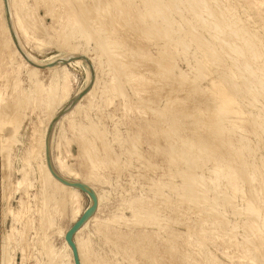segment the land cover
Returning a JSON list of instances; mask_svg holds the SVG:
<instances>
[{
    "label": "rangeland",
    "instance_id": "rangeland-1",
    "mask_svg": "<svg viewBox=\"0 0 264 264\" xmlns=\"http://www.w3.org/2000/svg\"><path fill=\"white\" fill-rule=\"evenodd\" d=\"M69 1H70V3H69ZM74 1V2H73ZM83 1V0H82ZM82 1H80L79 0V2H78V0H27L26 2L24 1H22V0H20V1H18V2H20L19 3V11L21 10V14H22V21H23V26H22V28L20 27V26H18L17 25V21L15 20V18L13 17V15L11 14V24H10V22H9V19H8V14H7V10H6V5H5V0H0V61L1 60H3V61H1V63H0V65L2 64V66H0V73L2 74V75H0V92H2L1 94H0V98H2V100H4V101H2L1 99V102L2 103H0V160L2 161L3 160V162H1L0 161V264H41L42 263V260H43V264H64L65 262H66V260L64 261L62 258H58V257H53V260L52 261H50L51 259H52V256H49L50 255V250H55V251H61L62 250V248L65 246V241H67V235L69 234V232L74 228V226H76V224H78L79 223V221L83 218V216L87 213V211L93 206V202H92V199H91V197L88 195V194H85V193H82L81 192V201L79 202L80 203V206H79V204H78V207H77V210L76 211H78V216H80V218L74 223L73 222V220H72V216H73V214H72V211H73V207L71 206V205H68L67 206V208H66V210H67V212L66 211H64V212H66V213H64V215H58V214H56L55 216H54V222H55V225H53V223L54 222H49V221H47L44 217H43V213H42V209H43V202L45 201L44 199H45V196H47V194L45 193L46 191H45V187L47 186V183L45 184L44 183V179H43V177H45V171H50L51 172V170H50V168H49V162H48V150L50 151V155H51V160H52V163H53V165H54V167H55V170L57 171V168H56V166L58 167V168H60L59 166L61 165V164H63L64 166H66L67 167V169H69L70 171H72V172H74V173H77L79 176H80V178H85V179H88L89 177L88 176H90L91 174H93V171H94V174H95V177L94 178H99L100 176H101V180H100V178L99 179H97V180H95V179H93V180H91L89 183L90 184H92L93 186H94V188H95V190L96 191H98L99 193H101V195H103V193H105L103 196H104V201H105V203H104V206L101 208V210L98 212V209L99 208H96V212H94L93 213V217L92 218H90L89 220H91V219H93L96 215H97V218H98V220L100 221V222H104V225L103 226H100L98 229L95 227L96 225H94V223L92 222L91 224H90V226H89V228H88V230L86 231V237L88 238V239H90V245H89V247L91 248H89L90 250V255H91V259H92V262H93V264H98V263H100L99 261H101V264H150V263H152L150 260H154V256H155V259H158L155 263H157L158 264V262L160 261V263H164V264H198L199 263V261H200V264H206L207 262V264H255V263H253L255 260H256V258H257V261H255L256 262V264H263L264 263V250H263V238H264V219L262 218V217H264V201H262L263 199H264V195H262V194H264V192L261 194V189H263L262 191H264V185H263V181H264V177H263V175H264V168H263V171H262V167H264V138H263V136H264V134L262 135V133H264V128H261L260 127V125L261 124H263V122H264V111L262 112V111H260L259 109H261V108H263L264 106H262V105H264V104H262V103H264L263 101V99H264V80H262V79H264V58H261V57H264L263 55V50L261 49V47H259V46H261V43H260V41L262 42V40H264V29L262 30L261 28H264L263 26L264 25H262V24H264V6H262V5H264L263 3V1L264 0H249L250 1V4L249 3H247L248 2V0H239V3H238V1L237 0H232V1H234V2H232L231 0H220V1H222L221 3L219 2V0L217 1V0H206V1H203V0H199V3L197 4L196 2H197V0H196V2H194V3H196V4H194L193 3V1H191V0H188V1H191L192 2V4H191V2L189 3L188 1H186V0H179V2L181 3H178V5H177V2H176V0H165V2H162V0H159L160 2H158V0H156V1H154V0H152V3H150L151 2V0H146L147 2L149 1V3H150V5H149V3H147V2H145V0H135V1H133L132 2V0H113L112 1V3L115 1V6L117 7V8H119L120 9V7H121V9L119 10V9H117V8H115V7H113L112 5V3H111V1L110 0H85V2H83L82 3ZM92 1V2H91ZM94 1V2H93ZM127 1H128V3H127ZM154 1V2H153ZM164 1V0H163ZM169 1V2H168ZM171 1H173V2H171ZM187 2V3H189V4H191V5H187L186 3H183V2ZM195 1V0H194ZM203 1V2H202ZM212 1V2H211ZM224 1V2H223ZM227 1V2H226ZM247 1V2H246ZM9 2H10V0H9ZM23 2V4H24V6H23V4L21 5V3ZM57 2V3H56ZM68 2V3H67ZM103 2L105 3V4H107L108 2L110 3V5H109V3H108V5L107 6H110V9L107 11V9H108V7L106 6L105 7V4L104 5H102L103 4ZM174 2H176V3H174ZM210 2V4L212 5L211 7H210V4H207L206 5V3H209ZM217 2H219V3H217ZM236 2V3H235ZM259 2V3H258ZM60 3V4H59ZM74 3H76V4H74ZM82 5H81V4ZM94 5H93V4ZM102 3V4H101ZM116 3H118L119 5V7L116 5ZM123 3V4H122ZM139 3V4H138ZM143 3H144V5H143ZM146 3V4H145ZM155 3H158V4H160V3H164L163 4V7H162V9L160 10L161 11V13H156V15H159V17L158 16H156L155 15V17H153V18H148L149 16H150V10L147 8V6L149 5V6H151V4H155ZM168 3H172L171 5L170 4H168ZM174 3V4H173ZM214 3V4H213ZM230 3V4H229ZM244 3H246V5H247V8H246V5L244 4ZM54 4H55V6H54ZM59 4V5H58ZM96 4V5H95ZM112 4V5H111ZM143 6H142V5ZM183 4H185L184 5V8L182 7L183 6ZM199 4H204V5H201L202 7H200V5ZM217 5L218 6V8L220 9V8H223V9H220L221 10V12L219 13V11H218V9H216L215 10V8L217 7V6H215L214 7V5ZM225 4V5H224ZM228 4V5H227ZM235 4V5H234ZM237 4H239V5H237ZM261 4V5H260ZM10 5V4H9ZM68 5H70V6H68ZM72 5V6H71ZM81 5V7H79ZM128 5V6H127ZM134 5V6H133ZM147 5V6H146ZM165 5V6H164ZM176 5V6H175ZM196 5V6H195ZM197 5H198V7H197ZM219 5L221 6L222 5V7H219ZM232 5V6H231ZM244 5H245V7H244ZM249 5V6H248ZM101 6V7H100ZM172 6V8H171V10L170 9H168V8H170ZM192 6V7H191ZM195 6V7H194ZM206 6H207V8H206ZM227 6H228V8H227ZM229 6H231V7H229ZM238 7V8H236V7ZM252 6V7H251ZM21 7H22V9H21ZM72 7H73V9H72ZM75 7V8H74ZM111 7H113V8H111ZM125 7V8H124ZM143 7H145L144 9H146V10H143ZM165 7V8H164ZM167 7V8H166ZM176 7V8H175ZM209 7V8H208ZM213 7V8H212ZM226 7V8H225ZM240 7L242 8H244V14H245V16H244V14H243V10H241L240 9ZM255 7V8H254ZM67 8V9H66ZM81 8V9H80ZM93 8V9H92ZM106 9V10H103L102 12H103V14L105 15V16H108V17H105L103 14H102V12H101V10H100V12H99V9ZM124 8V9H123ZM137 8V9H136ZM139 8V9H138ZM181 8H183L182 10H179V9H181ZM186 8H188V9H186ZM191 8H192V10H191ZM195 8H197V10L195 9ZM202 11L203 9V11L205 12V13H208V15L207 14H205V13H203V11L201 12V11H198L199 9ZM206 8V9H205ZM234 8H236V9H234ZM242 8V9H243ZM250 8H251V10H253V11H251L250 10ZM253 8V9H252ZM53 9V10H52ZM76 11H75V10ZM90 9H92L91 11H93L92 12V14H91V12L89 11ZM95 9V10H94ZM96 9L98 10L97 12L101 15H103L101 18H100V15L97 13V12H95L94 13V11H96ZM115 9V10H114ZM150 9H151V7H150ZM172 9H174V11L172 10ZM178 9V10H177ZM225 9H228V11L227 10H225ZM232 9H234V11L232 10ZM237 9H239V10H237ZM245 9H247V10H245ZM68 10V11H67ZM72 10V11H71ZM81 10H82V12H81ZM114 10V11H113ZM124 10V11H123ZM130 10V11H129ZM164 10H166V11H164ZM170 10V11H169ZM175 10H177V12H175ZM185 10L187 11V14L190 12L189 10H191L192 12H190L191 13V15L190 16H186L187 14H186V12H185ZM209 10H210V14H209ZM212 10V11H211ZM235 10H237V11H235ZM240 10H241V12H240ZM249 10V13L247 12ZM11 11V10H10ZM48 11V12H47ZM52 11V12H51ZM84 11V12H83ZM90 12V14H85V13H87V12ZM118 13H117V12ZM159 11V12H160ZM174 13H173V12ZM178 11L181 13V15H184V19L183 18H180L181 17V15L178 13ZM182 11V12H181ZM194 11H196V13L194 12ZM208 11V12H207ZM218 11V12H217ZM257 11V12H256ZM50 12V13H49ZM69 12H71L72 13V15H73V13L74 14H76L75 16V18H80L79 20H80V22H79V20L78 19H75V20H78V21H76L81 27L79 28H77L78 30H82V32H83V34H82V32H81V30H80V32H77V29L75 30L76 31V34L74 33V36H75V40H72V39H70L71 38V32H70V29L69 28H71V24H72V22L74 21L73 19H74V16H72L71 15V13H69ZM108 12V13H107ZM111 12V13H110ZM127 12H129V13H127ZM142 12V13H141ZM149 14H148V13ZM162 12H164V13H162ZM185 12V13H184ZM199 12V13H198ZM216 12V13H215ZM223 12H224V14H223ZM227 12H228V17L230 18H228L227 16H225V15H227ZM232 12V13H231ZM236 12V13H235ZM237 12H239L240 13V15H243V16H240L239 15V13H237ZM247 14H246V13ZM256 12V13H255ZM260 12V13H259ZM69 13V14H68ZM84 13V14H83ZM93 13H94V15H93ZM106 13H107V15H106ZM110 13V14H109ZM127 13V14H126ZM175 13H178V14H175ZM183 13V14H182ZM205 15H203V14ZM214 13V14H213ZM226 13V14H225ZM233 13H235L234 15H233ZM252 13L254 14L255 13V15H252ZM258 13V14H257ZM263 13V16L261 15ZM20 14V15H21ZM131 14V15H130ZM132 14H134V15H132ZM146 14H148V16H146ZM163 14V15H162ZM166 16H165V15ZM200 14V15H199ZM202 14V15H201ZM213 14V15H212ZM251 14V15H250ZM89 17H88V16ZM98 16L99 15V17L98 18H100V20L103 22V21H105L103 24L105 25H103L102 23L100 24L99 22H101L99 19H95V18H97L96 16ZM115 15H118V16H115ZM127 15V16H126ZM141 15V16H140ZM145 15V16H144ZM161 15V16H160ZM176 15H177V17H176ZM194 15V16H193ZM197 15V16H196ZM198 15H199V17L201 18V19H199L198 18ZM221 15V16H220ZM226 17H224V16ZM231 15H233V17L231 16ZM235 15H238V16H236L235 17ZM251 17H250V16ZM261 16V18H263V19H260L259 18V16ZM69 16H71V17H69ZM81 16H82V18H81ZM93 16V17H92ZM130 16V17H129ZM133 16V17H132ZM154 16V15H153ZM164 16V17H163ZM167 16L170 18V21H169V18L167 19ZM171 16V17H170ZM179 16V17H178ZM203 16H204V18H203ZM207 16H209V17H207ZM217 16V17H216ZM231 16V17H230ZM73 17V18H72ZM104 17V19L102 20V18ZM110 17V18H109ZM114 17V18H113ZM161 17H162V19H161ZM183 17V16H182ZM225 18V19H221V18ZM238 17V18H237ZM256 17H258V19H257V21L256 20H254ZM90 18V19H89ZM105 18H106V20H105ZM129 18V19H128ZM136 18V19H135ZM160 18V19H159ZM164 18H166L165 20L166 21H168L169 23L171 22L172 23V25H171V23H170V25L172 26L171 28H177V29H172L173 31V34H172V32L170 33L169 32V35H167L166 36V34L167 33H165L164 35H162L163 33H164V31H161L162 29H164L165 30V28L163 27V26H165L166 24H168V22H166V21H164ZM173 18H175L174 20H175V23L173 22ZM185 18H186V20H185ZM194 19V20H192V19ZM212 18V21L210 22V23H208L207 21H210V20H208V19H211ZM216 18H218V19H216ZM231 18H233V19H237V20H231ZM250 18V19H249ZM253 18V19H252ZM69 19H71L72 21H70ZM82 19V20H81ZM108 19V20H107ZM114 19H115V21H114ZM120 19V20H119ZM131 19V20H130ZM146 21H145V20ZM153 19V20H152ZM155 19H158L159 20V24H158V20H155ZM181 19H183V20H185V21H181ZM196 19H199V21L200 20H205V21H202L203 23L201 24V22H199L198 20H196ZM215 19V20H214ZM221 19V20H220ZM230 20V21H227V20ZM20 20V19H19ZM83 20H84V24H85V22H86V25H84L82 22H83ZM86 20H92V21H88L89 23H91V24H87V21ZM93 20H94V22H95V20H96V24H95V27H94V25H93ZM99 20V21H98ZM122 20H123V22H122ZM127 20V21H126ZM138 20V21H137ZM145 22H144V21ZM161 20H163L164 21V23L163 22H161ZM187 20H188V23H186L187 22ZM207 20V21H206ZM214 20V21H213ZM218 20V21H217ZM219 20H220V23L222 22V24H219ZM224 22H223V21ZM239 20H241V21H239ZM246 20V21H245ZM248 20V21H247ZM252 20V21H251ZM261 21V20H263V21H261V22H259V21ZM98 21V22H97ZM130 21H131V23H130ZM141 21V22H140ZM143 21V22H142ZM149 21V22H148ZM193 21V23H191ZM195 21V22H194ZM201 24V25H197V24H199L198 22ZM215 21H217V25H216V23H215ZM227 21V22H226ZM231 21H234V22H238L239 21V23H232ZM245 21V23H246V25H245V23H243ZM254 21H255V24H254ZM75 22V21H74ZM75 22V23H76ZM154 22H156V24L154 23ZM191 24H190V23ZM205 22V23H204ZM212 22H214V23H212ZM228 22H230V24L228 23ZM243 23V25H242V23ZM249 22H250V24H249ZM256 22H257V24L259 25V24H261V25H259V28H257L258 26H257V24H256ZM263 22V23H262ZM81 23H82V25H81ZM98 23V24H97ZM108 23V24H107ZM111 23V24H110ZM112 23H113V25H112ZM120 25H119V24ZM135 23H136V25H135ZM140 23V24H139ZM143 23V24H142ZM150 23V24H149ZM151 23L152 24H154L155 26H152L151 25ZM163 25H162V24ZM174 23V24H173ZM206 23H208L210 26H202V25H206ZM241 23V24H240ZM252 23V24H251ZM99 24H100V26L102 27L101 29L102 30H97V28L99 27ZM118 26H117V25ZM157 24H158V26H157ZM176 24L177 25H179V26H176ZM187 24H189V25H187ZM225 25L224 27H222V25ZM226 24H229L230 25V27H229V25H227L226 26ZM236 24V25H235ZM239 24H240V26H239ZM87 25H89V26H87ZM93 25V26H92ZM97 25H98V27H97ZM113 27H112V26ZM116 25V26H115ZM124 25V26H123ZM127 25V26H126ZM130 25H131V27H130ZM160 25V26H159ZM161 25H162V27H161ZM185 25V26H184ZM187 25V26H186ZM190 25H192V26H190ZM212 25V26H211ZM215 25V28H211V27H213ZM231 25H233V26H231ZM247 25L250 27H247ZM254 26V27H252V26ZM90 26H92V29H94L96 32H98V33H96L95 31H93L92 29H91V27ZM108 26V27H107ZM115 26V27H114ZM152 26V27H151ZM167 26V25H166ZM180 26H182V27H180ZM189 26V27H188ZM195 26H198V27H196L197 28V31H196V28H195ZM199 26H200V28H199ZM221 26V27H220ZM238 28H237V27ZM84 27H89V30H91V31H93V32H91V31H89L88 32V28H86V30H84V31H86L85 33H84V31H83V29H85ZM103 27L105 28L106 27V29H104L103 30ZM120 27V28H119ZM121 27H122V29H121ZM123 27H125V28H123ZM127 27H128V29H127ZM149 27H151V29H149ZM191 27V28H190ZM220 27V28H219ZM230 29H229V28ZM243 27V28H242ZM261 27V28H260ZM109 28V29H108ZM140 28V29H139ZM190 28V29H189ZM194 30H193V29ZM204 28V30L206 29V31H204V30H202ZM208 28H210V29H208ZM223 28V31L221 30ZM232 28V29H231ZM237 28V29H236ZM242 28V29H241ZM249 28V29H248ZM252 28H254L255 30H253ZM108 29V30H107ZM125 31H124V30ZM134 29V31H132V30ZM143 29V30H142ZM150 31H149V30ZM153 29V31H151ZM161 29V30H160ZM181 29H183V30H181ZM199 29H200V31H199ZM213 31H212V30ZM215 29V30H214ZM218 29H220L221 31H220V33H222V34H220L219 33V35L217 36L218 38H216V36H214V34H218ZM226 29H227V31H226ZM233 29H234V31H235V33L237 34H235L234 33V31H233ZM246 29H247V32H246V34L245 33H242V32H244V30L246 31ZM69 30V31H68ZM110 30H114V31H110ZM191 30H193V31H195V32H193V31H191ZM207 30H208V33H206L207 32ZM228 30H230V32L228 31ZM237 30V31H236ZM240 30H243V31H241V33L242 34H244V35H242L241 33H239L240 35H242L243 36V38H244V36L246 35V37H248V41H246V37H245V39H243V38H241L242 36H240L239 34H238V31L240 32ZM249 30V31H248ZM252 30H253V32H252ZM116 31V32H115ZM123 31H124V33H123ZM151 32V34L149 33V32ZM161 31V33H159ZM176 31H178V33L175 35V32ZM184 31V32H183ZM187 31H189V32H187ZM199 31V32H198ZM202 31H204V33L202 32ZM215 31V32H214ZM217 31V32H216ZM233 31V32H232ZM257 31V32H256ZM63 32V33H62ZM70 32V33H69ZM88 32V33H87ZM101 34H100V33ZM102 32H104V33H102ZM108 32H109V34H108ZM110 32H112V34L110 33ZM115 32V33H114ZM120 32V33H119ZM129 34H128V33ZM141 34H140V33ZM143 32H145V33H143ZM153 32H155V33H157L156 35H155V33H153ZM198 34H200L202 37H200V35H197V33ZM225 32H229V33H225ZM232 32V33H231ZM248 32H250V34L251 35H249V33ZM253 34H252V33ZM257 34H256V33ZM79 33V34H78ZM80 33L82 34V35H80ZM91 33V34H90ZM92 33H94V34H92ZM181 35H180V34ZM185 33V34H184ZM211 33V34H210ZM231 33V34H230ZM84 34H86L87 35V39H89V41L88 40H86L85 38H84V36H86V35H84ZM96 34H99V35H96ZM116 35V36H114V35ZM128 34V35H127ZM132 34V35H131ZM187 34V35H186ZM189 34V35H188ZM191 34V35H190ZM208 34H209V36H208ZM225 34V35H224ZM233 34V35H232ZM247 34H248V36H247ZM254 34H256V35H254ZM65 35V36H64ZM76 35H78V36H76ZM84 35V36H83ZM94 35H96L97 37L99 36V38H96V36L95 37H93ZM104 35V36H103ZM110 35H112V36H110ZM123 35V36H122ZM136 35V36H135ZM153 35V36H152ZM174 35V36H173ZM177 35H178V39H177ZM192 35L194 36L193 38H192ZM199 36V40H198V38H197V36ZM207 35V36H206ZM214 37V38H216V39H219V36H220V39H222L221 41H222V43H220V40H216V42H215V39L212 37V36ZM228 35V36H227ZM230 35V36H229ZM234 36L235 38H234V40L233 41H231L232 39H233V37L232 36ZM236 35V36H235ZM260 35V36H259ZM15 36V37H14ZM67 36V37H66ZM80 36H82V39H80V40H77V39H79L80 38ZM90 36V37H89ZM105 36H107L108 38H107V42H104L103 41V39H100V38H104ZM145 36V37H144ZM149 36V37H148ZM158 38H157V37ZM181 36V37H180ZM196 36V37H195ZM206 36V37H205ZM211 36V37H210ZM222 36H224L223 38H222ZM228 37V38H225V37ZM238 36H239V38H238ZM253 38H251V37ZM256 36H258V37H256ZM66 37V38H65ZM70 37V38H69ZM112 37V38H111ZM123 37V38H122ZM127 37H129V38H127ZM135 37V38H134ZM138 37V38H137ZM139 37H140V39H139ZM153 39H152V38ZM172 37V38H171ZM173 37H174V40H173ZM176 37V38H175ZM186 37V38H185ZM187 37H188V39H187ZM230 37H231V40H230ZM236 37H237V39H236ZM250 37V38H249ZM84 38V39H83ZM92 38H94V39H92ZM95 38H96V40L98 39V41L99 42H97L96 40H95ZM109 38H111V39H113V38H116V39H113L112 41H111V39H109ZM120 38V39H119ZM138 40H137V39ZM145 38V39H144ZM148 40H147V39ZM164 38V39H163ZM165 38L167 39V40H165ZM172 39V40H170V39ZM182 38V40L184 39V42L185 43H187V41H188V43L185 45V43L183 42V41H181L180 39ZM191 38V39H190ZM200 38H203V41L204 40H206L205 42H203L202 40H200ZM210 38V39H209ZM211 38H213V39H211ZM256 38L257 39H259V40H256ZM262 38V39H261ZM66 39H70V43H71V45H70V43L68 42L69 40H66ZM92 39V40H91ZM108 39L111 41H108ZM126 39V40H125ZM145 41H144V40ZM163 39V40H162ZM187 41H186V40ZM195 39L196 40H198V41H200V43L202 44H198V43H196V41H195ZM226 39V40H225ZM228 39V40H227ZM240 39H242L243 41H241ZM250 39V40H249ZM94 40H95V42H96V44H95V42H94ZM100 40H102V42L100 41ZM116 40H117V42L119 43V41H120V43H119V45H117L118 43L116 42ZM121 40H123V41H121ZM144 42H143V41ZM150 40V41H149ZM151 40H153V41H151ZM158 40V41H157ZM162 40V41H161ZM169 40L171 41V44H169L168 42H169ZM181 41L180 43H181V45L177 42V41ZM214 40V41H213ZM253 40H255L254 42H253ZM89 42V43H87V42ZM92 41V42H91ZM115 42L116 43V46L118 47V48H116L115 46H114V44L115 43H112V42ZM155 41V42H154ZM160 41V42H159ZM167 41V42H166ZM175 41V42H174ZM193 42V44H192V42ZM202 41V42H201ZM212 41V42H211ZM217 41H219V43H220V45H222L223 47H221L219 44H217ZM225 41V42H224ZM226 41H229V42H226ZM231 41V42H230ZM237 41H238V43H240L239 45L237 44ZM240 41V42H239ZM259 41V42H258ZM85 42L87 43V44H85ZM91 42V43H90ZM103 43V44H101V43ZM108 42H110V43H108ZM122 42H123V44H122ZM131 42V43H130ZM148 42V43H147ZM150 42H151V44H150ZM164 42H166L167 44H168V46L170 47V45H172V47H170V49H169V47L166 45V43L164 44ZM215 42V44H213ZM233 42H234V45L235 44H237V45H233ZM236 42V43H235ZM241 42L244 44V43H246V42H248L249 44L251 43L252 44V46H254V47H252L251 45H249L248 43H246V44H248L249 46H251L250 48H245L244 46H246V47H249L248 45H243V44H241ZM264 42V41H263ZM263 42H262V48H263V46H264V44H263ZM65 43H66V45H65ZM101 45H100V44ZM139 43V44H138ZM178 44V45H176V46H180V47H178V48H176V46H175V44ZM183 43V44H182ZM210 43H211V45H210ZM232 43V44H231ZM256 43V44H255ZM106 44H107V47H106ZM110 44L113 46V47H110ZM196 44L197 45H199V46H196ZM258 44H260V45H258ZM63 45H65V46H67V47H64ZM87 45H89V46H87ZM104 45V46H103ZM132 45V46H131ZM203 45H210L209 47L208 46H205V48L207 49V47H208V50H207V52L205 51L206 49L203 47ZM216 45H218V46H220L219 48H218V46H216ZM228 45V46H227ZM233 45V46H232ZM255 45H256V48L258 49V47L260 48V49H258L259 51H256L257 49L255 48ZM143 46V47H142ZM147 46V47H146ZM161 48H160V47ZM213 46H215V47H213ZM225 46V47H224ZM230 46V47H229ZM231 46L232 47H234V48H232V49H229V48H231ZM239 46H241V47H243V48H241V47H239ZM77 47H80V49H78ZM120 47V48H119ZM164 47V49H162ZM175 47V48H174ZM182 47V48H181ZM186 47V48H185ZM198 47H199V49H198ZM210 47H212V48H210ZM72 48V49H71ZM74 48H76V49H74ZM104 49V52H105V50H106V53L108 52V54H109V56L107 57V55H105L104 57H100V59H97V58H99V57H96L94 54H96L97 52V49H99V50H102V49ZM110 48V49H109ZM113 48V49H112ZM115 48V49H114ZM122 48V49H121ZM124 48V49H123ZM128 48V49H127ZM168 48V49H167ZM172 48V49H171ZM184 48H185V50H184ZM190 50H189V49ZM200 48H202V49H200ZM216 48V50L213 52V50ZM223 48V49H222ZM240 49L239 51H240V53H242V55H240V53H239V51L237 50V49ZM252 48H254V49H256V50H254V49H252ZM71 49V50H70ZM78 49V50H77ZM117 49L118 50H120V52L119 53H117L118 51H117ZM131 49H133V50H131ZM140 51H139V50ZM145 49V50H144ZM174 49V50H173ZM179 49V50H178ZM204 49V51H201V50H203ZM213 49V50H212ZM227 49V50H226ZM228 49H229V51H233V52H237L236 53V55H235V53H231L230 52V54L232 55V54H234L235 56H231L230 57V54H229V52H227V54L225 53L226 51H228ZM235 49V50H234ZM244 51H246V52H249V53H246V52H244ZM245 49H247V50H245ZM16 50L17 51H20L21 52V54L23 55V53H25L27 56L30 54V55H32L35 59H37L38 61H42V62H44V61H47L48 59H50V58H52V57H56V58H63V57H67V56H72V55H74V53H76V51H78L77 53L78 54H85V55H88L87 57H89V58H95L96 60H98L96 63H98V64H96L94 67H92V66H88V64L86 65V63L84 64V62H82V61H80L79 59V62H81L82 63V66H80V64H76V66H74L73 64H70V66L69 65H64V66H60V71L61 72H64L66 75L68 74V79H69V90H68V92L66 93V94H64L63 95V93H62V91L61 92H59V94H58V96L56 97V99H55V101H54V103H52V105H51V100L49 99V101L47 100L48 99V97H47V99H45L46 98V96H47V93H45L44 92V90H45V88H47L48 87V85H49V78H50V75H51V73H50V71H48V70H43L42 72H41V74H40V79H41V82H43V84L45 85V87H44V89L42 88V92L44 93H42L41 91V93H39L42 97H39L40 95L39 94H37L38 93V90L36 89V87L34 88V85L32 84V82H31V80H30V76H29V70H28V68H25V66H23L22 65V62H21V60H20V58L16 55ZM72 50H74V52L72 51ZM89 50H90V52H89ZM94 50H96V51H94ZM114 50H115V53H114ZM147 50V51H146ZM179 51V52H176L175 53V51ZM184 50V51H183ZM211 50V51H210ZM225 50V51H224ZM237 50V51H236ZM252 50H254V51H252ZM263 51V52H260V51ZM68 51H70V52H68ZM113 51V52H112ZM130 51V52H129ZM142 51V52H141ZM160 51V52H159ZM166 51V52H165ZM183 51V52H182ZM187 51V52H186ZM190 53H189V52ZM213 52V54H209V52ZM222 53H220V52ZM242 51V52H241ZM258 52V53H256V52ZM89 52V53H88ZM95 52V53H94ZM123 52V53H122ZM125 52L127 53L128 52V54H125ZM134 54H133V53ZM202 52V53H201ZM204 52V53H203ZM219 52V53H218ZM243 52H244V54H243ZM256 53V56H255V54L254 53ZM29 53V54H28ZM73 53V54H72ZM93 53V54H92ZM113 53L114 54H117V56H115L114 58H111V56L113 55ZM163 53V54H162ZM172 53V54H171ZM181 53V54H180ZM184 53H186V54H188V55H184ZM196 53H197V55H196ZM214 53H217L216 55V57L215 58H217L218 57V55H219V57L217 58V60L215 61V60H211L212 58H211V56L214 58V56H215V54ZM245 53L247 54V55H245ZM7 54H9V56L10 57H8V55ZM11 54V55H10ZM13 54V55H12ZM14 54H15V56H14ZM121 55V56H119V55ZM136 54H138V55H136ZM167 54V55H166ZM171 54V55H170ZM180 54V55H179ZM183 54V55H182ZM202 54V55H201ZM206 54H208V55H210V56H207ZM221 54V55H220ZM239 54V55H238ZM257 54H259V55H257ZM263 54V55H262ZM29 55V56H30ZM76 55V57H77V54H75ZM206 55V56H205ZM226 55V56H225ZM229 55V56H228ZM238 55V56H237ZM247 57V58H245V56ZM13 56V59L11 58ZM114 56V55H113ZM112 56V57H113ZM123 56V57H122ZM132 56H134L135 57V59H134V57H132ZM149 56L151 57V58H149ZM179 56V57H178ZM182 56V57H181ZM186 56V57H185ZM192 56H193V58H192ZM207 58V61H205L206 60V58ZM222 56V57H221ZM228 56V57H227ZM236 56H237V58H236ZM241 57V59H240V57ZM260 58H259V57ZM111 58L110 59V62L108 61L109 59L108 58ZM120 57V59H115V58H119ZM130 57H132V58H130ZM143 57H146L145 58V60H144V58ZM175 57V58H174ZM177 57V58H176ZM201 57H203V58H201ZM222 59H221V58ZM227 57V58H226ZM235 57V58H234ZM6 59V60H4V59ZM105 58V59H104ZM108 60H107V59ZM124 58V59H123ZM210 58V59H209ZM214 58V59H215ZM221 60H220V59ZM224 58H226V60L224 59ZM235 59V60H242L243 58L247 61H243L242 60V62L241 63H239L238 61H235V60H233L232 62H229V59L230 60H232V59ZM249 58H251V59H249ZM254 58V59H253ZM10 59V60H9ZM16 59V63H14L15 60ZM66 59V58H65ZM101 59H103V60H101ZM128 59V60H127ZM132 59V60H131ZM137 59V60H136ZM140 59V60H139ZM152 59V60H151ZM154 59V60H153ZM167 59H169V60H167ZM195 59V60H194ZM208 59H209V61H208ZM228 59V60H227ZM259 59V60H258ZM261 59V60H260ZM55 60H59V59H55ZM54 60V61H55ZM118 60H119V63H118ZM135 60V61H134ZM158 60V61H157ZM162 60V61H161ZM165 60V61H164ZM203 60V61H202ZM218 60H219V62H220V64L222 65V64H224V65H216V64H219V62H218ZM227 61L226 63H224V61ZM7 61V62H6ZM107 61H108V63H107ZM117 61V62H116ZM125 61V62H124ZM127 61V62H126ZM150 61V62H149ZM156 61V62H155ZM173 61V62H172ZM200 61H201V63H200ZM211 61L213 62H217L216 64H214V62L213 63H211ZM234 61L236 62V63H234ZM2 62H4V63H2ZM13 62V63H12ZM102 63L103 65L101 66V64L100 63ZM120 62H121V64H120ZM126 63L125 64V68H124V70H123V68L120 70L119 68H117V66H121V67H123V63ZM133 62V63H132ZM144 64H143V63ZM166 62H168V63H166ZM208 62H210V64L208 63ZM223 62V63H222ZM237 62H238V64H237ZM250 62V63H249ZM164 63V64H163ZM166 63V64H165ZM177 63V64H176ZM206 63V64H205ZM230 63H234V65L236 64V65H238V66H240V67H235L234 68V66H232V64H230ZM247 63H249L250 65H248ZM6 64V65H5ZM11 64L13 65V66H11ZM108 64H109V66H108ZM110 64H112V65H110ZM116 64V65H115ZM152 64V65H151ZM156 64V65H155ZM186 64V65H185ZM202 64V65H201ZM214 64V65H213ZM226 64H228V66L226 65ZM240 64V65H239ZM252 64V65H251ZM3 65H5V67H7V68H5ZM7 65H9V66H11V68H9ZM18 65H21V66H18ZM145 65V66H144ZM154 65V66H153ZM165 65V66H164ZM195 65V66H194ZM206 65V66H205ZM229 68V69H233L232 71H231V73H230V71H229V69L226 67V66ZM242 65V66H241ZM246 66V68L247 69H245V66ZM17 66L19 67V68H17ZM78 66V67H77ZM111 66V67H110ZM116 66V67H115ZM158 66V67H157ZM178 66V67H177ZM187 66V67H186ZM189 66V67H188ZM204 66H205V69H204ZM208 66V67H207ZM211 66H213L212 68L213 69H211V68H209V67H211ZM215 66H216V68H215ZM222 67L223 68V66H225V68L227 69H223V70H221L222 68H219V67ZM230 66H232V67H230ZM1 67H3V68H1ZM108 67H110V68H108ZM120 67V68H121ZM169 67V68H168ZM174 67L176 68L175 70H174ZM242 67H243V69H242ZM254 67V68H253ZM13 68H14V70H13ZM97 68V69H96ZM103 68V69H102ZM173 68V69H172ZM208 68H209V70H210V72H208L207 70H208ZM215 68V69H214ZM237 68V69H236ZM238 68H240V69H238ZM8 69V70H7ZM12 69V70H11ZM22 69V70H21ZM96 69V70H95ZM101 69V70H100ZM115 69V70H114ZM117 69H118V72H117ZM193 69H195V70H193ZM201 69V70H200ZM207 69V70H206ZM221 70V72H219L218 70ZM236 69V70H235ZM4 70V71H3ZM6 70V71H5ZM19 70H21V71H19ZM67 72H66V71ZM120 70V71H119ZM123 70V71H122ZM164 70V71H163ZM182 70V71H181ZM203 70V71H202ZM237 70H239L238 72H237ZM243 70V71H242ZM7 71H8V73H7ZM12 71H14V72H12ZM115 71V72H114ZM148 71H149V73H148ZM163 71V72H162ZM192 71V72H191ZM196 71V72H195ZM226 71V72H225ZM236 71V72H235ZM242 71V73H243V75H242V73H239V72H241ZM3 72H4V74H3ZM5 72H6V74H5ZM18 72V73H17ZM90 72H91V74H90ZM99 72V73H98ZM107 72L109 73V77H107L108 75H107ZM117 72V73H116ZM120 72V73H119ZM159 72H161V73H163V74H161V73H159ZM184 72V73H183ZM191 72V73H190ZM201 72H203L204 73V76H203V73H201ZM207 72V73H206ZM217 72H219V73H217ZM229 72V73H228ZM232 72H233V74H232ZM246 72H248V73H246ZM9 73H11V76H10V74ZM14 73H15V75H14ZM20 73V74H19ZM103 73H104V75H103ZM111 73V74H110ZM165 73H166V75H165ZM182 73V74H181ZM200 73L202 74V75H200ZM215 75H213V74ZM215 73H217V74H215ZM220 73H221V75H220ZM223 73V74H222ZM227 75H226V74ZM246 73V74H245ZM10 76V78H9V76ZM114 74H116V76L118 77H116ZM120 74H122V75H120ZM140 74V75H139ZM144 74V75H143ZM179 74H180V76H179ZM205 74H206V76H205ZM213 76H212V75ZM226 75L225 77L224 76H222V75ZM229 74H232V75H236V76H232V78H230V75ZM239 74H241V75H239ZM245 74V75H244ZM5 75H7V78L6 77H2V76H5ZM18 75V76H17ZM101 75H103V76H101ZM111 75V76H110ZM119 75V76H118ZM163 75H165V78H164V76ZM171 75V76H170ZM97 76V77H96ZM114 76L117 78H114ZM120 76L122 77V78H120ZM151 76V77H150ZM162 76V77H161ZM188 76V77H187ZM197 78L198 80H200V81H198V80H196L195 78ZM202 78H204V79H202ZM213 77V79H212V77ZM222 77V80L223 81H221V78H219V77ZM227 76H228V78H227ZM1 77L2 78H4V79H1ZM95 77V78H94ZM106 77H107V79H106ZM112 77H113V80H112ZM139 77H141V78H139ZM144 77H146V78H144ZM156 77H158V78H156ZM179 77H180V79H179ZM186 77V78H185ZM206 77H208L209 79H207L205 82H204V80L206 79ZM214 77H218L219 78V80H218V78H214ZM223 77H224V79H226L225 80V83H224V79H223ZM132 78V79H131ZM153 78V79H152ZM162 79V78H164V80L165 81H163V80H161L160 81V79ZM169 78V79H168ZM175 78V79H174ZM184 78V79H183ZM187 78H188V81H187ZM234 78V82L232 81H230V82H228L229 81V79H233ZM238 78H241V79H243L242 80V83H241V81L240 80H238ZM246 78H248V79H246ZM6 79H8V80H6ZM11 79V80H10ZM13 79V80H12ZM18 79H20L19 81L16 80ZM89 79V80H88ZM95 79H97V80H95ZM123 79V80H122ZM131 79V80H130ZM139 79V80H138ZM154 79H156V80H154ZM172 79V80H171ZM182 79V80H181ZM190 79V80H189ZM202 79V80H201ZM1 80H3V81H1ZM94 80L96 81V82H94ZM101 81V82H98V81ZM111 80H112V82L113 81H115V82H113V83H111ZM118 80H121V81H123L122 82V84L121 83H119L120 81H118ZM135 80V82L133 83V81ZM137 80V81H136ZM147 80V81H146ZM151 80V81H150ZM191 80H192V82H191ZM218 80V82H216ZM236 80H238V81H236ZM150 81V82H149ZM171 81V82H170ZM174 83H173V82ZM180 81L181 82H183V83H180ZM215 81V82H214ZM219 81H221V83L219 82ZM236 81V82H235ZM240 81V82H239ZM5 82H6V86H8V87H6L5 86ZM20 82V83H19ZM144 82V83H143ZM160 84H159V83ZM187 84H186V83ZM194 82V83H193ZM201 83V85H199V83L198 84H196V83ZM223 82V83H222ZM227 82V83H226ZM237 82H238V84H237ZM3 83V84H2ZM14 83V84H13ZM16 83V84H15ZM17 83H19L20 84V89H19V87H18V85L19 84H17ZM93 83V85L94 84H96L97 83V89L99 88V90H97V92H96V94H98V95H95L96 97H94L93 99H91V100H83V102H82V106L84 107V113L83 114H81V115H79V117H77V119H75V121L73 122V123H71L69 120H65V122L64 121H61V123L62 122H64V124H61L60 123V120L62 119H60L57 123L58 124H56L55 125V127L53 128V130L52 131H50V128H51V124H50V120L52 119V121L51 122H53L54 120H55V118L58 116V114H60L63 110H65L72 102H73V100L80 94V93H82L84 90H86L91 84ZM98 83L99 84H101V86L100 85H98ZM109 83H111L112 84V86L109 84ZM172 83V84H171ZM179 83H180V89L178 88V87H176V84H178L179 85ZM195 84L194 86H193V84ZM206 83V84H205ZM213 83H215V85L213 84ZM219 83V84H218ZM233 83H236V87L237 86H240V87H238V88H236L235 87V85H233ZM240 83V84H239ZM254 83H256V84H254ZM263 83V84H262ZM8 84V85H7ZM105 84V85H104ZM108 84V85H107ZM137 84V85H136ZM164 84V85H163ZM184 84H186V85H184ZM221 84H223L222 86H224L225 84H227L226 86V89L224 90V92H225V94L227 93V92H229V91H233V92H229V93H227V94H229V95H226V96H229V97H231V98H233V101L235 102L234 104L236 105H234L233 104V102L229 105V107L226 109V110H223V111H219L218 109H220V105L222 104V102H223V99L225 98V94H224V92H222L223 90V88H222V86H221ZM229 84H232L233 86H231V85H229ZM16 86L17 85V87H14V86ZM115 85L119 88V89H116L117 87H115ZM134 85H135V87H134ZM159 85V86H158ZM167 85H169V87L167 86ZM171 85V86H170ZM172 85L174 86L173 88H172ZM197 85H198V87H197ZM212 85H214V86H212ZM243 85V86H242ZM12 86L14 87V88H12ZM99 86V87H98ZM104 86V87H103ZM112 87V89H111V87ZM139 86V87H138ZM200 86H201V89H202V86H203V90L201 91V89H195V88H200ZM207 86V87H206ZM218 86V87H217ZM230 86L232 87V90H231V88H230ZM6 88V89H4V88ZM11 87V88H10ZM106 87V88H105ZM109 87H110V89L111 90H113L112 92L110 91V93H108L109 92ZM114 87V88H113ZM121 87V88H120ZM122 87H123V90H121V92L119 91L120 89H122ZM151 87V88H150ZM182 87V88H181ZM193 87H195V88H193ZM205 87H206V89H205ZM210 87H214V88H210ZM216 87V88H215ZM220 87V88H219ZM235 87V88H234ZM10 88V89H9ZM17 88V89H16ZM103 88V89H102ZM147 88H148V91H147ZM155 88V89H154ZM158 88V89H157ZM176 88L178 89V90H176ZM210 90H209V89ZM228 88V89H227ZM234 88V89H233ZM239 88H240V90H239ZM16 89V90H15ZM21 89H22V91H21ZM33 89V90H32ZM102 89V91L104 92V94L105 95H107L106 93H108V95L107 96H105L104 94H103V92H100V90ZM115 89V90H114ZM173 89V90H172ZM214 91V92H212V90ZM217 89V90H216ZM218 89H221V90H219L218 91ZM255 89V90H254ZM5 90H6V92H5ZM12 90V91H11ZM17 91V92H15V91ZM24 90V91H23ZM30 90H31V92H30ZM105 90V91H104ZM106 90H107V92H106ZM117 90L119 91V93L117 92ZM155 92H154V91ZM157 90V91H156ZM160 90H162L161 92H160ZM193 90V91H192ZM195 90V91H194ZM199 90V91H198ZM241 92V93H239V91ZM259 90V91H258ZM7 91H8V93H7ZM11 91V92H10ZM21 91V92H20ZM37 91V92H36ZM99 91V92H98ZM115 91H116V93H115ZM151 91V92H150ZM170 91V92H169ZM172 91H173V93H172ZM175 91H176V93H175ZM178 91V92H177ZM211 93H210V92ZM237 91V92H236ZM258 91V92H257ZM14 92V93H13ZM25 92V94L23 95V93ZM33 92V93H32ZM145 92V93H144ZM190 92V94H188ZM197 92H200L201 94H205L204 96L205 97H203V95H201L200 94V96L198 95V93ZM203 92V93H202ZM209 92V93H208ZM217 92V94H214V93H216ZM236 92V93H235ZM243 92V93H242ZM254 92V93H253ZM262 92H263V94H262ZM6 93H7V95H6ZM21 93H22V99H21ZM36 93V94H35ZM112 93H115V94H112ZM154 93H155V95H154ZM157 93V94H156ZM159 93V94H158ZM171 93V94H170ZM192 93H196L195 95H193ZM206 93H208V94H206ZM232 93H233V96H232ZM5 94V95H4ZM11 94L13 95V97L15 96V98L14 99H16L17 101H15L14 99H13V97L11 96ZM16 94V95H15ZM17 94H19V97H20V101H19V98H18V96H17ZM32 94V95H31ZM102 94V95H101ZM117 94V95H116ZM147 94V95H146ZM174 94V95H173ZM220 94H221V96H222V99H221V96H220ZM234 94H238V96L236 97V95L234 96ZM99 95H101L102 96V98H101V96H99ZM111 95H112V97H111ZM113 95L115 96V97H113ZM172 95H173V97H172ZM179 95V96H178ZM190 95V96H189ZM207 95H211V96H207ZM216 95V96H215ZM231 95V96H230ZM242 95V96H241ZM255 95V96H254ZM259 95H261L262 96V98H261V96H259ZM2 96V97H1ZM25 96V97H24ZM29 98H31V99H29ZM36 96H38V98H36ZM104 96V97H103ZM141 96H143V97H141ZM146 96V97H145ZM154 96H156V97H154ZM169 96H171V97H169ZM176 96V97H175ZM207 96V97H206ZM215 96V97H214ZM3 97H5V99H3ZM9 97L10 98H12L14 101V103L11 101V102H9L8 103V100H9ZM17 97V98H16ZM100 97V98H99ZM105 97H106V99H105ZM117 97H119V98H117ZM154 99H153V98ZM179 97V98H178ZM195 97V98H194ZM197 97V98H196ZM218 97H220V98H218ZM237 98V104H236V98ZM257 97V98H256ZM258 97L259 98H261L262 100H260V99H258ZM8 98V99H7ZM25 98H26V100H25ZM37 99L38 101H39V99H40V101H39V103H38V101L37 100H34V99ZM97 98V99H96ZM114 98H116V99H114ZM123 98V99H122ZM142 98V99H141ZM150 98V101L148 100V99ZM151 98H152V100H151ZM171 98V102H169L170 100L169 99ZM174 98V99H173ZM177 98V99H176ZM183 98V99H182ZM191 100H190V99ZM235 98V99H234ZM238 98H240V99H238ZM12 99H10V100H12ZM29 99V100H28ZM95 99V100H94ZM115 101H114V100ZM125 99V100H124ZM146 99V100H145ZM175 99H176V101H175ZM180 101H182V102H180ZM192 99H194V100H192ZM243 99V100H242ZM7 100V101H6ZM21 100H22V103H21ZM32 100V101H31ZM106 101L107 103H108V101H109V104L107 105V103L106 102H104V101ZM110 100H113L114 101V103L112 102V101H110ZM168 100V101H167ZM201 100V101H200ZM256 100V101H255ZM257 100H259V101H257ZM26 101V102H25ZM29 101L31 102L30 104H29ZM36 101H37V103H36ZM82 101V100H81ZM91 103H90V102ZM97 101H98V104L100 105L101 104V106L99 107V105L97 104ZM124 101V102H123ZM147 101V102H146ZM190 103H189V102ZM198 101H199V103H198ZM252 101V102H251ZM17 104H16V103ZM24 102V103H23ZM41 102H43V104L41 103ZM46 102V103H45ZM48 102H50V104L48 103ZM101 102V103H100ZM110 102H112V104H113V106L110 104ZM149 102V103H148ZM169 102V103H168ZM179 102V103H178ZM188 102V103H187ZM196 102V103H195ZM239 102H240V104H239ZM258 102V103H257ZM4 103V104H3ZM6 103V104H5ZM23 104V105H21V108L19 107L20 106V104ZM26 103H27V108L25 107L26 106ZM35 103V104H34ZM56 103V104H55ZM89 103H90V105L91 104H93L92 105V107L89 105ZM105 103V104H104ZM124 103V104H123ZM147 103V104H146ZM170 103H172L171 105H170ZM186 103V104H185ZM193 103V104H192ZM198 103V104H197ZM254 103V104H253ZM261 105H260V104ZM3 104V105H2ZM16 104V105H15ZM28 104L30 105V107L28 106ZM40 104H42V105H40ZM47 104H49V105H47ZM130 104H131V109H129L130 108ZM141 106H140V105ZM167 104V105H166ZM168 104H169V106H168ZM179 104V105H178ZM182 104H184V105H182ZM195 104H197V105H195ZM242 104V106H240ZM258 104V105H257ZM38 105H40V107L38 106ZM98 105V108L96 107ZM110 105V106H109ZM126 106V107H128V110H127V108L126 109H123L124 108V106ZM142 105H143V107H142ZM187 105V106H186ZM188 105L190 106V107H188ZM193 105H194V107H197V108H194L193 107ZM232 105H234L236 108H238L237 109V111H236V108H234V110H235V112H234V110H233V107L234 106H232ZM243 105H244V108H243ZM255 105H257L258 106V110L256 109V107L257 106H255ZM3 106H4V108H3ZM6 106V107H5ZM20 108V111L18 112L17 110H19V108ZM26 108H24V107ZM34 106H36L37 108H39V109H37L36 110V108L34 107ZM106 106V107H105ZM111 107V108H109V107ZM122 106V107H121ZM168 106V107H167ZM177 106V107H176ZM181 106L182 107H184V106H186V107H184V108H181ZM239 106H240V108H239ZM255 106V107H254ZM15 107H17V108H15ZM30 109H29V108ZM89 107H91V108H89ZM94 107V108H93ZM108 107V108H107ZM114 107H115V110H114ZM137 107V108H136ZM139 107V108H138ZM146 107H148L147 109H148V112H147V109L146 110H144ZM167 107V109L168 110H172L173 112V114H174V109L176 110V108H177V110L175 111V115H177V117L179 116V119L177 120V122H175V121H173V122H171V121H169L170 119L169 118H163L164 117V114L166 113V112H168V110L167 109H165ZM179 107V108H178ZM190 108V110H192V108L191 107H193L194 109H193V111H190L188 108ZM24 108V109H23ZM34 108H35V110L36 111H32V110H34ZM50 108V109H49ZM90 110H88V109ZM95 108H97V109H95ZM107 108V109H106ZM120 108V109H119ZM135 108V109H134ZM144 108V109H143ZM151 108V109H150ZM158 108V109H157ZM186 108V109H185ZM232 108V109H231ZM242 108V109H241ZM17 109V110H16ZM49 109V110H48ZM94 109V110H93ZM99 109V110H98ZM150 109V110H149ZM182 111H181V110ZM187 110V111H185V110ZM245 109V110H244ZM251 109V110H250ZM256 109V110H255ZM264 109V108H263ZM23 110V111H22ZM102 110V111H101ZM126 110V111H125ZM130 110V111H129ZM132 110V111H131ZM137 110H139V111H137ZM142 110V111H141ZM157 110V112L155 113L156 115H155V117L154 116H152V115H154V113H152V114H150V111L151 112H154V111H156ZM178 110H179V112H178ZM197 110V111H196ZM199 110V111H198ZM241 110V112H239ZM244 110V111H243ZM255 110V111H254ZM262 110V109H261ZM22 111V112H21ZM29 111V112H28ZM91 111H92V113H91ZM121 111V112H120ZM125 111V112H124ZM129 111V112H128ZM137 111V112H136ZM159 111L160 112H162V113H159ZM190 111V112H189ZM196 111V112H195ZM251 111V112H250ZM253 111V112H252ZM258 111V112H257ZM104 112V113H103ZM120 112V113H119ZM164 112V113H163ZM183 112V113H182ZM191 112H193V114L191 115ZM239 112V113H238ZM243 112V113H242ZM246 112V113H245ZM256 113V115H258V116H256L255 115V113ZM259 112H261V113H263V114H258ZM16 113H18V114H16ZM109 113V114H108ZM122 113V114H121ZM133 113V114H132ZM146 113V114H145ZM148 113V114H147ZM158 113L160 114V115H158ZM169 113H170V111H169ZM177 113V114H176ZM185 113V114H184ZM190 114L191 115V117L193 118H191L190 117V115H188V114ZM236 113V114H235ZM242 115H241V114ZM254 113V114H253ZM16 114V115H15ZM33 114V115H32ZM100 114H102V115H100ZM161 114H163V115H161ZM200 114V115H199ZM201 114H202V116H201ZM235 114V115H234ZM238 114V115H237ZM240 114V115H239ZM18 115H20V119H21V121L19 120V116ZM109 115H110V117H109ZM115 117H114V116ZM126 115V117L124 118V116ZM184 115H186V116H183ZM194 115V116H193ZM260 115V116H259ZM16 116V117H15ZM38 116V117H37ZM53 118H52V117ZM88 116V117H87ZM102 116V117H101ZM122 116V117H121ZM189 116V117H188ZM238 116V117H237ZM240 116H242V117H240ZM248 116V117H247ZM261 116H262V118H261ZM12 117H14L13 119H12ZM29 117V118H28ZM39 117H40V119H39ZM51 117V118H50ZM109 117V118H108ZM113 117V118H112ZM156 117H158V120L156 119ZM160 117L162 118L161 119V121H160V124H159V120H160ZM180 117H182V118H180ZM188 117V118H187ZM252 117H255V118H257V119H255V118H252ZM18 119L22 124H24L23 126H22V124L17 120H15V119ZM50 118V119H49ZM87 118V119H86ZM176 118V117H175ZM191 118V119H190ZM195 118V119H194ZM243 119V122H244V125H241V124H243V122L241 123L240 121H242V119ZM252 118V119H251ZM10 119H12V120H10ZM26 119V120H25ZM54 119V120H53ZM93 119V120H92ZM98 119V120H97ZM112 119V120H111ZM182 119V120H181ZM197 119H198V121H197ZM258 120V122L256 123V122H254L255 120ZM261 119V120H260ZM114 120V121H113ZM158 122H157V121ZM162 120H165V121H163V122H165V123H163L162 122ZM166 120H168L169 121V123H168V121H166ZM200 120V121H199ZM251 121V122H249V121ZM16 123V125H17V128L19 129H17L16 130V125L13 123ZM91 121V122H90ZM103 121V122H102ZM111 121V122H110ZM151 121V122H150ZM192 122V124H194V125H192V124H190L191 122ZM204 121V122H203ZM213 123H212V122ZM254 123H253V122ZM260 121H263V122H260ZM12 122L13 123V125H12V127L11 126H9V124ZM17 122H19L18 124H17ZM24 122V123H23ZM118 122V123H117ZM155 122H157L156 124V126L154 125L155 124ZM161 122H162V124H161ZM167 122V123H166ZM173 123V124H171V123ZM181 123V125H183V126H181V125H178L177 123ZM185 122V123H184ZM198 122H199V124L200 125H198ZM200 122H202V124L204 123V125H206L208 122H209V124H211L212 123V126H214V132L218 135V137L217 136H215V135H213L212 136V134L210 133V132H208L207 130H206V128H207V126L208 125H206V127H202L201 126V123ZM211 122V123H210ZM11 123V124H12ZM69 123V124H68ZM78 126V124H80L79 126H81V125H83V126H85V127H87L88 128V126L90 127L91 126V124L93 125V127L96 129L95 131L94 130H88L87 132H88V134L86 133H84V134H81L80 133V129L79 128H77L76 127V125ZM102 123L104 124V125H102ZM117 123V124H116ZM179 123V124H180ZM188 123L191 125H188ZM215 123V124H214ZM250 123V124H249ZM255 123H256V125H255ZM259 123V125L257 126V124ZM10 124V125H11ZM34 124V125H33ZM41 124V125H40ZM50 124V125H49ZM73 126H72V125ZM90 124V125H89ZM167 124H168V126H167ZM177 124V125H176ZM196 124L198 125V126H196ZM214 124V125H213ZM219 124V125H218ZM221 124V125H220ZM228 124H230V125H228ZM241 125V128H239L240 126H238L237 127V125ZM251 124H253V125H251ZM75 125V126H74ZM126 125V126H125ZM159 125V126H158ZM171 125V126H170ZM172 125H173V127H175V126H180V128L178 127L177 129H176V127L175 128H173L172 127ZM224 125V126H223ZM7 126L9 127L8 129H7ZM18 126H20V127H18ZM61 126V127H60ZM69 126H72L71 128H69ZM129 126V127H128ZM162 126V127H161ZM221 126V127H220ZM225 126L227 127V129H224L225 128ZM125 127V128H124ZM137 127H139L138 129H137ZM152 129H151V128ZM172 127V129L170 130V129H168V128H171ZM188 127V128H187ZM197 127V128H196ZM211 127V126H210ZM218 127V128H217ZM224 127V128H223ZM250 129H249V128ZM253 127V128H252ZM12 128V129H11ZM21 128V129H20ZM133 130H132V129ZM181 128H182V130H181ZM185 128V130H183ZM194 128H195V131L196 132H194ZM200 128V129H199ZM217 128V129H216ZM220 128H223L222 130L220 129ZM258 128H260V129H262L261 131H260V129H258ZM12 131H11V130ZM49 129V132H47V130ZM70 129H72V130H70ZM99 131H98V130ZM157 131H155V130ZM165 129L167 130V131H165ZM192 129V130H191ZM203 129V130H202ZM218 129H220V131L218 132ZM236 129V130H235ZM248 129V130H247ZM255 129H257V131L255 130ZM5 130H8L7 131V133H6V131ZM14 130L15 131H17V133L16 132H14ZM152 130V131H151ZM174 131L173 133H171V132H169V131ZM189 130H191V131H189ZM226 132H225V131ZM238 130V131H237ZM259 130V131H258ZM3 131H5V132H3ZM12 133H11V132ZM36 131V132H35ZM60 131V132H59ZM74 131V132H73ZM96 131H97V133H96ZM118 131V132H117ZM121 131V132H120ZM127 131H128V133H127ZM155 131V132H154ZM199 131V132H198ZM222 131V133H220ZM240 131V132H239ZM251 131V132H250ZM254 131H256L255 133H254ZM47 132V133H46ZM73 132V133H72ZM79 132V133H78ZM132 132H133V134H132ZM153 134H152V133ZM182 132V133H181ZM185 132V133H184ZM218 132V133H217ZM262 132V133H261ZM8 133H9V135L11 136V137H13V138H10V136H8ZM15 135H14V134ZM101 134L102 133V137L99 135V134ZM110 133V134H109ZM117 133V134H116ZM121 133V134H120ZM127 133V134H126ZM151 133V134H150ZM158 133V134H157ZM165 133V134H164ZM171 135H170V134ZM174 133H176V134H174ZM193 133H195V134H193ZM199 133V134H198ZM225 135H224V134ZM238 133V134H237ZM243 133V134H242ZM258 133H260V136H262V138H260V136H257L258 135ZM12 134H13V136H12ZM59 134V135H58ZM96 134V135H95ZM105 134V135H104ZM150 134V135H149ZM155 134V135H154ZM168 134H169V136H168ZM175 135V136H173V135ZM203 134V135H202ZM205 134H210L209 135V137L208 138H210V139H208L207 138V135H205ZM220 134H222L221 136H220ZM64 135V136H63ZM103 135H104V137H103ZM118 135V136H117ZM140 135V136H139ZM153 135V136H152ZM163 135H165V136H163ZM182 135V136H181ZM202 136V138H200L201 136ZM228 135V136H227ZM239 135V136H238ZM95 136V137H94ZM97 136H99V138L97 137ZM109 136V137H108ZM117 136V137H116ZM122 136V137H121ZM138 138H137V137ZM155 136H156V138L157 139H154L155 138ZM179 136V137H178ZM204 136V137H203ZM220 136V137H219ZM224 136H226V137H224ZM236 136V137H235ZM251 137V139H249L250 137ZM257 136V137H256ZM63 137V138H62ZM81 137H84L83 139H84V145L82 146V143L80 142V138ZM101 137V138H100ZM116 137V138H115ZM131 137H133L134 139H136V141L134 142L133 140V138H131ZM170 137H172L173 138V141L175 140V142H173L171 139L172 138H170ZM177 137V138H176ZM181 137H183L185 140H187V142H188V144H186L187 142L183 139V138H181ZM187 137V138H186ZM223 137V138H222ZM227 137H228V141H227ZM229 137H232L231 139L229 138ZM245 137V138H244ZM258 137H259V139H258ZM103 138V140H101ZM119 138V139H118ZM140 138V140H141V142L139 141V142H137L138 141V139ZM153 138V139H152ZM163 138V142H164V144H163V142H162V139ZM167 138H169L170 140V142L167 140ZM198 138V139H197ZM206 138V139H205ZM222 138V140H220V139ZM234 138V139H233ZM235 138H237V139H239V140H244L243 142L242 141H239V140H235ZM243 138V139H242ZM253 138H254V140H253ZM5 139H7V140H5ZM101 141H100V140ZM105 139H108L107 141L105 140ZM120 140V141H118V140ZM150 141H149V140ZM159 139H160V141H159ZM180 139H183L184 140V142H182ZM189 139V140H188ZM197 139V140H196ZM203 139H204V141H203ZM210 140V142L208 141V140ZM224 139V140H223ZM231 141H230V140ZM248 139V140H247ZM263 139V140H262ZM99 140V141H98ZM104 140H105V143H104ZM113 140V141H112ZM118 142H117V141ZM131 140V141H130ZM154 140H156V141H154ZM167 140V141H166ZM201 140V141H200ZM220 140V141H219ZM233 140V141H232ZM259 140V141H258ZM262 140V141H261ZM14 141V142H13ZM44 141V142H43ZM90 141H92V143H94V146H95V144H97L95 147L92 145L91 146V142ZM95 141V142H94ZM124 141L126 142L127 141V143H125L124 144ZM159 141V142H158ZM166 141V142H165ZM181 141V142H180ZM190 141V142H189ZM197 141H200V146H199V142H197ZM207 141H208V143H207ZM222 141H223V143L225 142H227V144L229 145V148H228V145L227 146H224V144L222 143ZM246 141V142H245ZM248 141H250V142H248ZM89 142V143H88ZM109 142V143H108ZM132 142V143H131ZM152 142V143H151ZM172 142V143H171ZM201 142H202V144H201ZM221 142V143H220ZM235 142V143H234ZM241 142V143H240ZM248 142V143H247ZM252 142H254V143H252ZM257 142V143H256ZM263 142V143H262ZM136 143H139L138 145L136 144ZM140 143H142V144H144V145H142V144H140ZM154 143V144H153ZM162 147V149H161V147L159 148V147H157L158 146V144ZM167 143H169L170 145H167ZM180 143H182V144H184L183 146H182V144H180ZM192 143V144H191ZM194 143V144H193ZM196 143V144H195ZM205 143H206V145H207V147H209L208 149L209 150H207V148L205 147V146H203L202 147V145L204 144L205 145ZM211 143V144H210ZM219 143L221 144V146H222V144H223V146L219 149L218 148V145H219ZM229 143H234V144H231V146H230V144ZM101 144H102V146H101ZM103 144H104V146H109V148H110V150L108 149V148H106V150L108 149L109 151H106L105 150V148L103 147ZM106 144V145H105ZM128 144V145H127ZM131 144H134V147L131 145ZM155 144H157L156 146H155ZM166 144V145H165ZM177 144V145H176ZM208 144H210V145H208ZM238 144L240 145L239 147H238ZM243 144V145H242ZM244 144L245 145H251V146H246V147H244ZM122 145H124V148H123V146ZM165 145V146H164ZM171 145H172V147H171ZM186 145V148L184 147ZM187 145H190L189 147L187 146ZM226 145V144H225ZM234 145V146H233ZM258 145L260 146V147H258ZM4 146H6V147H4ZM84 146H86V147H84ZM91 146V147H90ZM101 146V147H100ZM122 146V147H121ZM130 146V147H129ZM175 147V150L173 149L174 147ZM177 146V147H176ZM179 146V147H178ZM192 146V148H190ZM196 146H199V147H196ZM220 146V145H219ZM233 146V148H231L230 149V147H232ZM237 146V147H236ZM256 148H255V147ZM82 147H84V148H82ZM98 148L96 151H95V149L94 148ZM136 147H137V149H136ZM142 147V148H141ZM155 147V148H154ZM165 147H167V148H165ZM170 147V148H169ZM88 148H93L94 149V151L91 149H88ZM127 148V149H126ZM136 149V151L138 152V154H139V156H140V159H139V156H137L138 154H137V152H135V151H133V149ZM150 148V149H149ZM156 148H158L159 150H156ZM166 150H165V149ZM180 148V149H179ZM190 148V149H189ZM196 148V149H195ZM251 148V149H250ZM13 149V150H12ZM81 149H84V150H81ZM88 150V152H91V154L90 153H88L87 152V150ZM103 149L106 151H104V152H102L103 151ZM121 149V150H120ZM168 149V150H167ZM172 149L174 150V151H172ZM176 149H178V152L179 151H182L183 152V154H182V157H184V160H185V158L187 157V159L189 160V162L188 161H186V163H184V161H183V163H181L182 162V160H183V158H181L182 160H181V162H180V155H177L176 153H178L177 152V150ZM187 151H186V150ZM191 149H193L194 151L192 152V150ZM199 149H204V153H202L201 154V156H203L202 158L200 157V156H197L196 154H199L200 155V150ZM221 149H224L225 151L223 152V150L221 151ZM237 149V150H236ZM247 151H246V150ZM248 149L249 150H251L250 152H251V154H252V152H253V154L251 155L250 153H249V158H248ZM13 152H12V151ZM85 150H86V152H85ZM90 150V151H89ZM100 150V151H99ZM130 150V151H129ZM138 150H140V151H138ZM161 150V151H160ZM162 150H164V151H162ZM171 150V151H170ZM187 152V154H186V152ZM190 152H189V151ZM195 150H197V152H196V154H194L195 153ZM199 150V151H198ZM227 150H229V152L227 151ZM253 150V151H252ZM259 150V151H258ZM125 151H126V153H125ZM156 151V152H155ZM169 151H170V153H169ZM231 151V152H230ZM242 151H244V152H242ZM245 151H246V153H245ZM261 151V152H260ZM2 152V153H1ZM96 152H97V154H98V152L101 154V155H97L96 154ZM135 152V153H134ZM141 152V153H140ZM157 152L159 153V154H157ZM162 152V153H161ZM164 152H165V154L166 155H164ZM184 152H185V154L186 155H184ZM189 152V153H188ZM223 152V153H222ZM226 152V153H225ZM233 152V153H232ZM83 153H84V155H83ZM87 153H88V155H87ZM93 153V154H92ZM107 153H109V155H111V157L113 158H111V160H113L112 162H116V163H118V164H113L111 161H109V160H106V157L104 158V156H107L108 154ZM114 153H115V155H114ZM121 153V154H120ZM125 153V154H124ZM131 153V154H130ZM173 153H175V154H173ZM207 153V155L209 154V158L207 157V155H205ZM221 153V154H220ZM29 154V155H28ZM33 154V155H32ZM41 154V155H40ZM90 154V155H89ZM107 154V155H106ZM124 154V155H123ZM135 156H134V155ZM157 154V155H156ZM192 155L193 156V158L191 157V156H187V155ZM205 156H204V155ZM224 154V155H223ZM226 154V155H225ZM228 154V155H227ZM232 154V155H231ZM240 154H242V155H240ZM244 154V155H243ZM96 155V156H95ZM109 155H108V157L107 158H109L110 159V157H109ZM117 155V156H116ZM131 155H133L132 157H131ZM141 155H142V157L143 158H145V159H143V158H141ZM159 155V156H158ZM171 155V157H169ZM184 155V156H183ZM194 155H195V157H194ZM223 155V157L221 158V156ZM245 155H247V156H245ZM30 156V157H29ZM39 156H40V158H39ZM82 156V157H81ZM86 156H89V157H87V158H89V159H87L86 158ZM91 156V157H90ZM95 156V157H94ZM97 156H100V157H98V158H100V160L98 159V158H96ZM121 156V157H120ZM149 156V157H148ZM163 156H165V157H163ZM174 156V157H173ZM196 156L197 157H199V158H196ZM218 156V157H217ZM230 156L231 157H233V158H230ZM83 157H85V158H83ZM95 158L96 160V162L94 161V163H91V161L93 162V158ZM115 157V158H114ZM119 157V158H118ZM159 157V158H158ZM172 157H173V159L174 158H176V159H174V161L172 160ZM211 157V158H210ZM227 157H229L228 159H227ZM242 157H244L243 159H244V161L242 162L241 160H242ZM251 157V158H250ZM260 157V158H259ZM90 158H92V159H90ZM128 158V159H127ZM170 158H171V160H170ZM195 158V159H194ZM207 158V159H206ZM217 158V159H216ZM221 159L222 161H218L219 159ZM223 158H224V160L225 161H223ZM255 158H256V160H255ZM87 161H85V160ZM127 159V160H126ZM141 159H143V160H145V161H142ZM177 159H178V161H177ZM186 159V160H187ZM193 159V160H192ZM197 159H200L199 161L197 160ZM204 159V161L205 160H207V162H202V160ZM211 159V161H209V160ZM227 159V160H226ZM231 159V160H230ZM246 159L248 160V161H246ZM250 159V160H249ZM29 160V161H28ZM90 160V161H89ZM99 160V161H98ZM101 160H103V162L101 161ZM117 160H121V161H117ZM149 161V163L147 164V161ZM22 161H26L25 163L24 162H22ZM100 161H101V163H103V164H105L104 162H107L108 164H109V162L111 163V164H109V166L107 165V164H105V166L107 167H103V166H100V168L99 167H97L96 165H99L100 164ZM125 161V162H124ZM158 161V162H157ZM170 161V162H169ZM192 161V162H191ZM208 161H209V163H208ZM227 161H231V163L230 162H227ZM236 161V162H235ZM253 161V162H252ZM259 161L261 162V163H259ZM30 162V163H29ZM86 163V165H85V163ZM91 163V165H90V163ZM130 162H131V164H130ZM163 162V163H162ZM177 164H176V163ZM199 162H201V163H199ZM218 162V163H217ZM221 162V163H220ZM224 162H226L225 163V165H232L233 167H235L236 169H238V172L239 173H243V171H241V170H245L244 171V174H242V176L245 178L246 177V174H248V172L250 173V176H248L247 175V177L249 178V177H251L250 179H248L247 177H246V179L247 180H249L248 182H246L244 179V181L242 180H240L241 179V174H240V179H239V181H241L242 182V184H241V182H239V181H237V182H239V183H229L228 181L229 180H227L226 179V172H228V170L226 171V169L225 170H223L222 172H220V173H217L216 171L220 168V166H221V168L223 167V165H224ZM233 162V163H232ZM242 162V163H241ZM246 162V164H247V168H248V165H252V166H254L253 167V169H252V166H249V167H251V168H248L249 169V171L247 172V170L245 169V167H243V166H245L243 163H245ZM248 162V163H247ZM29 163V164H28ZM96 163V164H95ZM99 163V164H98ZM158 163V164H157ZM174 163V164H173ZM180 163V164H179ZM191 163V164H190ZM192 163L194 164V165H192ZM198 163L200 164V166H201V164H203L204 163V165H207V168L209 169V171L211 170L212 172H210V173H208L207 172V169H206V166H205V168H204V165L203 166H201V168L202 169H204V171L202 172V171H200V170H202V169H200V166L198 165ZM212 163V164H211ZM217 163V164H216ZM220 163V164H219ZM242 165H241V164ZM256 163H257V166H255L256 165ZM263 163V164H262ZM94 164H95V166H94ZM102 164V165H103ZM123 164V165H122ZM150 164L151 165H153V166H150ZM184 164V165H183ZM185 164H187V166L185 165ZM188 164H190V166L188 165ZM216 164V165H215ZM234 164V165H233ZM239 164V165H238ZM255 164V165H254ZM261 164V165H260ZM44 165V166H43ZM101 165V164H100ZM114 165V167L112 168V166ZM118 165V166H117ZM125 165V166H124ZM156 165H157V167H156ZM198 165V166H197ZM213 165H215L216 167H212ZM224 165V166H225ZM263 165V166H262ZM28 166H29V168H28ZM45 166H46V170H45ZM90 166H92V168H93V166L95 167V168H97V170L96 169H92ZM111 166V167H110ZM142 166V167H141ZM181 166V167H180ZM185 166V167H184ZM189 166V167H188ZM194 166H197L198 168H199V170H196V169H198V168H196V167H194ZM238 166H242L241 168H239ZM91 169H90V168ZM125 167V168H124ZM141 167V168H140ZM151 167H153V168H151ZM169 167V168H168ZM175 169H174V168ZM176 167H177V169H176ZM180 167V168H179ZM186 167H188V169L186 168ZM190 167H192V168H194L196 171H197V173H196V171H194V169L193 170H191L192 168H190ZM218 167V168H217ZM257 167V168H256ZM259 167H260V169H261V171H262V173H263V175H262V173H259V177H256L255 176V179H254V175L255 174H257L258 173V171L260 172V170H259ZM49 170H48V169ZM100 170H99V169ZM105 170H104V169ZM109 168V169H108ZM115 168H117V170L115 169ZM154 168H157V170L156 169H154ZM158 168H160V169H158ZM190 168V169H189ZM244 168V169H243ZM255 168V169H254ZM107 169V170H106ZM115 169V170H114ZM153 169V170H152ZM186 169H187V171L188 170H190V172H193V173H190L189 171V174H187L186 172ZM213 169V170H212ZM257 169V170H256ZM96 170V171H95ZM102 170L104 171V172H102ZM111 170H113V171H111ZM121 170V171H120ZM124 170V171H123ZM162 170H163V172H162ZM179 170V171H178ZM185 170V171H184ZM252 170H254L255 172L257 171V173H254V171H252ZM92 171V172H91ZM98 171V172H97ZM150 173H149V172ZM155 171V172H154ZM167 171H169V172H167ZM177 171V172H176ZM183 171V172H182ZM253 173H252V172ZM42 172H44V173H42ZM91 172V173H90ZM110 172V173H109ZM119 172V173H118ZM154 172V173H153ZM173 174H172V173ZM186 174H185V173ZM30 173V174H29ZM58 173V172H57ZM97 173V174H96ZM168 173H170V174H172V175H170V174H168ZM177 173V174H176ZM178 173H179V175H178ZM181 173H182V175H181ZM201 173H203V174H201ZM224 175H226V176H224ZM253 174V176H252V174ZM52 174V173H51ZM110 174H111V176H110ZM192 174H194V176H191ZM198 176H197V175ZM260 174L262 175L261 177H263V180H262V182H261V180H258V179H261L260 178ZM26 175H27V177L29 176V178H27L26 177ZM53 175V174H52ZM120 176L121 175V177H120V179L117 177V176ZM124 175V176H123ZM175 175H177V176H175ZM187 175H189V176H187ZM203 175V176H202ZM211 175H213V176H210ZM43 176V177H42ZM104 178H103V177ZM170 176V177H169ZM180 176H182V177H180ZM184 176V177H183ZM165 177V178H164ZM181 179H180V178ZM189 177V178H188ZM194 177V178H193ZM202 177V178H201ZM205 177V178H204ZM224 177V178H223ZM25 178H26V180H25ZM35 178V179H34ZM175 178H176V180H175ZM183 178V179H182ZM196 178V179H195ZM206 178H209L210 179V181H211V183H210V181H209V179L207 180V182L205 181L206 180ZM253 178V179H252ZM258 178V179H257ZM25 181H24V180ZM41 179H42V182H41ZM119 179V180H118ZM212 179H214V180H212ZM252 179V180H251ZM256 179L259 181V182H261V183H259L258 181H257V183H255V184H253L255 181H256ZM99 180V181H98ZM107 182H106V181ZM150 180H151V182H150ZM226 180V181H225ZM251 180V181H250ZM254 180V181H253ZM27 181V182H26ZM71 181V180H70ZM182 181H184L185 183L187 182V184H189V186L190 187H188L184 182H182ZM198 181V182H197ZM203 181V182H202ZM30 184H29V183ZM118 182V183H117ZM149 182V183H148ZM171 182V183H170ZM189 182V183H188ZM249 182H251L252 183V185L250 184H246V183H249ZM22 183V184H21ZM110 183V184H109ZM174 183V184H173ZM199 184V183H201L200 185H196V184ZM203 183V184H202ZM222 183L223 184H225V185H222ZM259 183V184H258ZM101 184V185H100ZM106 184V185H105ZM160 186H159V185ZM179 184V185H178ZM184 184V189H185V191H187V193H189L188 191H189V189H192V190H194L195 192H197V190H198V186H199V190H198V192H200V193H198V194H200V196L197 194V193H195L194 192V194H197V195H195L196 197H200L201 198V201L202 200H204V201H206V202H204V201H202V202H204V203H202L200 200H199V198L197 199V198H195V199H191V203H192V205H191V203L189 204V202H187V206H186V203H184L183 201H181L178 197L179 196H177V194L178 193H175V192H178V189L182 186ZM230 184V186H228ZM233 184V185H232ZM242 185V186H240L241 188L239 189V185ZM28 185H29V187H28ZM110 185V186H109ZM117 185V186H116ZM157 187H156V186ZM181 185V186H180ZM196 185V186H195ZM203 185H205V189L203 190L202 189V187L204 188V186ZM235 185H236V187L238 188V190H241L240 192L239 191H237L236 189V187H235ZM244 185H249V187H246V186H244ZM30 186H32V188L30 187ZM136 188H135V187ZM153 186H154V188H153ZM169 186V187H168ZM176 186H178V187H176ZM192 186H194V188H196V189H194ZM200 186H202L201 187V189H200ZM209 187V189H208V187ZM228 186V187H227ZM232 186V187H231ZM234 186V187H233ZM252 186V188H250ZM255 186V187H254ZM259 186H261V188L259 187ZM111 187V188H110ZM141 187H143V189L141 188ZM147 187V188H146ZM151 187H152V189H151ZM160 187V188H159ZM161 187H164L166 190H164V188H163V190L161 191ZM188 189H187V188ZM207 187V188H206ZM229 187H231V189L229 188ZM243 187V188H242ZM245 187V188H244ZM27 188L29 189V190H27ZM226 190H225V189ZM232 188H236V189H234V191H233V193L231 192L233 189ZM250 188V189H249ZM42 189V190H41ZM44 189V190H43ZM149 189V190H148ZM159 189L160 190V192L159 191H157V190ZM172 189V190H171ZM209 191H208V190ZM212 189V190H211ZM224 189V190H223ZM229 189V190H228ZM243 189V190H242ZM41 190V191H40ZM111 190V191H110ZM206 190V191H205ZM251 190V191H250ZM94 191V190H93ZM201 191H203V193L201 192ZM204 191H205V193H204ZM256 191V192H255ZM95 192V191H94ZM111 192V193H110ZM133 192H135V193H133ZM158 192V193H157ZM237 192V194H238V192H239V194L238 195H236L235 193ZM244 192V193H243ZM96 193V192H95ZM111 195H110V194ZM122 193V194H121ZM160 193H162V194H160ZM165 195H164V194ZM241 193V194H240ZM260 194V195H258V194ZM97 194V193H96ZM108 194H109V196L111 197H109L108 196ZM128 194V195H127ZM201 194H203V195H201ZM235 194V195H234ZM255 194V195H254ZM153 195H155V196H153ZM158 195V196H157ZM234 195V196H233ZM258 195V196H257ZM116 196H117V198H116ZM162 196V197H161ZM220 196H221V198H220ZM225 196V197H224ZM233 196V197H232ZM244 198H242V197ZM252 196V197H251ZM260 196V197H259ZM261 196H263V197H261ZM44 197V198H43ZM163 197H165L164 199H163ZM168 197H170V199L168 198ZM211 197V198H210ZM227 197V198H226ZM245 197H247V198H245ZM256 197H259V201H258V198H256ZM97 198L99 199V197H98V195H97ZM122 198V199H121ZM161 198V199H160ZM166 198H168V199H166ZM176 198H177V200H176ZM225 198L227 199V200H225ZM236 198V199H235ZM254 198V199H253ZM255 198H256V200L258 201V204H262V202H263V206L261 207V206H257V201L255 200ZM107 199V200H106ZM150 199H152V200H150ZM154 199L156 200V201H154ZM173 199V200H172ZM187 200H188V197L186 198ZM250 199V200H249ZM39 200V201H38ZM110 200V201H109ZM141 200H143L142 202H141ZM148 200H150V201H148ZM167 200V203H162L161 204V202H165ZM168 200H171V201H168ZM186 200V201H187ZM228 200H230V201H228ZM232 200V201H231ZM242 200V201H241ZM244 200V201H243ZM109 201V202H108ZM131 201H133V202H131ZM138 202L139 203V201H140V203L138 204L139 206H137V208H136V205H137V203L136 202ZM155 203H154V202ZM174 201V202H173ZM175 201H177V202H175ZM193 201V202H192ZM241 201V202H240ZM252 201H256L255 202V204L254 205H252ZM98 202H99V200H98ZM149 202H151V203H149ZM157 202H158V204H161V205H157ZM168 202H169V204L171 203L172 205H173V203H174V206L175 207H180L181 209H177V208H173L172 207V205L170 204H168ZM173 202V203H172ZM179 202V203H178ZM200 203V204H198V203ZM222 204H221V203ZM249 202V203H248ZM128 203V204H127ZM132 204V206H133V204H135L133 207L132 206H130L129 204ZM195 203V204H194ZM229 203V204H228ZM35 204H37L36 206H35ZM127 204V205H126ZM140 204H141V206H140ZM155 205V207L154 206H148V205ZM165 204H168V205H166L165 206ZM179 204V206H177ZM181 204H182V206H181ZM196 204H198V205H196ZM211 204L213 205V206H211ZM232 206H231V205ZM247 204H249V205H247ZM251 204V205H250ZM145 205V206H144ZM186 206V207H184V206ZM190 205V206H189ZM236 205V206H235ZM257 207H256V206ZM129 206V207H128ZM142 206H143V208H144V210H141L142 209ZM160 206H162V207H160ZM168 206V208H170V206L173 208V210L172 209H169V211H168V209L166 210V209H164L165 207H167ZM199 206H201V208L199 207ZM248 206H249V209H247L248 208ZM97 207H99V203H98V206ZM122 207V208H121ZM128 207V208H127ZM141 209H140V208ZM148 207V208H147ZM150 207V208H149ZM151 207H153V208H156L155 210L157 211V214H156V212H155V214H151V210H153V212L152 213H154V209L152 208L151 209ZM188 207V208H187ZM193 208V210L191 209V208ZM197 207V208H196ZM200 209H199V208ZM204 207V208H203ZM217 207V208H216ZM229 207V208H228ZM252 207V208H251ZM31 208H33L32 210H31ZM127 208V209H126ZM129 208H131L130 210H129ZM133 208V209H132ZM137 209V211H139V210H141V211H143V212H141V213H144V215L145 216H147V214L146 213H148V210H150L149 211V215L150 216H148L145 220L147 221V222H151V223H146V221L143 223L142 222V220H140L141 221V223H138L137 221L135 222V213H134V211H136V209ZM240 209V210H242L243 212L241 213V211L239 210V214L237 215V216H235L236 215V213H234L235 211L236 212H238V209ZM255 208V209H254ZM258 208H259V210L261 211V210H263V211H259L258 210ZM262 208V209H261ZM81 211H79V210ZM135 209V210H134ZM148 209V210H147ZM177 209V210H176ZM197 211H196V210ZM225 209H227L226 210V212H224V210ZM236 209V210H235ZM36 210V211H35ZM163 210V211H162ZM167 212H166V211ZM186 210H187V214H186ZM189 210V211H188ZM203 210H205V211H203ZM235 210V211H234ZM255 210V211H254ZM120 211V212H119ZM124 211V212H123ZM162 211V212H161ZM181 211V212H180ZM219 211V212H218ZM222 213H221V212ZM234 211V212H233ZM259 212L258 214H255L256 212ZM121 212H123V213H121ZM166 212V213H165ZM176 212H177V215H176ZM188 212H190L189 214H188ZM203 212V213H202ZM208 212V213H207ZM251 212V213H250ZM31 213V214H30ZM98 213V214H97ZM134 213V214H133ZM159 213V214H158ZM172 213H174V214H171ZM183 215H182V214ZM226 213L228 214V215H226ZM234 213V214H233ZM67 216H66V215ZM71 214H72V216H71ZM80 214V215H79ZM165 214V215H164ZM179 214H181L182 216H184V219H183V217L182 216H180ZM225 214V215H224ZM242 214H244V215H242ZM70 215V216H69ZM143 215V216H144ZM152 215H155V216H152ZM160 216L159 218H157L158 216ZM170 215V216H169ZM186 215H188L189 217H187ZM194 215V216H193ZM213 215V216H212ZM235 216L236 218H235V220H233L234 219V217H232L231 218V216ZM240 215V218L242 219H239V216ZM248 215V216H247ZM157 216V217H156ZM169 216V217H168ZM180 216V217H179ZM202 216V217H201ZM209 216V217H208ZM241 216H243V217H241ZM247 216V217H246ZM249 216H250V218H249ZM257 216V217H256ZM61 217V218H60ZM117 217V218H116ZM121 217V218H120ZM152 217H154V219H151ZM156 217V218H155ZM166 218L165 220H166V223L164 224H162L161 222L164 220V219H162V218ZM178 217V218H177ZM181 217H182V219H181ZM245 217V218H244ZM257 218V219H255L254 221L256 222H254V221H252L253 220V218ZM133 218V219H132ZM168 218H170V219H172V220H175V221H172V220H170V221H167V220H169ZM177 218V219H176ZM226 218V219H225ZM259 218V219H258ZM109 219V220H108ZM112 219V220H111ZM114 219V220H113ZM121 219H124V220H121ZM135 219V220H134ZM148 219V220H147ZM155 219H156V221H155ZM161 219V220H160ZM182 220V222H181V220ZM186 219H190V221L189 220H186ZM202 219V220H201ZM247 219V220H246ZM252 219V220H251ZM89 220L87 221V222H89ZM117 220H118V222H117ZM120 220V221H119ZM128 220V222H126V221ZM133 220V221H132ZM150 220H153V222L152 221H150ZM158 220H160V221H158ZM165 220H164V222H165ZM180 220V221H179ZM192 220V221H191ZM198 220V221H197ZM217 220V221H216ZM237 220V221H236ZM239 220H241V221H239ZM263 220V221H262ZM106 221H107V223H106ZM111 221V222H110ZM114 223H113V222ZM171 221H172V225H169V223H171ZM177 221V222H176ZM211 221V222H210ZM245 221L246 222H248V221H250V222H248V224H244V227H243V224H242V222L243 223H245ZM31 222H33V224L31 223ZM117 222V223H116ZM156 223L155 225L153 224V223ZM167 222H168V225H166L167 224ZM174 222V223H173ZM201 222V223H200ZM217 222V223H216ZM234 222V223H233ZM237 222V223H236ZM239 222V223H238ZM253 222H254V224H253ZM260 224H259V223ZM42 225H41V224ZM49 223H51V224H49ZM108 223H110V224H108ZM148 224V225H146V224ZM161 225H160V224ZM179 223V224H178ZM183 223H185V224H183ZM197 223H199V224H197ZM210 223H211V225H210ZM215 223V224H214ZM250 223H252V224H250ZM263 223V224H262ZM114 224V225H113ZM133 224L135 225V224H137V225H139V228H138V226L137 225H135V226H133ZM143 224V225H142ZM144 224H145V228H143L144 227ZM149 224H150V226H149ZM159 224V225H158ZM193 224V225H192ZM213 224V225H212ZM219 224V225H218ZM227 224V225H226ZM234 224V225H233ZM238 224V225H237ZM106 225V226H105ZM125 225V226H124ZM127 225V226H126ZM142 225V227H140ZM215 225V226H214ZM229 225V226H228ZM233 226V228H234V230H233V228H232V226ZM236 225H237V227H236ZM257 225V227H254V226H256ZM259 225H261L260 227H259ZM34 226V227H33ZM51 226V227H50ZM52 226H55L54 228H55V230H52ZM108 226V227H107ZM130 226H132V227H130ZM154 226V227H153ZM157 226V227H156ZM167 226V227H166ZM169 226H171V228H169L168 229V227ZM207 226V227H206ZM213 226V227H212ZM217 226H219V227H221V228H219V227H217ZM224 226V227H223ZM247 226V227H246ZM248 226H250V228L248 227ZM263 226V227H262ZM47 227V228H46ZM147 227H150V228H147ZM166 227V228H165ZM190 227V228H189ZM192 227V228H191ZM199 227H200V229H199ZM253 227V228H252ZM260 228V230H259V228ZM48 228H49V230H48ZM53 228V229H54ZM83 228V227H82ZM188 228V229H187ZM197 228V229H196ZM206 228V229H205ZM224 228H225V230H224ZM236 228H238L237 230H235ZM250 230H249V229ZM258 228V230H259V232H260V234H259V232H258V230L256 231V229ZM42 231H41V230ZM160 229H162V230H160ZM190 229V230H189ZM202 229H204V231H202ZM213 229V230H212ZM214 229H215V231H214ZM217 229V230H216ZM219 229V230H218ZM221 229V230H220ZM52 230V231H51ZM58 230H62V232L64 231V232H66V236H65V238L63 237V235H60V231H58ZM81 230V229H80ZM145 230H147V231H145ZM161 231L160 233H159V231ZM164 230V231H163ZM196 230V232H199L198 230H201L200 231V233H202V234H199V233H197V235L198 236H200L201 235V239L198 237V236H196V232L194 233V232H191L192 234H190V232L189 231H195ZM206 230V231H205ZM224 230V231H223ZM244 230V231H243ZM246 230V231H245ZM251 230H252V232H251ZM263 230V232H261ZM47 231V232H46ZM48 231H50V232H48ZM57 231V232H56ZM219 231V232H218ZM227 231V232H226ZM254 231V232H253ZM38 232V233H37ZM99 233V234H97V233ZM165 232V233H164ZM173 232V233H172ZM204 232V233H203ZM207 232V233H206ZM235 232V233H234ZM245 232V233H244ZM247 232V233H246ZM250 232V233H249ZM43 233V234H42ZM52 233H55V235L54 234H52ZM104 233H105V235H104ZM172 233V234H171ZM211 233V234H210ZM218 233H221V234H218ZM226 233H228V234H226ZM232 233V234H231ZM255 235H253V234ZM262 233V234H261ZM37 234V235H36ZM57 234V235H56ZM146 234V235H145ZM168 234V235H167ZM208 234V235H207ZM214 234V235H213ZM217 234V235H216ZM224 234H225V236H224ZM233 234L234 235H236V236H233ZM238 234V235H237ZM252 234V235H251ZM257 234H259L258 236H257ZM45 235L47 236V238H48V236H49V240H47L46 239V237H45ZM170 235V236H169ZM191 235V236H190ZM210 235H211V237H210ZM213 235V236H212ZM219 235V236H218ZM222 235V236H221ZM228 235H229V237H228ZM249 235V236H248ZM261 235H263V237L261 236ZM103 236V237H102ZM105 236V237H104ZM132 236H133V238H132ZM148 236V237H147ZM162 236V237H161ZM173 236V237H172ZM175 236V237H174ZM194 236V237H193ZM195 236H196V238L197 239H195ZM204 236V237H203ZM216 236V237H215ZM45 237V238H44ZM145 237V238H144ZM188 237L191 239H189L188 240ZM205 239V240H203V238ZM214 237V238H213ZM226 237H227V240H225L226 239ZM232 237H233V239H232ZM254 237H255V239H254ZM260 237V238H259ZM37 238V239H36ZM104 238V239H103ZM108 238V239H107ZM113 238V239H112ZM116 238H117V241H116ZM149 240V242H148V240ZM163 238V239H162ZM167 238V239H166ZM187 238V239H186ZM198 238H199V241H198ZM213 238V239H212ZM216 238H218V239H216ZM247 238H249V239H247ZM254 239V241H253V239ZM256 238H258V239H256ZM44 239H45V241H44ZM107 239V240H106ZM144 241H143V240ZM146 239V240H145ZM159 239V240H158ZM162 239V240H161ZM175 239V240H174ZM181 239L184 241H181ZM220 239V240H219ZM222 239V240H221ZM223 239H224V241H223ZM229 239H230V241H229ZM237 240V244H236V240ZM243 239H245V240H243ZM250 239H252V240H250ZM22 241V243H20L21 241ZM74 240H75V238H74ZM110 240H113L112 241V243H111V241ZM164 240V241H163ZM173 240H174V243H173ZM195 240L197 241V243L195 242ZM235 240V241H234ZM262 240V241H261ZM47 241V242H46ZM186 241H189V242H187L186 243ZM204 241V243H202L204 246H202V244H200V245H198V243H200V242H203ZM212 241H216L217 243H215V242H212ZM225 242L227 245H225V243H223V242ZM252 241V242H251ZM26 243L25 244V246H24V244L23 243ZM28 242V243H27ZM46 242V243H45ZM116 242V243H115ZM124 242V243H123ZM127 242V243H126ZM128 242H129V244H128ZM142 242H146L145 244L143 243L142 244ZM165 242L167 243V244H165ZM173 244V246H171V243ZM207 242V243H206ZM212 242V243H211ZM243 242L244 243H246V244H243ZM259 242V245L257 244L256 245V243H258ZM50 245H49V244ZM67 243H68V241H67ZM112 245H111V244ZM123 243V244H122ZM126 243V244H125ZM141 243V244H140ZM176 243V244H175ZM184 243V244H183ZM185 243L186 244H189V245H185ZM193 243V244H192ZM239 243V244H238ZM32 244H33V246H34V248H32L33 246H32ZM45 244V245H44ZM125 244V245H124ZM133 244V245H132ZM165 244V245H164ZM231 244V245H230ZM233 244V245H232ZM39 245V246H38ZM68 245H69V243H68ZM116 245H117V248H116ZM131 247H130V246ZM150 245V246H149ZM166 245L168 246V248L166 247ZM229 245V246H228ZM235 245H236V248H235ZM243 245V246H242ZM250 245H251V247H250ZM263 247H261V246ZM31 246V247H30ZM44 246V247H43ZM48 246V247H47ZM50 246H51V248H50ZM113 246H115V247H113ZM124 246V247H123ZM142 246V247H141ZM143 246H144V248H143ZM146 246H149V247H146ZM172 247V249H171V247ZM187 246V247H186ZM202 246V247H201ZM240 246V247H239ZM245 246V247H244ZM24 247H26V248H24ZM69 247H70V245H69ZM125 247H126V249H125ZM155 247V248H154ZM169 247H170V249L171 250H173L174 251V253H173V251H171L170 249H169ZM194 247V248H193ZM198 247H200V248H198ZM239 247V248H238ZM243 247V248H242ZM247 247H248V249H250L249 250V253H248V249H247ZM250 247V248H249ZM256 247L258 248V249H256ZM259 247H261L262 248V250H261V248L259 249ZM46 250H45V249ZM48 248V249H47ZM71 248V247H70ZM78 248V247H77ZM114 248H116V249H114ZM137 248V249H136ZM140 248V249H139ZM142 248V249H141ZM147 248V249H146ZM152 248H153V250H152ZM161 248L163 249V250H161ZM203 248V249H202ZM50 249V250H49ZM125 249V250H124ZM130 249V250H129ZM134 249H136L135 250V253H134ZM149 249V250H148ZM152 251H151V250ZM177 249H178V251H177ZM184 249V250H183ZM193 249H198L199 251H201V252H199L198 250H193ZM23 250V251H22ZM49 250V251H48ZM71 250H72V248H71ZM91 250H93L92 252H91ZM117 250V251H116ZM144 250V251H143ZM161 250V251H160ZM204 250V251H203ZM34 251V253H31V252H33ZM48 252V254H47V252ZM149 251H151L150 253H149ZM168 251L170 252V254H167L168 253ZM183 253H182V252ZM198 251V252H197ZM255 251V253H252L251 254V252H254ZM256 251H257V253H256ZM39 252V253H38ZM46 252V253H45ZM78 252H79V250H78ZM141 252V253H140ZM146 252V253H145ZM162 252V253H161ZM245 252H247V253H245ZM72 253H73V258H74V264H76V260H75V256H74V251L72 250ZM93 253H95L94 255H93ZM112 253V254H111ZM114 253V254H113ZM119 253V254H118ZM132 253H133V255H132ZM141 255V256H139V254ZM143 253V254H142ZM156 254V255H154V254ZM166 253V254H165ZM189 255H188V254ZM243 253V254H242ZM39 254V255H38ZM116 254H117V256H118V258H116V257H114V256H116ZM134 254H136V256L134 255ZM163 254V255H162ZM165 254V255H164ZM173 254V255H172ZM182 254V255H181ZM193 254V255H192ZM199 254V255H198ZM202 254V255H201ZM246 254H248V255H246ZM254 254H256V256L254 255ZM46 255V256H45ZM47 255H48V259H46V257H47ZM80 255V254H79ZM92 255L93 256H95V255H97V256H95V257H93L92 258ZM142 255L143 256H145L144 258L142 257ZM150 255V256H149ZM167 255H170V256H172V257H170V256H167ZM176 255V256H175ZM243 255V256H242ZM245 255H246V257H245ZM250 255V256H249ZM31 256V257H30ZM42 256L44 257V258H42ZM107 258H105V257ZM135 256V259L136 260H133L134 257ZM153 256V257H152ZM157 256V257H156ZM166 258H165V257ZM188 256V257H187ZM194 256H196L195 258H194ZM208 256V257H207ZM211 256H212V258H211ZM252 256V257H251ZM80 257V256H79ZM103 259V260H101V258ZM121 257V258H120ZM184 257V258H183ZM200 257V258H199ZM207 257V258H206ZM243 257V258H242ZM245 257V258H244ZM248 257H250V258H248ZM255 259H254V258ZM25 258V259H24ZM49 258H50V260H49ZM100 259V260H98V259ZM142 258V259H141ZM171 258H173V259H171ZM192 258V259H191ZM202 258V259H201ZM249 260H251V261H249ZM262 258V259H261ZM23 259V260H22ZM29 259H30V262H29ZM33 259V260H32ZM57 259H60V262H59V260H57ZM61 259L63 260V263H62V261H61ZM96 259V260H95ZM124 259V260H123ZM130 259V260H129ZM149 261H148V260ZM187 259V260H186ZM209 259H211V260H209ZM246 259V260H248V261H246L245 260V262H244V260ZM164 260V261H163ZM173 261V262H171V261ZM195 261V262H192V261ZM206 260H208V261H206ZM213 260V261H212ZM260 260V261H259ZM38 261V262H37ZM46 261V262H45ZM50 261V262H49ZM56 261V262H55ZM80 261H81V258H80ZM97 261V262H96ZM108 261V262H107ZM113 261V262H112ZM135 261V263H133ZM182 261V262H181ZM186 261H188V263L186 262ZM204 261V262H203ZM263 261V262H262ZM52 262H54V263H52ZM103 262V263H102ZM118 262V263H117ZM150 262V263H149ZM210 262V263H209ZM258 262V263H257ZM262 262V263H261ZM159 263V264H160ZM65 264H67V263H65ZM82 264V263H81ZM153 264V263H152Z\"/></svg>",
    "mask_w": 264,
    "mask_h": 264
},
{
    "label": "bare ground",
    "instance_id": "bare-ground-1",
    "mask_svg": "<svg viewBox=\"0 0 264 264\" xmlns=\"http://www.w3.org/2000/svg\"><path fill=\"white\" fill-rule=\"evenodd\" d=\"M18 1H20V0H10V2H9V4H10V10H11L10 12H11V14L13 15V17L15 18V20L17 21V25L20 26V27L22 28V26H23V21H22V18H21V17H22V14L20 13L21 10L19 11V3H20V2H18ZM22 1H23V2L25 1V2H26L27 0H22ZM61 1H62V0H61ZM66 1H67V0H66ZM80 1H82V0H80ZM86 1H87V0H86ZM110 1H111V3H112L113 0H110ZM133 1H135V0H132V2H133ZM137 1H138V0H137ZM154 1H156V0H154ZM154 1H153V2H154ZM166 1H167V0H166ZM177 1H178V2H177ZM182 1H183V0H182ZM186 1H188V0H186ZM186 1L183 2V3H186L187 5H188L191 1H193V3L196 2V0H195V1H194V0L188 1L189 3H187ZM203 1H206V0H203ZM203 1H202V2H203ZM212 1H213V0H212ZM212 1H211V2H212ZM217 1H218V0H217ZM231 1H232V0H231ZM237 1H238V3H239V0H237ZM258 1H259V0H258ZM23 2L21 3V5L23 4ZM73 2H74V1H73ZM78 2H79V0H78ZM83 2H85V0H83L82 3H83ZM91 2H92V1H91ZM93 2H94V1H93ZM135 2H136V1H135ZM145 2H147V1L145 0ZM158 2H160V1L158 0ZM162 2H165V0H164V1L162 0ZM168 2H169V1H168ZM171 2H173V1H171ZM176 2H177V5H178V3H180L181 1L179 2V0H176ZM176 2H174V3H176ZM206 2H207V1H206ZM219 2L221 3L222 1L219 0ZM219 2H217V3H219ZM223 2H224V1H223ZM226 2H227V1H226ZM232 2H234V1H232ZM246 2H247V1H246ZM263 2H264V1H263ZM56 3H57V2H56ZM67 3H68V2H67ZM69 3H70V1H69ZM85 3H86V2H85ZM105 3H106V2H105ZM105 3L103 2V4H102V3H101V4L104 5ZM108 3H109V2H108ZM108 3L105 4V7L108 5ZM127 3H128V1H127ZM133 3H134V2H133ZM147 3H149V1H148ZM150 3H152V0H151ZM150 3H149V5H150ZM174 3H173V4H174ZM181 3H182V2H181ZM181 3H180V4H181ZM196 3L198 4V3H199V0H197ZM196 3H194V4H196ZM235 3H236V2H235ZM247 3L250 4V1L248 0ZM258 3H259V2H258ZM59 4H60V3H59ZM59 4H58V5H59ZM74 4H76V3H74ZM80 4H81V3H80ZM92 4H93V3H92ZM112 4H113V5H112ZM112 4H111V5H112L113 7L117 8V7L114 5V4H115V1H114ZM122 4H123V3H122ZM138 4H139V3H138ZM145 4H146V3H145ZM163 4H164V3H160V4L155 3V4H151V6H149V5L147 6V5H146L147 8L150 10V16H149L148 18H153V17H155L156 13H157V14H158V13H161L160 10L162 9ZM168 4H170V3H168ZM171 4H172V3H171ZM171 4H170V5H171ZM191 4H192V2H191ZM191 4H189V5H191ZM207 4H210V2H209V3H206V5H207ZM213 4H214V3H213ZM221 4H222V3H221ZM229 4H230V3H229ZM244 4L246 5V3H244ZM251 4H252V3H251ZM251 4H250V5H251ZM263 4H264V3H263ZM81 5H82V4H81ZM81 5H80L79 7H81ZM93 5H94V4H93ZM95 5H96V4H95ZM109 5H110V3H109ZM116 5L118 6L119 4L116 3ZM141 5H142V4H141ZM143 5H144V3H143ZM143 5H142V6H143ZM184 5H185V4H183V6H182L183 8H184ZM199 5H200V7H202L201 5H204V4H199ZM217 5H218V4H217ZM217 5L215 4L214 7L217 6ZM224 5H225V4H224ZM227 5H228V4H227ZM234 5H235V4H234ZM237 5H239V4H237ZM245 5H244V7H245ZM260 5H261V4H260ZM23 6H24V4H23ZM54 6H55V4H54ZM68 6H70V5H68ZM71 6H72V5H71ZM119 6H120V5H119ZM119 6H118V7H119ZM127 6H128V5H127ZM133 6H134V5H133ZM144 6H145V5H144ZM164 6H165V5H164ZM175 6H176V5H175ZM195 6H196V5H195ZM195 6H194V7H195ZM211 6H212V5L210 4V7H211ZM231 6H232V5H231ZM231 6H229V7H231ZM248 6H249V5H248ZM262 6H264V5H262ZM100 7H101V6H100ZM107 7H108V9H107V11H108V10L110 9V6H107ZM113 7H111V8H113ZM150 7H151V9H150ZM191 7H192V6H191ZM197 7H198V5H197ZM219 7H222V5H221V6L219 5ZM235 7H236V6H235ZM251 7H252V6H251ZM74 8H75V7H74ZM124 8H125V7H124ZM124 8H123V9H124ZM144 8H145V7H143V10H146V9H147V8H146V9H144ZM164 8H165V7H164ZM166 8H167V7H166ZM171 8H172V6H171L170 8H168V9L171 10ZM175 8H176V7H175ZM183 8H181V9H179V10H182ZM202 8H203V7H202ZM206 8H207V6H206ZM206 8H205V9H206ZM208 8H209V7H208ZM212 8H213V7H212ZM225 8H226V7H225ZM227 8H228V6H227ZM236 8H238V7H236ZM236 8H234V9H236ZM242 8H243V7H242ZM242 8L240 7V9L243 10V14H244V8H243V9H242ZM246 8H247V5H246ZM254 8H255V7H254ZM21 9H22V7H21ZM66 9H67V8H66ZM72 9H73V7H72ZM80 9H81V8H80ZM92 9H93V8H92ZM92 9L89 10V11L91 12V14H92V12H93V11H91ZM117 9H119V8H117ZM120 9H121V7H120ZM120 9H119V10H120ZM136 9H137V8H136ZM138 9H139V8H138ZM186 9H188V8H186ZM195 9L197 10V8H195ZM198 9H199V8H198ZM216 9H218V11H219L220 9H223V8H220V9H219L218 6H217V7L215 8V10H216ZM228 9H229V8H228ZM228 9H225V10L228 11ZM234 9H232V10L234 11ZM252 9H253V8H252ZM52 10H53V9H52ZM74 10H75V9H74ZM94 10H95V9H94ZM100 10H101V12H102L103 10H106V9H101V8H100V9H99V12H100ZM114 10H115V9H114ZM114 10H113V11H114ZM121 10H122V9H121ZM170 10H169V11H170ZM172 10L174 11V9H172ZM177 10H178V9H177ZM177 10H175V12H177ZM191 10H192V8H191ZM191 10H189V11L192 12ZM203 10H204V9H203ZM203 10H202V11H203ZM237 10H239V9H237ZM237 10H235V11H237ZM241 10H240V12H241ZM245 10H247V9H245ZM250 10H251V8H250ZM67 11H68V10H67ZM71 11H72V10H71ZM75 11H76V10H75ZM97 11H98V10L96 9V11H94V13L97 12ZM123 11H124V10H123ZM129 11H130V10H129ZM159 11H160V12H159ZM164 11H166V10H164ZM173 11H172V12H173ZM198 11H201V10L199 9ZM202 11H201V12H202ZM211 11H212V10H211ZM218 11H217V12H218ZM251 11H253V10H251ZM47 12H48V11H47ZM51 12H52V11H51ZM81 12H82V10H81ZM83 12H84V11H83ZM86 12H87V11H86ZM90 12H87V13H85V14H90ZM116 12H117V11H116ZM181 12H182V11H181ZM185 12H186V14H187V11H186V10H185ZM185 12H184V13H185ZM190 12L186 15L187 17L191 15ZM194 12L196 13V11H194ZM207 12H208V11H207ZM220 12H221V10L219 11V13H220ZM247 12L249 13V10H248ZM253 12H254V11H253ZM256 12H257V11H256ZM256 12H255V13H256ZM49 13H50V12H49ZM69 13H71V12H69ZM69 13H68V14H69ZM94 13H93V15H94ZM97 13H98V12H97ZM107 13H108V12H107ZM107 13H106V15H107ZM110 13H111V12H110ZM110 13H109V14H110ZM117 13H118V12H117ZM127 13H129V12H127ZM127 13H126V14H127ZM141 13H142V12H141ZM147 13H148V12H147ZM162 13H164V12H162ZM173 13H174V12H173ZM178 13L181 15V13H180L179 11H178ZM178 13H175V14H178ZM198 13H199V12H198ZM203 13H205V12L203 11ZM203 13H202V14H203ZM215 13H216V12H215ZM231 13H232V12H231ZM235 13H236V12H235ZM235 13H233V15H234ZM237 13H239V12H237ZM245 13H246V12H245ZM255 13H254V14L252 13V15H255ZM259 13H260V12H259ZM20 14H21V15H20ZM83 14H84V13H83ZM98 14H99V13H98ZM102 14H103V12H102ZM102 14H101V15L99 14V15H100V18H101L105 13H104L103 15H102ZM148 14H149V13H148ZM148 14H146V16H148ZM182 14H183V13H182ZM202 14H201V15H202ZM205 14L208 15V13H205ZM209 14H210V10H209ZM213 14H214V13H213ZM213 14H212V15H213ZM223 14H224V12H223ZM225 14H226V13H225ZM246 14H247V13H246ZM257 14H258V13H257ZM71 15H72V13H71ZM75 15H76V14L73 13L72 16H74V19H73V20L76 22V21H78L80 18H79V17H78V18H75V17H76ZM99 15H98V16L95 15V16L97 17V18H95V19H99V20H100V18H98ZM130 15H131V14H130ZM132 15H134V14H132ZM153 15H154V16H153ZM162 15H163V14H162ZM164 15H165V14H164ZM199 15H200V14H199ZM199 15H198V18L201 19V18H200L201 16L199 17ZM203 15H204V14H203ZM210 15H211V14H210ZM233 15H231V16L233 17ZM239 15H240V13H239ZM250 15H251V14H250ZM250 15H249V16H250ZM261 15L263 16V13H262ZM87 16H88V15H87ZM104 16H105V15H104ZM115 16H118V15H115ZM126 16H127V15H126ZM140 16H141V15H140ZM144 16H145V15H144ZM156 16L159 17V15H156ZM160 16H161V15H160ZM165 16H166V15H165ZM182 16H183V17H182ZM193 16H194V15H193ZM196 16H197V15H196ZM204 16H205V15H204ZM204 16H203V18H204ZM220 16H221V15H220ZM223 16H224V15H223ZM225 16H227V17L229 16V15H228V12H227V15H225ZM225 16H224V17H225ZM231 16H230V17H231ZM236 16H238V15H235V17H236ZM240 16H243V15H240ZM244 16H245V14H244ZM258 16H259V15H258ZM69 17H71V16H69ZM88 17H89V16H88ZM92 17H93V16H92ZM105 17H108V16H105ZM129 17H130V16H129ZM132 17H133V16H132ZM163 17H164V16H163ZM170 17H171V16H170ZM176 17H177V15H176ZM178 17H179V16H178ZM207 17H209V16H207ZM216 17H217V16H216ZM224 17L221 18V19H225V18H226V17H225V18H224ZM245 17H246V16H245ZM250 17H251V16H250ZM72 18H73V17H72ZM81 18H82V16H81ZM109 18H110V17H109ZM113 18H114V17H113ZM155 18H156V17H155ZM168 18H169V17L167 16V19H168ZM180 18H183V19H184V15H181ZM228 18H229V17H228ZM233 18H234V17H233ZM233 18H231V20H237V19H233ZM237 18H238V17H237ZM254 18H255V17H254ZM259 18H260V19H263V18H261V16H259ZM19 19H20V20H19ZM75 19H78V20H75ZM89 19H90V18H89ZM103 19H104V17L102 18V20H103ZM128 19H129V18H128ZM135 19H136V18H135ZM159 19H160V18H159ZM161 19H162V17H161ZM165 19H166V18H164V21L167 20V19H166V20H165ZM174 19H175V18H173V22L175 23V20H174ZM183 19H181V21H182ZM191 19H192V18H191ZM194 19H195V18H194ZM194 19H192V20H194ZM199 19H196V20L199 21ZM216 19H218V18H216ZM221 19H220V20H221ZM229 19H230V18H229ZM229 19H228L227 21H230ZM249 19H250V18H249ZM252 19H253V18H252ZM257 19H258V17H256L254 20L257 21ZM69 20L72 21L71 19H69ZM81 20H82V19H81ZM99 20H98V21H99ZM105 20H106V18H105ZM107 20H108V19H107ZM119 20H120V19H119ZM130 20H131V19H130ZM144 20H145V19H144ZM144 20H143V21H144ZM152 20H153V19H152ZM155 20H158V19H155ZM185 20H186V18H185ZM185 20H183V21H185ZM208 20H210V21H207V20H206V21H207L208 23H210V22L212 21V18H211V19H208ZM214 20H215V19H214ZM214 20H213V21H214ZM220 20H219V24H222V22L220 23ZM263 20H264V19H263ZM263 20H261V21H263ZM74 21H73L72 24H71V28H69V29H70V32H71V33L69 32V33L71 34V38H70V37H69V38L72 39V38L74 37L72 40H75V39L77 38V37L75 38V36H74V33L76 34V31H75V30H76L78 27H79V28L81 27V26L79 25V24H80V23H79L80 20H79V22H78L79 24H78L77 22L75 23ZM86 21H87V24H88V23H89L90 21H92V20H86ZM88 21H89V22H88ZM98 21H97V22H98ZM100 21H101V20H100ZM114 21H115V19H114ZM126 21H127V20H126ZM137 21H138V20H137ZM143 21H142V22H143ZM145 21H146V20H145ZM145 21H144V22H145ZM164 21L161 20V22H163V23H164ZM169 21H170V18H169ZM198 21H197V22H198ZM202 21H205V20H200L199 22H201V24H202V23H203ZM217 21H218V20H217ZM217 21H215L216 25H217ZM222 21H223V20H222ZM227 21H226V22H227ZM239 21H241V20H239ZM239 21H238V22L231 21V22L234 24V23H239ZM245 21H246V20H245ZM245 21H244L243 23H245ZM247 21H248V20H247ZM251 21H252V20H251ZM258 21H259V20H258ZM261 21H259V22H261ZM93 22H94V20H93ZM95 22H96V20H95ZM95 22L93 23L94 27H95V24H96ZM104 22H105V21H103V22L101 21V22H99V23H100V24H101V23L103 24ZM122 22H123V20H122ZM140 22H141V21H140ZM148 22H149V21H148ZM166 22H168V21H166ZM194 22H195V21H194ZM199 22H198V23H199ZM223 22H224V21H223ZM263 22H264V21H263ZM263 22H262V23H263ZM82 23L84 24V20H83ZM82 23H81V25H82ZM130 23H131V21H130ZM154 23L156 24V22H154ZM170 23H171V22H170ZM170 23L168 22V24H166L167 26H166V25L163 26V27L165 28V30H164V29H162V30L160 29L161 31H164V33H163L162 35H164L165 33H167V34H166V36H167V35H169V32H170V31L172 32L174 29H177V28H171L173 25H172V23H171V25H172V26H171ZM174 23H173V24H174ZM186 23H188V20H187ZM189 23H190V22H189ZM191 23H193V21H192ZM191 23H190V24H191ZM204 23H205V22H204ZM208 23H206V25H202V26H203V27H204V26H207V25L210 26ZM212 23H214V22H212ZM215 23H214V24H215ZM228 23L230 24V22H228ZM241 23H242V22H241ZM241 23H240V24H241ZM243 23H242V25H243ZM246 23H247V22H246ZM246 23H245V25H246ZM89 24H91V23H89ZM97 24H98V23H97ZM100 24H99V27H98V25H97V27H98L97 30H99V31L102 30V29H101V28H102V27H101L102 25L100 26ZM107 24H108V23H107ZM110 24H111V23H110ZM118 24H119V23H118ZM139 24H140V23H139ZM142 24H143V23H142ZM149 24H150V23H149ZM158 24H159V20H158ZM158 24H157V26H158ZM161 24H162V23H161ZM164 24H165V23H164ZM201 24L199 23V24H197V25H201ZM210 24H211V23H210ZM229 24H226V26L229 25ZM240 24H239V26H240ZM249 24H250V22H249ZM251 24H252V23H251ZM254 24H255V21H254ZM256 24H257V22H256ZM84 25H86V22H85ZM93 25H92V26H93ZM103 25H104V24H103ZM105 25H106V24H105ZM105 25H104V26H105ZM112 25H113V23H112ZM112 25H111V26H112ZM116 25H117V24H116ZM116 25H115V26H116ZM119 25H120V24H119ZM135 25H136V23H135ZM151 25H152V26H155V25L152 24V23H151ZM162 25H163V24H162ZM162 25H161V27H162ZM187 25H189V24H187ZM187 25H186V26H187ZM235 25H236V24H235ZM259 25H261V24H259ZM259 25L257 24V26H258L257 28H259ZM262 25H264V24H262ZM82 26H83V25H82ZM87 26H89V25H87ZM92 26H90L91 29H92ZM115 26H114V27H115ZM117 26H118V25H117ZM123 26H124V25H123ZM126 26H127V25H126ZM152 26H151V27H152ZM159 26H160V25H159ZM176 26H179V25L176 24ZM184 26H185V25H184ZM190 26H192V25H190ZM211 26H212V25H211ZM217 26H218V25H217ZM224 26H225V25L223 24L222 27H224ZM231 26H233V25H231ZM243 26H244V25H243ZM249 26H250V25H249ZM249 26L247 25V27H249ZM251 26H252V25H251ZM76 27H77V28H76ZM107 27H108V26H107ZM112 27H113V26H112ZM130 27H131V25H130ZM151 27H149V29H151ZM163 27H162V28H163ZM180 27H182V26H180ZM188 27H189V26H188ZM196 27H198V26H195V28H196ZM220 27H221V26H220ZM220 27H219V28H220ZM229 27H230V25H229ZM229 27H228V28H229ZM236 27H237V26H236ZM252 27H254V26H252ZM263 27H264V26H263ZM84 28H85V29H83V31L86 30V28H88V29H87L88 32L91 31V30H89V27H84ZM119 28H120V27H119ZM123 28H125V27H123ZM190 28H191V27H190ZM190 28H189V29H190ZM199 28H200V26H199ZM204 28H205V27H204ZM204 28H203L202 30H204ZM211 28H215V25H214L213 27H211ZM224 28H225V27H224ZM237 28H238V27H237ZM237 28H236V29H237ZM242 28H243V27H242ZM242 28H241V29H242ZM249 28H250V27H249ZM249 28H248V29H249ZM260 28H261V27H260ZM104 29H106V27H105V28L103 27V30H104ZM108 29H109V28H108ZM108 29H107V30H108ZM121 29H122V27H121ZM127 29H128V27H127ZM139 29H140V28H139ZM149 29H148V30H149ZM172 29H173V30H172ZM192 29H193V28H192ZM208 29H210V28H208ZM229 29H230V28H229ZM231 29H232V28H231ZM252 29L255 30L254 28H252ZM261 29L263 30L264 28H261ZM80 30H81V29H80ZM80 30L77 29V32H80ZM92 30L95 31L94 29H92ZM123 30H124V29H123ZM131 30H132V29H131ZM142 30H143V29H142ZM177 30H178V29H177ZM181 30H183V29H181ZM193 30H194V29H193ZM193 30H191V31H193ZM211 30H212V29H211ZM214 30H215V29H214ZM221 30L223 31V28H222ZM221 30L218 29V30H217V31H218V34H214V36H216V38H218L217 36L219 35V33H220ZM253 30H252V32H253ZM68 31H69V30H68ZM93 31H91V32H93ZM104 31H105V30H104ZM110 31H114V30H110ZM124 31H125V30H124ZM124 31H123V33H124ZM132 31H134V29H133ZM149 31H150V30H149ZM149 31H148V32H149ZM151 31H153V29H152ZM161 31H160L159 33H161ZM178 31H179V30H178ZM178 31H176V32L178 33ZM196 31H197V28H196ZM199 31H200V29H199ZM199 31H198V32H199ZM204 31H206V29H205ZM204 31H202V32L204 33ZM212 31H213V30H212ZM217 31H216V32H217ZM222 31H221V32H222ZM226 31H227V29H226ZM228 31L230 32V30H228ZM233 31H234V29H233ZM233 31H232V32H233ZM236 31H237V30H236ZM241 31H243V30H240V32L238 31V34L241 33ZM248 31H249V30H248ZM81 32H82V30H81ZM85 32H86V31H84V33H85ZM88 32H87V33H88ZM95 32H96V31H95ZM100 32H101V31H100ZM100 32H99V33H100ZM115 32H116V31H115ZM115 32H114V33H115ZM171 32H170V33H171ZM174 32H175V31H174ZM176 32H175V35L177 34ZM183 32H184V31H183ZM187 32H189V31H187ZM193 32H195V31H193ZM214 32H215V31H214ZM229 32H225V33H229ZM232 32H231V33H232ZM246 32H247V29H246V31L244 30V32H242V33H245V34H246ZM252 32H251V33H252ZM256 32H257V31H256ZM256 32H255V33H256ZM62 33H63V32H62ZM96 33H98V32H96ZM102 33H104V32H102ZM110 33L112 34V32H110ZM119 33H120V32H119ZM127 33H128V32H127ZM139 33H140V32H139ZM143 33H145V32H143ZM149 33L151 34V32H149ZM153 33H155V32H153ZM196 33H197V32H196ZM206 33H208V30H207ZM222 33H223V32H222ZM222 33H220V34H222ZM231 33H230V34H231ZM234 33H235V31H234ZM236 33H237V32H236ZM236 33H235V34H236ZM242 33H241V34H242ZM248 33H249V35H251L250 32H248ZM78 34H79V33H78ZM82 34H83V32H82ZM82 34L80 33V35H82ZM90 34H91V33H90ZM92 34H94V33H92ZM100 34H101V33H100ZM108 34H109V32H108ZM128 34H129V33H128ZM128 34H127V35H128ZM140 34H141V33H140ZM156 34H157V33H155V35H156ZM172 34H173V32H172ZM179 34H180V33H179ZM184 34H185V33H184ZM200 34H201V33H200ZM200 34L197 33V35H200ZM210 34H211V33H210ZM252 34H253V33H252ZM256 34H257V33H256ZM256 34H254V35H256ZM84 35H86V34H84ZM84 35H83V36H84ZM96 35H99V34H96ZM96 35H94L93 37H95ZM113 35H114V34H113ZM116 35H117V34H116ZM116 35H114V36H116ZM131 35H132V34H131ZM180 35H181V34H180ZM186 35H187V34H186ZM188 35H189V34H188ZM190 35H191V34H190ZM197 35H196V36H197ZM201 35H202V34H201ZM201 35H200V37L203 36V35H202V36H201ZM222 35H223V34H222ZM224 35H225V34H224ZM232 35H233V34H232ZM232 35H231V36H232ZM236 35H237V34H236ZM236 35H235V36H236ZM239 35H240V34H239ZM242 35H244V34H242ZM242 35H240V36H242ZM64 36H65V35H64ZM76 36H78V35H76ZM103 36H104V35H103ZM110 36H112V35H110ZM117 36H118V35H117ZM117 36H116V37H117ZM122 36H123V35H122ZM135 36H136V35H135ZM152 36H153V35H152ZM173 36H174V35H173ZM196 36H195V37H196ZM206 36H207V35H206ZM206 36H205V37H206ZM208 36H209V34H208ZM211 36H212V35H211ZM211 36H210V37H211ZM227 36H228V35H227ZM227 36H226L225 38H228ZM229 36H230V35H229ZM247 36H248V34H247ZM259 36H260V35H259ZM66 37H67V36H66ZM66 37H65V38H66ZM89 37H90V36H89ZM144 37H145V36H144ZM148 37H149V36H148ZM156 37H157V36H156ZM158 37H159V36H158ZM158 37H157V38H158ZM167 37H168V36H167ZM180 37H181V36H180ZM193 37H194V36L192 35V38H193ZM212 37H213V36H212ZM223 37H224V36H222V38H223ZM232 37H233L232 40H231V37H230V40H231V41H233L234 38H235L234 36H232ZM245 37H246V35L244 36V38H243V36H242L241 38L245 39ZM250 37H251V36H250ZM250 37H249V38H250ZM256 37H258V36H256ZM84 38H85L86 40H88V41H89V39H90V38L87 39V35L84 36ZM84 38H83V39H84ZM96 38H99V36H98V37L96 36ZM96 38H95V40H96ZM107 38H108V37L105 36L104 38H100V39H103V41L105 40L104 42H107ZM111 38H112V37H111ZM111 38H109V39H111ZM122 38H123V37H122ZM127 38H129V37H127ZM134 38H135V37H134ZM137 38H138V37H137ZM137 38H136V39H137ZM151 38H152V37H151ZM171 38H172V37H171ZM175 38H176V37H175ZM185 38H186V37H185ZM197 38H198V40H199V36H197ZM213 38H214V37H213ZM213 38H211V39H213ZM216 38H214V39H215V42H216V40H220V43H222V41H221L222 39H220V36H219V39H216ZM238 38H239V36H238ZM251 38H252V37H251ZM70 39H66V40H69L68 42L70 43ZM80 39H82V36H80V38L77 39V40H80ZM92 39H94V38H92ZM92 39H91V40H92ZM109 39H108V41H110ZM113 39H116V38H113ZM113 39H111V41H112ZM119 39H120V38H119ZM139 39H140V37H139ZM144 39H145V38H144ZM144 39H143V40H144ZM146 39H147V38H146ZM148 39H149V38H148ZM148 39H147V40H148ZM152 39H153V38H152ZM163 39H164V38H163ZM163 39H162V40H163ZM169 39H170V38H169ZM177 39H178V35H177ZM179 39H180V38H179ZM187 39H188V37H187ZM190 39H191V38H190ZM209 39H210V38H209ZM236 39H237V37H236ZM247 39H248V37H246V41H248ZM252 39H253V38H252ZM259 39H260V38H259ZM259 39L256 38V40H259ZM261 39H262V38H261ZM95 40H94V42H95ZM125 40H126V39H125ZM137 40H138V39H137ZM143 40H142V41H143ZM162 40H161V41H162ZM165 40H167V39L165 38ZM170 40H172V39H170ZM170 40H169V42H168L169 44H171V41H170ZM173 40H174V37H173ZM173 40H172V41H173ZM180 40L184 42V39L182 40V38H181ZM185 40H186V39H185ZM198 40L195 39L196 43H198V44L200 45L201 43H200V41H198ZM200 40L203 41V38H200ZM225 40H226V39H225ZM227 40H228V39H227ZM237 40H238V39H237ZM240 40L243 41L242 39H240ZM249 40H250V39H249ZM75 41H76V40H75ZM96 41L99 42L98 39H97ZM100 41L102 42V40H100ZM111 41H110V42H111ZM121 41H123V40H121ZM144 41H145V40H144ZM144 41H143V42H144ZM149 41H150V40H149ZM151 41H153V40H151ZM157 41H158V40H157ZM176 41H177V40H176ZM181 41H180V42H181ZM186 41H187V40H186ZM188 41H189V40H188ZM188 41H187V43H188ZM202 41H201V42H202ZM205 41H206V40H204L203 42H205ZM213 41H214V40H213ZM231 41H230V42H231ZM254 41H255V40H253V42H254ZM263 41H264V40H262V42H263ZM86 42H87V41H86ZM86 42H85V44L89 43V42H87V43H86ZM91 42H92V41H91ZM91 42H90V43H91ZM101 42H100V43H101ZM110 42H108V43H110ZM116 42H117V40H116ZM154 42H155V41H154ZM159 42H160V41H159ZM166 42H167V41H166ZM166 42H164V44H165ZM174 42H175V41H174ZM177 42L181 45V43H180L179 41H177ZM191 42H192V41H191ZM206 42H207V41H206ZM206 42H205V43H206ZM211 42H212V41H211ZM215 42H214L213 44H215ZM224 42H225V41H224ZM226 42H229V41H226ZM239 42H240V41H239ZM243 42H244V41H243ZM248 42H249V41H248ZM248 42H246V43H248ZM258 42H259V41H258ZM262 42L260 41L261 46H259V47H261V49L264 51V46H263V48H262ZM100 43H99V44H100ZM112 43H115V42L113 41ZM117 43H118V42H117ZM119 43H120V41H119ZM119 43H118L117 45H119ZM130 43H131V42H130ZM147 43H148V42H147ZM184 43H185V42H184ZM187 43H185V45H186ZM207 43H208V42H207ZM220 43H219V41H217V44L220 45ZM235 43H236V42H235ZM246 43L243 44V43L241 42V44H243V45H245ZM95 44H96V42H95ZM101 44H103V43H101ZM101 44H100V45H101ZM122 44H123V42H122ZM138 44H139V43H138ZM150 44H151V42H150ZM174 44H175V43H174ZM182 44H183V43H182ZM192 44H193V42H192ZM202 44H203V43H202ZM202 44H201V45H202ZM222 44H223V43H222ZM231 44H232V43H231ZM237 44L239 45L240 43H238V41H237ZM237 44H235V45H237ZM248 44H249V43H248ZM248 44H246V45H248ZM255 44H256V43H255ZM263 44H264V42H263ZM65 45H66V43H65ZM65 45H63V46H64V47H67V46H68V45H67V46H65ZM70 45H71V43H70ZM166 45L168 46L167 43H166ZM176 45H178V44H175V46H176ZM199 45L196 44V46H199ZM210 45H211V43H210ZM210 45H209V46H210ZM233 45H234V42H233ZM233 45H232V46H233ZM235 45H234V46H235ZM238 45H237V46H238ZM249 45L252 46L251 43H250ZM249 45H248V46H249ZM258 45H260V44H258ZM87 46H89V45H87ZM103 46H104V45H103ZM114 46H115L116 48H118V47L116 46V43L114 44ZM131 46H132V45H131ZM205 46H208V45H203L204 48H205ZM209 46H208V47H209ZM216 46H218V45H216ZM220 46L223 47L222 45H220ZM220 46H218V48H219ZM227 46H228V45H227ZM232 46H231V48H229V49L234 48V47H232ZM251 46H249V47L244 46V47H245V48H250ZM106 47H107V44H106ZM110 47H113V46L110 44ZM142 47H143V46H142ZM146 47H147V46H146ZM159 47H160V46H159ZM161 47H162V46H161ZM161 47H160V48H161ZM168 47H169V46H168ZM170 47H172V45H170ZM170 47H169V49H170ZM178 47H180V46H176V48H178ZM199 47H200V46H199ZM199 47H198V49H199ZM208 47H207V49L205 48V49H206V50H205L206 52H207V50H208ZM213 47H215V46H213ZM224 47H225V46H224ZM229 47H230V46H229ZM239 47H241V46H239ZM252 47H254V46H252ZM259 47H258V49H260ZM77 48L80 49V47H77ZM107 48H108V47H107ZM119 48H120V47H119ZM174 48H175V47H174ZM181 48H182V47H181ZM185 48H186V47H185ZM185 48H184V50H185ZM210 48H212V47H210ZM241 48H243V47H241ZM255 48H256V45H255ZM71 49H72V48H71ZM71 49H70V50H71ZM74 49H76V48H74ZM78 49H77V50H78ZM101 49H102V48H101ZM109 49H110V48H109ZM112 49H113V48H112ZM114 49H115V48H114ZM121 49H122V48H121ZM123 49H124V48H123ZM127 49H128V48H127ZM162 49H164V47H163ZM167 49H168V48H167ZM171 49H172V48H171ZM188 49H189V48H188ZM200 49H202V48H200ZM222 49H223V48H222ZM229 49H228V51L225 52L226 54H227V52H229V54H230V52H231V53H235V55H236L237 52L229 51ZM236 49H237V48H236ZM252 49H254V48H252ZM256 49H257V48H256ZM256 49H254V50H256ZM258 49H257L256 51H259ZM131 50H133V49H131ZM138 50H139V49H138ZM144 50H145V49H144ZM173 50H174V49H173ZM178 50H179V49H178ZM178 50L175 51V53H176V52H179ZM184 50H183V51H184ZM189 50H190V49H189ZM212 50H213V49H212ZM215 50H216V48L213 50V52H214ZM226 50H227V49H226ZM234 50H235V49H234ZM237 50L239 51L240 49H237ZM237 50H236V51H237ZM242 50H243V49H242ZM245 50H247V49H245ZM254 50H252V51H254ZM262 50H261L260 52H263ZM72 51L74 52V50H72ZM94 51H96V50H94ZM117 51H118L117 53L120 52V50H118V49H117ZM139 51H140V50H139ZM146 51H147V50H146ZM183 51H182V52H183ZM201 51H204V49L201 50ZM205 51H204V52H205ZM210 51H211V50H210ZM224 51H225V50H224ZM243 51H244V50H243ZM256 51H255V52H256ZM68 52H70V51H68ZM77 52H78V51H76V53H74V55H72V56H67V57H63V58H56V57L54 58V57H52V58H50V59H48L47 61H44V62H42V61H38V60L35 59L32 55H30L29 53H28V54H29L30 56L28 55V57H29V58L31 59V61H32L33 63H35L37 66H46V65H49V64H53V63H55V62H57V61H59V60L65 59V58L76 57L75 54H77V57H84V58H87V60L93 65L92 67H94L96 64H98V63H96V62L98 61V60L95 59L96 57H99V58H97V59H100V57H104L105 55H107V57L109 56L108 52L106 53V50H105V52H104V49H102V50L97 49V51H96L97 53L94 54V55L96 56L95 58H89V57H87L88 55H85V54H78ZM89 52H90V50H89ZM89 52H88V53H89ZM112 52H113V51H112ZM129 52H130V51H129ZM141 52H142V51H141ZM159 52H160V51H159ZM165 52H166V51H165ZM186 52H187V51H186ZM188 52H189V51H188ZM204 52H203V53H204ZM208 52H209V51H208ZM213 52H209V54H213ZM219 52H220V51H219ZM219 52H218V53H219ZM241 52H242V51H241ZM244 52H246V51H244ZM244 52H243V54H244ZM90 53H91V52H90ZM94 53H95V52H94ZM114 53H115V50H114ZM114 53H113L114 56L112 55L113 57L111 56V58H114L115 56H117V54H114ZM122 53H123V52H122ZM132 53H133V52H132ZM189 53H190V52H189ZM201 53H202V52H201ZM220 53H221V52H220ZM239 53H240V51H239ZM246 53H249V52H246ZM246 53H245V55H247ZM253 53H254V52H253ZM256 53H258V52H256ZM256 53H254L255 56H256ZM72 54H73V53H72ZM92 54H93V53H92ZM125 54H128V52H127V53L125 52ZM133 54H134V53H133ZM162 54H163V53H162ZM171 54H172V53H171ZM171 54H170V55H171ZM180 54H181V53H180ZM180 54H179V55H180ZM185 54H186V53H184V55H185ZM214 54H215V56H214V58H215V57L217 56V55H216L217 53H214ZM221 54H222V53H221ZM221 54H220V55H221ZM263 54H264V52H263ZM263 54H262V55H263ZM7 55H8V57H10L9 54H7ZM10 55H11V54H10ZM12 55H13V54H12ZM16 55L20 58V60H21V62H22V65L25 66V68H28V70H29L30 80H31L32 84L34 85V88L36 87V89L38 90V93H37V94L41 93V92L43 91L42 88L44 89V87H45V85L43 84V82H41V79H40V74H41V72H42L43 70H41V69H39V68L33 66V65L31 64V62H29V60L25 59V56H23V55L21 54L20 51H17V50H16ZM118 55H119V54H118ZM136 55H138V54H136ZM166 55H167V54H166ZM182 55H183V54H182ZM186 55H188V54H186ZM196 55H197V53H196ZM201 55H202V54H201ZM206 55H207V56H210V55H208V54H206ZM206 55H205V56H206ZM235 55H234V54H232V55L230 54V57H231V56H235ZM238 55H239V54H238ZM238 55H237V56H238ZM240 55H242V53H240ZM245 55H244V56H245ZM257 55H259V54H257ZM1 56H2V55H1ZM1 56H0V57H1ZM14 56H15V54H14ZM119 56H121V55H119ZM205 56H204V57H205ZM225 56H226V55H225ZM228 56H229V55H228ZM228 56H227V57H228ZM237 56H236V58H237ZM259 56H260V55H259ZM259 56H258V57H259ZM263 56H264V55H263ZM105 57H106V56H105ZM117 57H118V56H117ZM122 57H123V56H122ZM132 57H134V56H132ZM132 57H130V58H132ZM178 57H179V56H178ZM181 57H182V56H181ZM185 57H186V56H185ZM218 57H219V55H218ZM218 57H217V58H218ZM221 57H222V56H221ZM221 57H220V58H221ZM227 57H226V58H227ZM239 57H240V56H239ZM256 57H257V56H256ZM11 58L13 59V56H12ZM111 58L109 57V58H108L109 60H108L107 58H106V59L110 62V59H111ZM143 58H144V60H145L146 57H143ZM149 58H151V57L149 56ZM174 58H175V57H174ZM176 58H177V57H176ZM192 58H193V56H192ZM201 58H203V57H201ZM205 58H206V57H205ZM211 58H212L211 60H215V61L217 60V58L214 59L212 56H211ZM220 58H219V59H220ZM226 58H224V59L226 60ZM231 58H232V57H231ZM234 58H235V57H234ZM234 58H233L232 60L229 59V62H232L233 60H235ZM245 58H247V57L245 56ZM259 58H260V57H259ZM261 58H264V57H261ZM0 59H1V58H0ZM3 59H4V58H3ZM55 59H59V60H55ZM104 59H105V58H104ZM115 59H116V60H117V59H120V57H119V58H115ZM123 59H124V58H123ZM134 59H135V57H134ZM209 59H210V58H209ZM209 59H208V61H209ZM221 59H222V58H221ZM221 59H220V60H221ZM240 59H241V57H240ZM249 59H251V58H249ZM253 59H254V58H253ZM4 60H6V59H4ZM9 60H10V59H9ZM54 60H55V61H54ZM79 60L82 61V62H84V64L86 63V65L88 64L86 61H83V60H81V59H79ZM79 60L76 59L75 61L69 63L68 65L70 66V64H73V65L75 64L74 66H76V64H80V66H82V63L79 62ZM101 60H103V59H101ZM127 60H128V59H127ZM131 60H132V59H131ZM136 60H137V59H136ZM139 60H140V59H139ZM151 60H152V59H151ZM153 60H154V59H153ZM167 60H169V59H167ZM194 60H195V59H194ZM227 60H228V59H227ZM242 60L244 61L245 59L243 58ZM242 60H241V61H240V60H235V61H238V62L240 61L239 63H241ZM258 60H259V59H258ZM260 60H261V59H260ZM263 60H264V59H263ZM1 61H3V60H1ZM1 61H0V63H1ZM14 61H15L14 63H16V59H15ZM108 61H107V63H108ZM134 61H135V60H134ZM157 61H158V60H157ZM161 61H162V60H161ZM164 61H165V60H164ZM202 61H203V60H202ZM205 61H207V58H206ZM223 61H224V60H223ZM235 61H234V63H236ZM245 61H246V60H245ZM245 61H244V62H245ZM6 62H7V61H6ZM116 62H117V61H116ZM124 62H125V61H124ZM126 62H127V61H126ZM149 62H150V61H149ZM155 62H156V61H155ZM172 62H173V61H172ZM213 62H214V61H213ZM213 62L211 61V63H213ZM218 62H219V60H218ZM220 62H221V61H220ZM220 62H219V64H216L217 62H216V63L214 62V64H216V65L219 66V65H221ZM226 62H227V61H224V63H226ZM238 62H237V64H238ZM246 62H247V61H246ZM2 63H4V62H2ZM12 63H13V62H12ZM99 63H100V62H99ZM118 63H119V60H118ZM122 63H123V62H122ZM132 63H133V62H132ZM142 63H143V62H142ZM166 63H168V62H166ZM166 63H165V64H166ZM200 63H201V61H200ZM208 63L210 64V62H208ZM222 63H223V62H222ZM234 63H230V64H232V66H234V68H235V67H240V66H238V65H236V64L234 65ZM249 63H250V62H249ZM249 63H247V64L250 65ZM100 64H101V66L103 65L102 63H100ZM120 64H121V62H120ZM123 64H124L123 67L120 66V67H121V68H120L119 66H117V68H119L120 70L123 68V70H124V68H125L124 66H125L126 63H123ZM143 64H144V63H143ZM163 64H164V63H163ZM176 64H177V63H176ZM205 64H206V63H205ZM214 64H213V65H214ZM5 65H6V64H5ZM5 65H3V66L5 67ZM110 65H112V64H110ZM115 65H116V64H115ZM151 65H152V64H151ZM155 65H156V64H155ZM185 65H186V64H185ZM201 65H202V64H201ZM210 65H211V64H210ZM222 65H224V64H222ZM222 65H221V66H222ZM226 65L228 66V64H226ZM226 65H225V66H226ZM239 65H240V64H239ZM251 65H252V64H251ZM0 66H2V64H1ZM7 66H8L9 68H11V66H13V65L11 64V66H9V65H7ZM18 66H21V65H18ZM18 66H17V68H19ZM60 66H64V65H58V66H55V67H53V68H48V69H46V70L50 71L51 75H50V78H49V85H48L47 88H45L44 92L47 93V96H46L45 99H47V97H48L47 100H48V101H49V99L51 100V101H50V102H51V105H52V103H54V101H55L56 97L58 96L59 92L62 91V93H63V95H64V94H66V93L68 92V90L70 89V88H69V85H70V84H69V79H68L69 77H68V74L66 75L64 72H61V71H60ZM88 66H90V65L88 64ZM108 66H109V64H108ZM144 66H145V65H144ZM153 66H154V65H153ZM164 66H165V65H164ZM194 66H195V65H194ZM205 66H206V65H205ZM205 66H204V69H205ZM221 66H220L219 68H222ZM225 66H223V68H222L221 70L226 69ZM227 66H226V67H227ZM232 66H230V67H232ZM241 66H242V65H241ZM244 66H245V65H244ZM77 67H78V66H77ZM110 67H111V66H110ZM110 67H108V68H110ZM115 67H116V66H115ZM157 67H158V66H157ZM177 67H178V66H177ZM186 67H187V66H186ZM188 67H189V66H188ZM207 67H208V66H207ZM212 67H213V66H211V67H209V68L213 69ZM1 68H3V67H1ZM5 68H7V67H5ZM168 68H169V67H168ZM209 68H208V70L206 69L208 72H210ZM215 68H216V66H215ZM215 68H214V69H215ZM227 68H228V67H227ZM240 68H241V67H240ZM240 68H238V69H240ZM253 68H254V67H253ZM96 69H97V68H96ZM96 69H95V70H96ZM102 69H103V68H102ZM172 69H173V68H172ZM175 69H176V68L174 67V70H175ZM228 69H229V68H228ZM236 69H237V68H236ZM236 69H235V70H236ZM242 69H243V67H242ZM245 69H247L246 66H245ZM0 70H1V69H0ZM7 70H8V69H7ZM11 70H12V69H11ZM13 70H14V68H13ZM21 70H22V69H21ZM21 70H19V71H21ZM100 70H101V69H100ZM114 70H115V69H114ZM120 70H119V71H120ZM123 70H122V71H123ZM193 70H195V69H193ZM200 70H201V69H200ZM221 70L219 69L218 71L221 72ZM226 70H227V69H226ZM230 70H231V69H229V71H230ZM232 70H233V69H232ZM232 70H231V71H232ZM263 70H264V69H263ZM3 71H4V70H3ZM5 71H6V70H5ZM65 71H66V70H65ZM67 71H68V70H67ZM67 71H66V72H67ZM163 71H164V70H163ZM163 71H162V72H163ZM181 71H182V70H181ZM202 71H203V70H202ZM231 71H230V73H231ZM238 71H239V70H237V72H238ZM242 71H243V70H242ZM242 71L239 72V73H242ZM0 72H1V71H0ZM12 72H14V71H12ZM114 72H115V71H114ZM117 72H118V69H117ZM117 72H116V73H117ZM191 72H192V71H191ZM191 72H190V73H191ZM195 72H196V71H195ZM211 72H212V71H211ZM211 72H210V73H211ZM219 72H217V73H219ZM225 72H226V71H225ZM235 72H236V71H235ZM7 73H8V71H7ZM17 73H18V72H17ZM98 73H99V72H98ZM119 73H120V72H119ZM148 73H149V71H148ZM159 73H161V72H159ZM183 73H184V72H183ZM201 73H203V72H201ZM201 73H200V75H202ZM206 73H207V72H206ZM217 73H215V74H217ZM228 73H229V72H228ZM246 73H248V72H246ZM246 73H245V74H246ZM3 74H4V72H3ZM5 74H6V72H5ZM9 74H10V76H11V73H9ZM19 74H20V73H19ZM90 74H91V72H90ZM110 74H111V73H110ZM161 74H163V73H161ZM181 74H182V73H181ZM212 74H213V73H212ZM212 74H211V75H212ZM222 74H223V73H222ZM225 74H226V73H225ZM225 74L222 75V76L225 77V76L227 75V74H226V75H225ZM232 74H233V72H232ZM232 74H229V75H230V78H232V76L234 77V76L237 75V74H236V75H235V74L232 75ZM245 74H244V75H245ZM0 75H2V74L0 73ZM7 75H8V74H7ZM7 75L2 76V77H6V78H7ZM14 75H15V73H14ZM103 75H104V73H103ZM103 75H101V76H103ZM107 75H108L107 77H109V73H108V72H107ZM114 75L116 76V74H114ZM120 75H122V74H120ZM139 75H140V74H139ZM143 75H144V74H143ZM165 75H166V73H165ZM165 75H163L164 78H165ZM213 75H214V74H213ZM213 75H212V76H213ZM220 75H221V73H220ZM231 75H232V76H231ZM239 75H241V74H239ZM242 75H243V73H242ZM8 76H9V75H8ZM10 76H9V78H10ZM17 76H18V75H17ZM110 76H111V75H110ZM115 76H114V78L117 77V76H116V77H115ZM118 76H119V75H118ZM170 76H171V75H170ZM179 76H180V74H179ZM203 76H204V73H203ZM205 76H206V74H205ZM212 76H211V77H212ZM214 76H215V75H214ZM237 76H238V75H237ZM2 77H1V79H4V78H2ZM96 77H97V76H96ZM107 77H106V79H107ZM122 77H123V76H122ZM122 77L120 76V78H122ZM150 77H151V76H150ZM161 77H162V76H161ZM180 77H181V76H180ZM180 77H179V79H180ZM187 77H188V76H187ZM193 77H194V76H193ZM200 77H201V76H200ZM224 77H223V79H224ZM238 77H239V76H238ZM94 78H95V77H94ZM117 78H118V77H117ZM117 78H116V79H117ZM139 78H141V77H139ZM144 78H146V77H144ZM156 78H158V77H156ZM164 78H162V79L159 78V79H160V81H161V80L165 81ZM185 78H186V77H185ZM194 78H195V77H194ZM201 78H202V77H201ZM204 78H205V77H204ZM204 78H202V79H204ZM214 78H218V77H214ZM219 78H221V81H223L221 76H220ZM219 78H218V80H219ZM227 78H228V76H227ZM227 78H226V79H227ZM234 78H235V77H234ZM234 78H233L232 80L229 79L228 82H230V81L232 82V81L234 80ZM131 79H132V78H131ZM131 79H130V80H131ZM152 79H153V78H152ZM168 79H169V78H168ZM174 79H175V78H174ZM183 79H184V78H183ZM195 79L198 80L197 78H195ZM202 79H201V80H202ZM207 79H209V78L206 77V79L204 80V82H205ZM210 79H211V78H210ZM210 79H209V80H210ZM212 79H213V77H212ZM226 79H224V83H225V80H226ZM246 79H248V78H246ZM4 80H5V79H4ZM6 80H8V79H6ZM10 80H11V79H10ZM12 80H13V79H12ZM15 80H16V79H15ZM17 80H18V79H17ZM17 80H16V81H17ZM19 80H20V79H19ZM19 80H18V81H19ZM88 80H89V79H88ZM95 80H97V79H95ZM95 80H94V82H96ZM112 80H113V77H112ZM112 80H111V83L115 82V81L112 82ZM122 80H123V79H122ZM138 80H139V79H138ZM154 80H156V79H154ZM171 80H172V79H171ZM181 80H182V79H181ZM189 80H190V79H189ZM218 80H217L216 82H218ZM227 80H228V79H227ZM238 80H240L241 83H242V80H243V79L238 78ZM238 80H236V81H238ZM262 80H264V79H262ZM1 81H3V80H1ZM118 81H120L119 83H121V84H122V82H123V81H121V80H118ZM132 81H133V80H132ZM136 81H137V80H136ZM146 81H147V80H146ZM150 81H151V80H150ZM150 81H149V82H150ZM187 81H188V78H187ZM198 81H200V80H198ZM207 81H208V80H207ZM207 81H206V82H207ZM221 81H219V82L221 83ZM236 81H235V82H236ZM240 81H239V82H240ZM98 82H101V81L99 80ZM134 82H135V80L133 81V83H134ZM170 82H171V81H170ZM172 82H173V81H172ZM191 82H192V80H191ZM214 82H215V81H214ZM233 82H234V81H233ZM19 83H20V82H19ZM19 83H17V84H19ZM111 83H109V84L112 86ZM135 83H136V82H135ZM143 83H144V82H143ZM158 83H159V82H158ZM173 83H174V82H173ZM180 83H183V82L180 81ZM180 83H179V85L176 84V87H178L179 89H180V87H179V86H180ZM185 83H186V82H185ZM193 83H194V82H193ZM193 83H192V84H193ZM195 83H196V82H195ZM198 83H199V82H198ZM198 83H196V84H198ZM201 83H202V82H201ZM201 83H199V85H201ZM222 83H223V82H222ZM226 83H227V82H226ZM2 84H3V83H2ZM13 84H14V83H13ZM15 84H16V83H15ZM159 84H160V83H159ZM171 84H172V83H171ZM186 84H187V83H186ZM186 84H184V85H186ZM202 84H203V83H202ZM205 84H206V83H205ZM213 84L215 85V83H213ZM218 84H219V83H218ZM237 84H238V82H237ZM239 84H240V83H239ZM254 84H256V83H254ZM262 84H263V83H262ZM7 85H8V84H7ZM98 85L101 86V84H99V83H98ZM104 85H105V84H104ZM107 85H108V84H107ZM136 85H137V84H136ZM163 85H164V84H163ZM194 85H195V84H193V86H194ZM214 85H212V86H214ZM222 85H223V84H221V86H222ZM226 85H227V84H225L224 86H222V88H223V89H222V90H223L222 92H224V90L226 89V87H227ZM229 85H231V86L235 85V87H236V83H233V85H232V84H229ZM5 86H6V82H5ZM13 86H14V85H13ZM13 86H12V88L17 87V85L14 86V87H13ZM19 86H20V84L18 85V87H19ZM43 86H44V87H43ZM111 86H110V87H111ZM158 86H159V85H158ZM167 86L169 87V85H167ZM170 86H171V85H170ZM195 86H196V85H195ZM231 86H230V88H231V90H232V87H231ZM240 86H241V85H240ZM240 86H237L236 88H238V87H240ZM242 86H243V85H242ZM6 87H8V86H6ZM98 87H99V86H98ZM103 87H104V86H103ZM110 87H109V89H110ZM115 87H117V86L115 85ZM134 87H135V85H134ZM138 87H139V86H138ZM173 87H174V86L172 85V88H173ZM197 87H198V85H197ZM206 87H207V86H206ZM206 87H205V89H206ZM217 87H218V86H217ZM235 87H234V88H235ZM3 88H4V87H3ZM10 88H11V87H10ZM10 88H9V89H10ZM105 88H106V87H105ZM113 88H114V87H113ZM120 88H121V87H120ZM150 88H151V87H150ZM181 88H182V87H181ZM193 88H195V87H193ZM210 88H214V87H210ZM215 88H216V87H215ZM219 88H220V87H219ZM224 88H225V89H224ZM234 88H233V89H234ZM4 89H6V88H4ZM16 89H17V88H16ZM16 89H15V90H16ZM19 89H20V87H19ZM102 89H103V88H102ZM102 89L100 90V92H103ZM111 89H112V87H111ZM111 89L109 90L108 93H110V91H111V92L113 91V90H111ZM116 89H119V88L117 87ZM154 89H155V88H154ZM157 89H158V88H157ZM195 89H201V86H200V88H195ZM208 89H209V88H208ZM227 89H228V88H227ZM15 90H14V91H15ZM32 90H33V89H32ZM97 90H99V88L97 89V83H96V84L93 85V87L91 88V90L89 91V93L83 98V100H91V99H93L94 97H96L95 95H98V94H96ZM114 90H115V89H114ZM121 90H123V87H122V89H120L119 91L121 92ZM172 90H173V89H172ZM176 90H178V89L176 88ZM202 90H203V86H202L201 91H202ZM206 90H207V89H206ZM209 90H210V89H209ZM211 90H212V89H211ZM216 90H217V89H216ZM219 90H221V89H218V91H219ZM239 90H240V88H239ZM239 90H238V91H239ZM254 90H255V89H254ZM0 91H1V90H0ZM11 91H12V90H11ZM11 91H10V92H11ZM21 91H22V89H21ZM21 91H20V92H21ZM23 91H24V90H23ZM40 91H41V92H40ZM104 91H105V90H104ZM119 91L117 90L118 93H119ZM147 91H148V88H147ZM153 91H154V90H153ZM156 91H157V90H156ZM161 91H162V90H160V92H161ZM192 91H193V90H192ZM194 91H195V90H194ZM198 91H199V90H198ZM214 91H215V90H214ZM214 91L212 90V92H214ZM240 91H241V90H240ZM240 91H239V93H241ZM258 91H259V90H258ZM258 91H257V92H258ZM5 92H6V90H5ZM15 92H17V91H15ZM30 92H31V90H30ZM36 92H37V91H36ZM98 92H99V91H98ZM106 92H107V90H106ZM150 92H151V91H150ZM154 92H155V91H154ZM169 92H170V91H169ZM177 92H178V91H177ZM209 92H210V91H209ZM209 92H208V93H209ZM219 92H220V91H219ZM229 92H233V91H229ZM229 92H227V93H229ZM236 92H237V91H236ZM236 92H235V93H236ZM1 93H2V92H0V94H1ZM7 93H8V91H7ZM7 93H6V95H7ZM13 93H14V92H13ZM17 93H18V92H17ZM22 93H23V92H22ZM22 93H21V99H22V96L25 94V92L23 93V95H22ZM32 93H33V92H32ZM42 93H43V92H42ZM108 93H106V94L108 95ZM115 93H116V91H115ZM115 93H112V94H115ZM144 93H145V92H144ZM172 93H173V91H172ZM175 93H176V91H175ZM197 93H198V95L200 96L201 93H200V92H197ZM202 93H203V92H202ZM208 93H206V94H208ZM210 93H211V92H210ZM227 93L225 94V92H224V94H225V98L223 99V102H222V104L220 105V106H221L220 109H218L219 111L226 110L232 102H233V104L235 103V102H234L235 100L233 101V98H231V97H229V96H226V95H229V94H227ZM242 93H243V92H242ZM253 93H254V92H253ZM35 94H36V93H35ZM43 94H44V93H43ZM103 94H104V92H103ZM110 94H111V93H110ZM156 94H157V93H156ZM158 94H159V93H158ZM170 94H171V93H170ZM188 94H190V92H189ZM192 94L195 95L196 93H195V94L192 93ZM214 94H217V92L214 93ZM218 94H219V93H218ZM218 94H217V95H218ZM262 94H263V92H262ZM4 95H5V94H4ZM15 95H16V94H15ZM25 95H26V94H25ZM31 95H32V94H31ZM39 95H40V94H39ZM101 95H102V94H101ZM101 95H99V96H101ZM104 95H105V94H104ZM107 95H105V96H107ZM116 95H117V94H116ZM146 95H147V94H146ZM154 95H155V93H154ZM173 95H174V94H173ZM173 95H172V97H173ZM201 95H203V94H201ZM204 95H205V94H204ZM204 95H203V97H205ZM235 95H236V94H234V96H235ZM263 95H264V94H263ZM11 96L13 97L12 94H11ZM17 96H18L19 101H20L19 94H17ZM178 96H179V95H178ZM189 96H190V95H189ZM207 96H211V95H207ZM207 96H206V97H207ZM215 96H216V95H215ZM215 96H214V97H215ZM220 96H221V94H220ZM230 96H231V95H230ZM232 96H233V93H232ZM237 96H238V94L236 95V97H237ZM241 96H242V95H241ZM254 96H255V95H254ZM259 96H261V95H259ZM1 97H2V96H1ZM24 97H25V96H24ZM27 97H28V96H27ZM29 97H30V96H29ZM29 97H28V98H29ZM39 97H42V96L40 95ZM103 97H104V96H103ZM111 97H112V95H111ZM113 97H115V96L113 95ZM141 97H143V96H141ZM145 97H146V96H145ZM154 97H156V96H154ZM169 97H171V96H169ZM175 97H176V96H175ZM200 97H201V96H200ZM211 97H212V96H211ZM236 97H235V98H236ZM14 98H15V96L13 97V99H14ZM16 98H17V97H16ZM36 98H38V96H36ZM36 98H35L34 100H37ZM99 98H100V97H99ZM101 98H102V96H101ZM117 98H119V97H117ZM152 98H153V97H152ZM152 98H151V100H152ZM156 98H157V97H156ZM178 98H179V97H178ZM194 98H195V97H194ZM196 98H197V97H196ZM218 98H220V97H218ZM235 98H234V99H235ZM256 98H257V97H256ZM261 98H262V96H261ZM261 98L258 97V99L262 100ZM0 99L2 100V98H0ZM3 99H5V97H3ZM7 99H8V98H7ZM10 99H12V98L9 97L8 103L11 102V101L13 102L14 100L17 101L16 99H14V100H13V99L10 100ZM29 99H31V98H29ZM29 99H28V100H29ZM96 99H97V98H96ZM105 99H106V97H105ZM114 99H116V98H114ZM114 99H113V100H114ZM122 99H123V98H122ZM141 99H142V98H141ZM147 99H148V98H147ZM153 99H154V98H153ZM168 99H169V98H168ZM173 99H174V98H173ZM176 99H177V98H176ZM176 99H175V101H176ZM182 99H183V98H182ZM189 99H190V98H189ZM221 99H222V96H221ZM238 99H240V98H238ZM1 100H0V103H2ZM25 100H26V98H25ZM83 100L80 101V102H79V103L73 108V110H71L70 112H68L67 114H65V115L62 117V119L60 120V123H61V121H64V122H65V120H69L71 123H73V122L75 121V119H77V117H79V115L83 114V113H84V110H85L84 107L82 106V102H83ZM94 100H95V99H94ZM106 100H107V99H106ZM113 100H110V101H112V102L114 103L115 100H114V101H113ZM124 100H125V99H124ZM145 100H146V99H145ZM148 100L150 101V98H149ZM169 100H170L169 102H171V98H170ZM178 100H179V99H178ZM190 100H191V99H190ZM192 100H194V99H192ZM242 100H243V99H242ZM263 100H264V99H263ZM2 101H4V100H2ZM6 101H7V100H6ZM31 101H32V100H31ZM37 101H38V100H37ZM37 101H36V103H37ZM39 101H40V99H39ZM39 101H38V103H39ZM103 101H104V100H103ZM167 101H168V100H167ZM179 101H180V100H179ZM200 101H201V100H200ZM237 101H238V100H237V98H236V104H237ZM255 101H256V100H255ZM257 101H259V100H257ZM4 102H5V101H4ZM25 102H26V101H25ZM50 102H48V103L50 104ZM55 102H56V101H55ZM89 102H90V101H89ZM104 102H106V101H104ZM112 102H110V104L113 106ZM123 102H124V101H123ZM146 102H147V101H146ZM169 102H168V103H169ZM180 102H182V101H180ZM188 102H189V101H188ZM188 102H187V103H188ZM251 102H252V101H251ZM263 102H264V101H263ZM13 103H14V102H13ZM15 103H16V102H15ZM17 103H18V102H17ZM17 103H16V104H17ZM21 103H22V100H21ZM23 103H24V102H23ZM30 103H31V102L29 101V104H30ZM41 103L43 104V102H41ZM45 103H46V102H45ZM90 103H91V102H90ZM90 103H89V105H90ZM100 103H101V102H100ZM106 103H107V102H106ZM148 103H149V102H148ZM178 103H179V102H178ZM189 103H190V102H189ZM195 103H196V102H195ZM198 103H199V101H198ZM198 103H197V104H198ZM257 103H258V102H257ZM3 104H4V103H3ZM3 104H2V105H3ZM5 104H6V103H5ZM16 104H15V105H16ZM19 104H20V103H19ZM29 104H28V106L30 107ZM34 104H35V103H34ZM42 104H40V105H42ZM49 104H47V105H49ZM55 104H56V103H55ZM97 104H98V101H97ZM104 104H105V103H104ZM108 104H109V101H108L107 105H108ZM123 104H124V103H123ZM146 104H147V103H146ZM171 104H172V103H170V105H171ZM185 104H186V103H185ZM192 104H193V103H192ZM197 104H195V105H197ZM239 104H240V102H239ZM253 104H254V103H253ZM259 104H260V103H259ZM262 104H264V103H262ZM21 105H23V104H20V106H19L20 108H21ZM40 105H38V106L40 107ZM92 105H93V104H91L90 106L92 107ZM98 105H99V104H98ZM98 105L96 106L97 108H98ZM139 105H140V104H139ZM166 105H167V104H166ZM178 105H179V104H178ZM182 105H184V104H182ZM234 105H235V104H234ZM234 105H232V106H234ZM257 105H258V104H257ZM257 105H255V106H257ZM260 105H261V104H260ZM100 106H101V104L99 105V107H100ZM109 106H110V105H109ZM109 106H108V107H109ZM112 106H111V107H112ZM123 106H124V105H123ZM140 106H141V105H140ZM168 106H169V104H168ZM168 106H167V107H168ZM186 106H187V105H186ZM186 106H184V107H186ZM235 106H236V105H235ZM235 106L233 107V110H234V108H236ZM240 106H242V104H241ZM240 106H239V108H240ZM255 106H254V107H255ZM262 106H264V105H262ZM5 107H6V106H5ZM17 107H18V106H17ZM17 107H15V108H17ZM19 107H18V108H19ZM23 107H24V106H23ZM25 107L27 108V103H26V106H25ZM25 107H24V108H25ZM29 107H28V108H29ZM34 107L36 108V110L39 109V108H37L36 106H34ZM91 107H89V108H91ZM105 107H106V106H105ZM108 107H107V108H108ZM111 107H109V108H111ZM121 107H122V106H121ZM128 107H129V106H128ZM128 107L124 106L123 109H126V108H127V110H128ZM131 107H132V106H131V104H130V108H129V109H131ZM142 107H143V105H142ZM167 107H166L165 109H167ZM176 107H177V106H176ZM184 107L181 106V108H184ZM188 107H190V106L188 105ZM188 107H187V108H188ZM193 107H194V105H193ZM193 107H191L192 110H190V108H188V109H189L190 111H193L194 108H197V107H194V108H193ZM0 108H1V107H0ZM3 108H4V106H3ZM20 108H19V110H17V109H16V110L19 112V111H20ZM24 108H23V109H24ZM26 108H25V109H26ZM35 108H34V110H32V111H36ZM93 108H94V107H93ZM97 108H95V109H97ZM107 108H106V109H107ZM136 108H137V107H136ZM138 108H139V107H138ZM144 108H145V107H144ZM144 108H143V109H144ZM147 108H148V107H146L144 110H146ZM178 108H179V107H178ZM243 108H244V105H243ZM257 108H258V106L256 107V109H257ZM263 108H264V107H263ZM263 108H261L262 110H261V109H259V110L263 112V111H264ZM29 109H30V108H29ZM49 109H50V108H49ZM49 109H48V110H49ZM87 109H88V108H87ZM119 109H120V108H119ZM134 109H135V108H134ZM150 109H151V108H150ZM150 109H149V110H150ZM157 109H158V108H157ZM185 109H186V108H185ZM185 109H184V110H185ZM231 109H232V108H231ZM237 109H238V108H236V111H237ZM241 109H242V108H241ZM256 109H255V110H256ZM39 110H40V109H39ZM88 110H89V109H88ZM90 110H91V109H90ZM90 110H89V111H90ZM93 110H94V109H93ZM98 110H99V109H98ZM114 110H115V107H114ZM167 110H168V109H167ZM176 110H177V108H176ZM176 110L174 109V114L172 113V112H173L172 110H168V112H166V113L164 114V117H163V118H164V119H165V118H169V119H170L169 121H171V122H173V121L177 122V120L179 119V116L177 117V115H178L177 113H176L177 115H175V111H176ZM180 110H181V109H180ZM244 110H245V109H244ZM244 110H243V111H244ZM250 110H251V109H250ZM255 110H254V111H255ZM257 110H258V109H257ZM259 110H258V111H259ZM22 111H23V110H22ZM22 111H21V112H22ZM101 111H102V110H101ZM125 111H126V110H125ZM125 111H124V112H125ZM129 111H130V110H129ZM129 111H128V112H129ZM131 111H132V110H131ZM137 111H139V110H137ZM137 111H136V112H137ZM141 111H142V110H141ZM169 111H170V113H169ZM181 111H182V110H181ZM185 111H187V110H185ZM190 111H189V112H190ZM196 111H197V110H196ZM196 111H195V112H196ZM198 111H199V110H198ZM258 111H257V112H258ZM28 112H29V111H28ZM120 112H121V111H120ZM120 112H119V113H120ZM147 112H148V109H147ZM156 112H157V110L154 111V112H151V111H150V114L154 113V115H152V116L155 117V115H156L155 113H156ZM178 112H179V110H178ZM234 112H235V110H234ZM239 112H241V110H240ZM239 112H238V113H239ZM250 112H251V111H250ZM252 112H253V111H252ZM91 113H92V111H91ZM103 113H104V112H103ZM159 113H162V112L159 111ZM159 113H158V115H160ZM163 113H164V112H163ZM179 113H180V112H179ZM182 113H183V112H182ZM242 113H243V112H242ZM245 113H246V112H245ZM254 113H255V112H254ZM254 113H253V114H254ZM16 114H18V113H16ZM16 114H15V115H16ZM108 114H109V113H108ZM121 114H122V113H121ZM132 114H133V113H132ZM145 114H146V113H145ZM147 114H148V113H147ZM184 114H185V113H184ZM187 114H188V113H187ZM192 114H193V112H191V115H192ZM235 114H236V113H235ZM235 114H234V115H235ZM240 114H241V113H240ZM240 114H239V115H240ZM258 114H263V113L259 112ZM32 115H33V114H32ZM100 115H102V114H100ZM161 115H163V114H161ZM188 115H190V114H188ZM191 115H190V117H191ZM199 115H200V114H199ZM237 115H238V114H237ZM241 115H242V114H241ZM255 115H256V113H255ZM18 116H19V120L21 121V119H20V115H18ZM113 116H114V115H113ZM182 116H183V115H182ZM184 116H186V115H184ZM184 116H183V117H184ZM193 116H194V115H193ZM201 116H202V114H201ZM256 116H258V115H256ZM259 116H260V115H259ZM15 117H16V116H15ZM37 117H38V116H37ZM51 117H52V116H51ZM51 117H50V118H51ZM53 117H54V116H53ZM53 117H52V118H53ZM87 117H88V116H87ZM101 117H102V116H101ZM109 117H110V115H109ZM109 117H108V118H109ZM114 117H115V116H114ZM121 117H122V116H121ZM125 117H126V115L124 116V118H125ZM175 117H176V118H175ZM188 117H189V116H188ZM188 117H187V118H188ZM237 117H238V116H237ZM240 117H242V116H240ZM247 117H248V116H247ZM13 118H14V117H12V119H13ZM28 118H29V117H28ZM50 118H49V119H50ZM112 118H113V117H112ZM180 118H182V117H180ZM191 118H192V117H191ZM191 118H190V119H191ZM252 118H255V117H252ZM252 118H251V119H252ZM261 118H262V116H261ZM12 119H10V120H12ZM39 119H40V117H39ZM86 119H87V118H86ZM156 119L158 120V117H156ZM161 119H162V118L160 117L159 124H160ZM192 119H193V118H192ZM194 119H195V118H194ZM241 119H242V118H241ZM255 119H257V118H255ZM255 119H254V120H255ZM13 120H14V119H13ZM15 120L17 121L18 119L16 118ZM19 120H18V121H19ZM25 120H26V119H25ZM53 120H54V119H53ZM92 120H93V119H92ZM97 120H98V119H97ZM111 120H112V119H111ZM157 120H156V121H157ZM181 120H182V119H181ZM260 120H261V119H260ZM20 121H19V122H20ZM51 121H52V119L50 120V124L52 123ZM72 121H73V122H72ZM113 121H114V120H113ZM163 121H165V120H162V122H163ZM166 121H168V120H166ZM169 121H168V123H169ZM197 121H198V119H197ZM199 121H200V120H199ZM248 121H249V120H248ZM256 121L258 122V120H255L254 122H256ZM12 122H13V121H12ZM12 122H11V123H12ZM19 122H17V124H18ZM64 122H62L61 124H64ZM90 122H91V121H90ZM102 122H103V121H102ZM110 122H111V121H110ZM150 122H151V121H150ZM157 122H158V121H157ZM157 122H155V124H154L155 126L158 124ZM162 122H161V124H162ZM171 122H170V123H171ZM190 122H191V121H190ZM203 122H204V121H203ZM211 122H212V121H211ZM211 122H210V123H211ZM240 122L242 123V122H243V119H242V121H240ZM249 122H251V121H249ZM252 122H253V121H252ZM254 122H253V123H254ZM257 122H256V123H257ZM260 122H263V121H260ZM9 123H10V122H9ZM11 123H10V124H11ZM13 123H14V122H13ZM13 123H12L11 125L9 124V126L12 127ZM20 123H21V122H20ZM23 123H24V122H23ZM117 123H118V122H117ZM117 123H116V124H117ZM156 123H157V124H156ZM163 123H165V122H163ZM166 123H167V122H166ZM173 123H174V122H173ZM173 123H171V124H173ZM179 123H180V122H179ZM179 123H177V124H178V125H181L182 122H181L180 124H179ZM184 123H185V122H184ZM200 123H201V126H202V127H206V125H208L207 128H206V130H207L208 132H210V133L212 134V136L215 135V136L218 137V135L214 132V129H215L214 126H212V123H213V122H212L211 124H209V122H208L206 125H204V123L202 124V122H200ZM256 123H255V125H256ZM14 124L16 125V123H14ZM21 124H22V123H21ZM50 124H49V125H50ZM57 124H58V123H57ZM68 124H69V123H68ZM74 124H75V123H74ZM177 124H176V125H177ZM182 124H183V123H182ZM190 124H192V122H191ZM190 124L188 123V125H190ZM214 124H215V123H214ZM214 124H213V125H214ZM249 124H250V123H249ZM23 125H24V124H22V126H23ZM33 125H34V124H33ZM40 125H41V124H40ZM71 125H72V124H71ZM75 125H76V124H75ZM75 125H74V126H75ZM79 125H80V124H78V126L76 125V127L80 129L79 131H80L81 134H84V133H85V134H86V133L88 134V132H87L88 130H94V131L96 130V129L93 127L92 124H91L90 127L88 126V128L85 127V126H83V125H81V126H79ZM89 125H90V124H89ZM102 125H104V124L102 123ZM183 125H184V124H183ZM183 125H181V126H183ZM192 125H194V124H192ZM198 125H200L199 122H198ZM198 125L196 124V126H198ZM218 125H219V124H218ZM220 125H221V124H220ZM228 125H230V124H228ZM241 125H244V122H243V124H241ZM241 125L239 124V125H237V127L240 126L239 128H241ZM251 125H253V124H251ZM258 125H259V123L257 124V126H258ZM72 126H73V125H72ZM72 126H69V128H71ZM125 126H126V125H125ZM158 126H159V125H158ZM167 126H168V124H167ZM170 126H171V125H170ZM184 126H185V125H184ZM190 126H191V125H190ZM210 126H211V127H210ZM223 126H224V125H223ZM18 127H20V126H18ZM60 127H61V126H60ZM128 127H129V126H128ZM161 127H162V126H161ZM172 127H173V125H172ZM172 127H171V128H168V129L171 130ZM175 127H176V129H177L178 127L180 128V126H178V127L175 126ZM175 127H173V128H175ZM220 127H221V126H220ZM260 127H261V128H264V122H263V124L260 125ZM8 128H9V127L7 126V129H8ZM72 128H73V127H72ZM124 128H125V127H124ZM138 128H139V127H137V129H138ZM150 128H151V127H150ZM187 128H188V127H187ZM196 128H197V127H196ZM217 128H218V127H217ZM217 128H216V129H217ZM223 128H224V127H223ZM223 128H220V129L222 130ZM248 128H249V127H248ZM252 128H253V127H252ZM11 129H12V128H11ZM11 129H10V130H11ZM17 129H18V128H17V125H16V130H17ZM20 129H21V128H20ZM73 129H74V128H73ZM131 129H132V128H131ZM151 129H152V128H151ZM199 129H200V128H199ZM220 129H218V132L220 131ZM224 129H227V127L225 126ZM241 129H242V128H241ZM249 129H250V128H249ZM258 129H260V128H258ZM18 130H19V129H18ZM18 130H17V131H18ZM70 130H72V129H70ZM97 130H98V129H97ZM132 130H133V129H132ZM154 130H155V129H154ZM172 130H173V129H172ZM181 130H182V128H181ZM183 130H185V128H184ZM191 130H192V129H191ZM191 130H189V131H191ZM197 130H198V129H197ZM197 130H196V131H197ZM202 130H203V129H202ZM235 130H236V129H235ZM247 130H248V129H247ZM255 130L257 131V129H255ZM261 130H262V129H260V131H261ZM5 131H6V133H7L8 130H5ZM5 131H3V132H5ZM11 131H12V130H11ZM11 131H10V132H11ZM17 131L14 130V132H16V133H17ZM98 131H99V130H98ZM151 131H152V130H151ZM155 131H156V130H155ZM155 131H154V132H155ZM165 131H167V130L165 129ZM168 131H169V130H168ZM196 131H195V128H194V132H196ZM222 131H223V130H222ZM222 131H221L220 133H222ZM224 131H225V130H224ZM226 131H227V130H226ZM226 131H225V132H226ZM237 131H238V130H237ZM256 131H254V133H255ZM258 131H259V130H258ZM18 132H19V131H18ZM35 132H36V131H35ZM47 132H49V129L47 130ZM47 132H46V133H47ZM59 132H60V131H59ZM73 132H74V131H73ZM73 132H72V133H73ZM117 132H118V131H117ZM120 132H121V131H120ZM154 132H153V133H154ZM156 132H157V131H156ZM169 132L173 133L174 131H173V132H172V131H169ZM198 132H199V131H198ZM218 132H217V133H218ZM239 132H240V131H239ZM250 132H251V131H250ZM11 133H12V132H11ZM16 133H15V134H16ZM78 133H79V132H78ZM96 133H97V131H96ZM127 133H128V131H127ZM127 133H126V134H127ZM151 133H152V132H151ZM151 133H150V134H151ZM153 133H152V134H153ZM181 133H182V132H181ZM184 133H185V132H184ZM261 133H262V132H261ZM13 134H14V133H13ZM13 134H12V136H13ZM15 134H14V135H15ZM98 134H99V133H98ZM109 134H110V133H109ZM116 134H117V133H116ZM120 134H121V133H120ZM128 134H129V133H128ZM132 134H133V132H132ZM150 134H149V135H150ZM157 134H158V133H157ZM164 134H165V133H164ZM169 134H170V133H169ZM169 134H168V136H169ZM174 134H176V133H174ZM193 134H195V133H193ZM198 134H199V133H198ZM223 134H224V133H223ZM237 134H238V133H237ZM242 134H243V133H242ZM263 134H264V133H262V135H263ZM58 135H59V134H58ZM95 135H96V134H95ZM99 135L101 136L102 133L99 134ZM104 135H105V134H104ZM104 135H103V137H104ZM154 135H155V134H154ZM170 135H171V134H170ZM172 135H173V134H172ZM195 135H196V134H195ZM202 135H203V134H202ZM205 135H207V134H205ZM209 135H210V134L207 135V138L209 137ZM221 135H222V134H220V136H221ZM224 135H225V134H224ZM8 136H10L9 133H8ZM63 136H64V135H63ZM117 136H118V135H117ZM117 136H116V137H117ZM139 136H140V135H139ZM152 136H153V135H152ZM163 136H165V135H163ZM173 136H175V135H173ZM181 136H182V135H181ZM200 136H201V135H200ZM220 136H219V137H220ZM227 136H228V135H227ZM238 136H239V135H238ZM257 136H260V133H258ZM257 136H256V137H257ZM94 137H95V136H94ZM97 137L99 138V136H97ZM101 137H102V136H101ZM101 137H100V138H101ZM108 137H109V136H108ZM116 137H115V138H116ZM121 137H122V136H121ZM136 137H137V136H136ZM178 137H179V136H178ZM203 137H204V136H203ZM224 137H226V136H224ZM235 137H236V136H235ZM249 137H250V136H249ZM10 138H13V137L10 136ZM62 138H63V137H62ZM83 138H84V137H81V138H80V139H81L80 142L82 143V146L84 145L83 143L85 142ZM131 138H133V137H131ZM137 138H138V137H137ZM170 138H172V137H170ZM176 138H177V137H176ZM181 138H183V137H181ZM186 138H187V137H186ZM200 138H202V136H201ZM222 138H223V137H222ZM222 138H221V139L219 138V139L222 140ZM229 138L231 139L232 137H229ZM244 138H245V137H244ZM260 138H262V136H260ZM263 138H264V136H263ZM118 139H119V138H118ZM118 139H117V140H118ZM133 139H134V138H133ZM152 139H153V138H152ZM154 139H157L156 136H155ZM183 139H184V138H183ZM183 139H180V140L182 141ZM197 139H198V138H197ZM197 139H196V140H197ZM205 139H206V138H205ZM208 139H210V138H208ZM208 139H207V140H208ZM230 139H229V140H230ZM233 139H234V138H233ZM242 139H243V138H242ZM249 139H251V137H250ZM258 139H259V137H258ZM5 140H7V139H5ZM99 140H100V139H99ZM99 140H98V141H99ZM101 140H103V138H102ZM101 140H100V141H101ZM105 140L107 141L108 139H105ZM105 140H104V143H105ZM117 140H116V141H117ZM148 140H149V139H148ZM161 140H162V142H163V138H162ZM167 140L169 141L170 139L167 138ZM167 140H166V141H167ZM171 140L173 141V138H172ZM184 140H185V139H184ZM184 140H183L182 142H184ZM188 140H189V139H188ZM220 140H219V141H220ZM223 140H224V139H223ZM235 140L237 141V140H239V139L235 138ZM247 140H248V139H247ZM253 140H254V138H253ZM262 140H263V139H262ZM262 140H261V141H262ZM83 141H84V142H83ZM112 141H113V140H112ZM118 141H120V140H118ZM118 141H117V142H118ZM130 141H131V140H130ZM133 141L135 142L136 139H134ZM139 141L141 142L140 138L138 139L137 142H139ZM149 141H150V140H149ZM154 141H156V140H154ZM159 141H160V139H159ZM159 141H158V142H159ZM166 141H165V142H166ZM181 141H180V142H181ZM185 141L187 142V140H185ZM200 141H201V140H200ZM200 141H197V142H199V146H200ZM203 141H204V139H203ZM208 141L210 142V140H208ZM208 141H207V143H208ZM227 141H228V137H227ZM230 141H231V140H230ZM232 141H233V140H232ZM239 141H242V140H239ZM243 141H244V140H243ZM243 141H242V142H243ZM254 141H255V140H254ZM258 141H259V140H258ZM13 142H14V141H13ZM43 142H44V141H43ZM90 142L92 143V141H90ZM94 142H95V141H94ZM169 142H170V141H169ZM173 142H175V140H174ZM189 142H190V141H189ZM245 142H246V141H245ZM248 142H250V141H248ZM248 142H247V143H248ZM88 143H89V142H88ZM108 143H109V142H108ZM125 143H127V141H126V142L124 141V144H125ZM131 143H132V142H131ZM151 143H152V142H151ZM171 143H172V142H171ZM175 143H176V142H175ZM220 143H221V142H220ZM220 143H219L220 146L218 145V148H219V149L223 146V144H224L225 142L223 143V141H222V143H223L222 146H221ZM234 143H235V142H234ZM234 143H229V144H230V146H231V144H234ZM240 143H241V142H240ZM252 143H254V142H252ZM256 143H257V142H256ZM262 143H263V142H262ZM136 144L138 145L139 143H136ZM140 144H142V143H140ZM153 144H154V143H153ZM157 144H158V143H157ZM157 144H155V146H156ZM159 144H160V143H159ZM159 144H158L157 147L160 146ZM163 144H164V142H163ZM180 144H182V143H180ZM184 144H185V143H184ZM184 144H182V146H183ZM186 144H188V142H187ZM191 144H192V143H191ZM193 144H194V143H193ZM195 144H196V143H195ZM201 144H202V142H201ZM210 144H211V143H210ZM210 144H208V145H210ZM225 144H226V145H225ZM225 144H224V146H227V145H228L227 142H226ZM92 145L94 146V143H92L91 146H92ZM96 145H97V144H95V146H96ZM105 145H106V144H105ZM127 145H128V144H127ZM131 145L134 147V144H131ZM142 145H144V144H142ZM165 145H166V144H165ZM165 145H164V146H165ZM167 145H170V144L167 143ZM176 145H177V144H176ZM242 145H243V144H242ZM247 145H248V144H247ZM247 145L244 144V147H246ZM91 146H90V147H91ZM95 146H94V147H95ZM101 146H102V144H101ZM101 146H100V147H101ZM122 146H123V148H124V145H122ZM122 146H121V147H122ZM187 146L189 147L190 145H187ZM199 146H196V147H199ZM203 146H205V147L207 148V150H209V149H208L209 147H207L206 143H205V145L203 144L202 147H203ZM224 146H223V147H224ZM233 146H234V145H233ZM233 146L230 147V149L233 148ZM239 146H240V145L238 144V147H239ZM248 146H251V145H248ZM4 147H6V146H4ZM84 147H86V146H84ZM84 147H82V148H84ZM94 147H93V148H94ZM96 147H97V146H96ZM103 147H104V148L106 147V148H108V149L110 150L109 146H104V144H103ZM129 147H130V146H129ZM160 147H161V146H160ZM160 147H159V148H160ZM171 147H172V145H171ZM173 147H174V146H173ZM176 147H177V146H176ZM178 147H179V146H178ZM184 147L186 148V145H185ZM200 147H201V146H200ZM200 147H199V148H200ZM236 147H237V146H236ZM254 147H255V146H254ZM256 147H257V146H256ZM256 147H255V148H256ZM258 147H260V146L258 145ZM93 148H91L93 151H94V149H95V151L98 149V148H97V149H96V148L93 149ZM106 148H105V150H106ZM141 148H142V147H141ZM154 148H155V147H154ZM165 148H167V147H165ZM165 148H164V149H165ZM169 148H170V147H169ZM190 148H192V146H191ZM190 148H189V149H190ZM203 148H204V147H203ZM228 148H229V145H228ZM84 149H85V148H84ZM84 149H81V150H84ZM88 149H90V148H88ZM91 149H90V150H91ZM108 149H107L106 151H109ZM126 149H127V148H126ZM136 149H137V147H136ZM136 149L134 148L133 151L137 152ZM149 149H150V148H149ZM161 149H162V147H161ZM173 149L175 150V147H174ZM173 149H172V151H174ZM179 149H180V148H179ZM195 149H196V148H195ZM204 149H205V148H204ZM204 149H203V150H202V149H199V150H200V155H199V154H196L197 150H195V153H194V154H196L197 156H200V157L202 158L203 156H201V154L205 152ZM250 149H251V148H250ZM12 150H13V149H12ZM12 150H11V151H12ZM86 150H87V149H86ZM86 150H85V152H86ZM90 150H89V151H90ZM105 150L103 149L102 152H104ZM120 150H121V149H120ZM156 150H159V149L156 148ZM165 150H166V149H165ZM167 150H168V149H167ZM176 150H177V152H178V149H176ZM185 150H186V149H185ZM185 150H184V151H185ZM191 150H192V152L194 151L193 149H191ZM199 150H198V151H199ZM201 150H202L203 152H202ZM205 150H206V149H205ZM222 150H223V152L225 151L224 149H221V151H222ZM231 150H232V149H231ZM236 150H237V149H236ZM245 150H246V149H245ZM95 151H94V152H95ZM99 151H100V150H99ZM106 151H105V152H106ZM129 151H130V150H129ZM138 151H140V150H138ZM160 151H161V150H160ZM162 151H164V150H162ZM170 151H171V150H170ZM170 151H169V153H170ZM186 151H187V150H186ZM186 151H185V152H186ZM188 151H189V150H188ZM227 151L229 152V150H227ZM246 151H247V150H246ZM246 151H245V153H246ZM248 151H249V152H248V158H249V153L251 154V152H250L251 150L248 149ZM252 151H253V150H252ZM258 151H259V150H258ZM12 152H13V151H12ZM87 152H88V150H87ZM105 152H104V153H105ZM109 152H110V151H109ZM135 152H134V153H135ZM155 152H156V151H155ZM185 152H184V155L187 154V152H186V154H185ZM189 152H190V151H189ZM189 152H188V153H189ZM201 152H202V153H201ZM223 152H222V153H223ZM230 152H231V151H230ZM242 152H244V151H242ZM260 152H261V151H260ZM1 153H2V152H1ZM88 153L91 154V152H88ZM88 153H87V155H88ZM100 153H101V152H100ZM100 153L98 152L99 155H101ZM125 153H126V151H125ZM125 153H124V154H125ZM140 153H141V152H140ZM161 153H162V152H161ZM179 153H180V154H181V153L183 154L182 151H179V152L176 153V154H177V155H180ZM225 153H226V152H225ZM232 153H233V152H232ZM90 154H89V155H90ZM92 154H93V153H92ZM96 154H97V152H96ZM98 154H97V155H98ZM107 154L109 155V153H107ZM107 154H106V155H107ZM120 154H121V153H120ZM124 154H123V155H124ZM130 154H131V153H130ZM137 154H138V152H137ZM157 154H159V153L157 152ZM157 154H156V155H157ZM170 154H171V153H170ZM173 154H175V153H173ZM176 154H175V155H176ZM182 154L180 155V162H181V160H182L181 158H183V160H182L181 163H183V161H184V163H186V161L189 162V160H188L189 158L187 159V157H186L185 160H184V157H185V156L183 155L184 157H182ZM220 154H221V153H220ZM246 154H247V153H246ZM252 154H253V152H252ZM252 154H251V155H252ZM28 155H29V154H28ZM32 155H33V154H32ZM40 155H41V154H40ZM83 155H84V153H83ZM108 155H107V156H104V158L106 157V160H109V161L112 162L113 160H111V158H112L113 156L111 157V155H109V157H110V159H109V158H107ZM114 155H115V153H114ZM133 155H134V154H133ZM133 155H131V157H132ZM135 155H136V154H135ZM135 155H134V156H135ZM164 155H166L165 152H164ZM177 155H176V156H177ZM203 155H204V154H203ZM205 155H207V153H206ZM205 155H204V156H205ZM223 155H224V154H223ZM223 155L221 156V158L223 157ZM225 155H226V154H225ZM227 155H228V154H227ZM231 155H232V154H231ZM240 155H242V154H240ZM243 155H244V154H243ZM95 156H96V155H95ZM95 156H94V157H95ZM116 156H117V155H116ZM134 156H133V157H134ZM137 156H139V154H138ZM158 156H159V155H158ZM187 156H191V157L193 158V156H192L191 154H190V155L188 154ZM197 156H196V158H199V157H197ZM245 156H247V155H245ZM29 157H30V156H29ZM81 157H82V156H81ZM87 157H89V156H86V158H87ZM90 157H91V156H90ZM98 157H100V156H97L96 158H98ZM120 157H121V156H120ZM148 157H149V156H148ZM163 157H165V156H163ZM169 157H171V155H170ZM173 157H174V156H173ZM173 157H172V160L174 161V159H176L178 156H177L176 158H174V159H173ZM194 157H195V155H194ZM207 157L209 158V154L207 155ZM217 157H218V156H217ZM39 158H40V156H39ZM83 158H85V157H83ZM92 158H93V157H92ZM92 158H90V159H92ZM114 158H115V157H114ZM118 158H119V157H118ZM141 158H143L142 155H141ZM158 158H159V157H158ZM210 158H211V157H210ZM228 158H229V157H227V159H228ZM230 158H233V157L230 156ZM243 158H244V157H242V160H241L242 162L244 161ZM250 158H251V157H250ZM259 158H260V157H259ZM87 159H89V158H87ZM87 159H86V160H87ZM93 159H94V160H93V162L91 161V163H94V161L96 160L95 158H93ZM98 159L100 160V158H98ZM112 159H113V158H112ZM127 159H128V158H127ZM127 159H126V160H127ZM139 159H140V156H139ZM143 159H145V158H143ZM143 159H141V160H142V161H145V160H143ZM186 159H187V160H186ZM194 159H195V158H194ZM206 159H207V158H206ZM216 159H217V158H216ZM218 159H219V158H218ZM227 159H226V160H227ZM84 160H85V159H84ZM86 160H85V161H86ZM99 160H98V161H99ZM170 160H171V158H170ZM192 160H193V159H192ZM197 160L199 161L200 159H197ZM201 160H202V159H201ZM208 160H209V159H208ZM230 160H231V159H230ZM249 160H250V159H249ZM255 160H256V158H255ZM0 161H1V160H0ZM28 161H29V160H28ZM89 161H90V160H89ZM96 161H97V160H96ZM96 161H95V162H96ZM101 161L103 162V160H101ZM101 161H100V164H101V165H100L99 163H98L99 165H96V166L99 167V168H100V166L106 167L107 165L109 166V164H111L110 162H109V164H108V163H107L108 161H107V162H104L105 164H107V165L105 166V164L101 163ZM117 161L119 162V161H121V160H117ZM146 161H147V160H146ZM177 161H178V159H177ZM209 161H211V159H210ZM209 161H208V163H209ZM218 161H222V160L219 159ZM223 161H225L224 158H223ZM246 161H248V160L246 159ZM1 162H3V160H2ZM22 162H24V161H22ZM25 162H26V161H25ZM25 162H24V163H25ZM86 162H87V161H86ZM124 162H125V161H124ZM157 162H158V161H157ZM169 162H170V161H169ZM191 162H192V161H191ZM202 162H207V160L204 161V159H203ZM227 162H230V163H231V161H227ZM235 162H236V161H235ZM242 162H241V163H242ZM252 162H253V161H252ZM29 163H30V162H29ZM29 163H28V164H29ZM84 163H85V162H84ZM89 163H90V162H89ZM91 163H90V165H91ZM96 163H97V162H96ZM96 163H95V164H96ZM112 163L115 164L116 162H115V163L112 162ZM148 163H149V161H147V164H148ZM162 163H163V162H162ZM175 163H176V162H175ZM199 163H201V162H199ZM199 163H198V165L200 166ZM217 163H218V162H217ZM217 163H216V164H217ZM220 163H221V162H220ZM220 163H219V164H220ZM225 163H226V162H224V165H225ZM232 163H233V162H232ZM241 163H240V164H241ZM247 163H248V162H247ZM259 163H261V162L259 161ZM95 164H94V166H95ZM102 164H103V165H102ZM116 164H118V163H116ZM116 164H115V165H116ZM130 164H131V162H130ZM132 164H133V163H132ZM132 164H131V165H132ZM157 164H158V163H157ZM173 164H174V163H173ZM176 164H177V163H176ZM179 164H180V163H179ZM190 164H191V163H190ZM190 164H188V165L190 166ZM194 164H195V163H194ZM194 164L192 163V165H194ZM211 164H212V163H211ZM216 164H215V165H216ZM226 164H227V163H226ZM243 164L245 165L246 162L243 163ZM262 164H263V163H262ZM85 165H86V163H85ZM122 165H123V164H122ZM183 165H184V164H183ZM185 165L187 166V164H185ZM198 165H197V166H198ZM203 165H204V163L201 164V166H203ZM215 165H213V166L216 167ZM224 165H223L222 168H221V166H220V168H219L216 172H217V173H220V172H222L223 170L226 169V171L228 170V172H226V173H227V174H226L227 176L224 175L223 173H222V174H223L224 176H226V179L229 180V181H228L229 183H236L237 181H239V179H240V174H241V173H239L240 171L238 172V169H236V168L233 167L232 165H225V166H224ZM233 165H234V164H233ZM238 165H239V164H238ZM241 165H242V164H241ZM252 165H253V164H252ZM252 165H248V168H251V167H249V166H252ZM254 165H255V164H254ZM260 165H261V164H260ZM43 166H44V165H43ZM94 166H93V168H92V166H90V167H91L93 170H94V169L97 170V168H95L96 166H95V167H94ZM111 166H112V165H111ZM111 166H110V167H111ZM117 166H118V165H117ZM124 166H125V165H124ZM150 166H153V165L150 164ZM189 166H188V167H189ZM197 166H194V167L198 168ZM201 166H200V169L203 168V167L201 168ZM205 166H206V169H207V172H208V171H209V169H208L209 167L207 168V165H204V168H205ZM211 166H212V165H211ZM213 166H212V167H213ZM246 166H247V164H246L245 166H243V167H245V169H246V168H247ZM255 166H257V163H256ZM262 166H263V165H262ZM59 167H60V168H58V167L56 166V168H57V172H58V174H59L62 178L66 179V180H68V181L71 180V182L84 184V185L90 187L92 190H94V191L97 193V195H98V197H99V199H98V200H99V202H98V203H99V207H97V208H99V209H98V212H99V211L101 210V208L104 206V203H105V201H104L105 199H104V196H103L105 193H103V195H101V193H99L98 191H96L95 188H94V186H93L92 184H90L89 182H90L91 180H93V179L97 180V179H99V178H100V180H101V176H100L99 178H97V179L94 178V177H95V174H94V171H93V174H91L90 176H88V177H89L88 179L80 178V176H79L77 173H74V172L70 171V170L67 169V167L64 166L63 164H61ZM90 167H89V168H90ZM113 167H114V165L112 166V168H113ZM141 167H142V166H141ZM141 167H140V168H141ZM156 167H157V165H156ZM180 167H181V166H180ZM180 167H179V168H180ZM184 167H185V166H184ZM188 167H186V168L188 169ZM238 167L241 168L242 166H241V167L238 166ZM253 167H254V166H252V169H253ZM28 168H29V166H28ZM91 168H90V169H91ZM99 168H98V169H99ZM106 168H107V167H106ZM124 168H125V167H124ZM151 168H153V167H151ZM168 168H169V167H168ZM173 168H174V167H173ZM190 168H192V167H190ZM190 168H189V169H190ZM217 168H218V167H217ZM248 168H247V169H248ZM256 168H257V167H256ZM263 168H264V167L261 168L262 171H263ZM47 169H48V168H47ZM100 169H101V168H100ZM100 169H99V170H100ZM103 169H104V168H103ZM108 169H109V168H108ZM115 169L117 170V168H115ZM115 169H114V170H115ZM154 169L157 170V168H154ZM158 169H160V168H158ZM174 169H175V168H174ZM176 169H177V167H176ZM187 169H186V171H187ZM193 169H194V168H192L191 170H193ZM243 169H244V168H243ZM247 169H246V170H247ZM254 169H255V168H254ZM261 169H260V167H259L260 172L258 171V173H257V171L255 172L254 170H252V171H254V173H257V174H255L254 176H253V174H252L253 172L251 171V172H252L251 174H252V176L254 177V179H255V176H256V175H257L256 177H259V173H262ZM45 170H46V166H45ZM48 170H49V169H48ZM96 170H95V171H96ZM104 170H105V169H104ZM106 170H107V169H106ZM118 170H119V169H118ZM118 170H117V171H118ZM152 170H153V169H152ZM196 170H199V168L196 169ZM196 170L194 169V171H196ZM212 170H213V169H212ZM256 170H257V169H256ZM111 171H113V170H111ZM120 171H121V170H120ZM123 171H124V170H123ZM178 171H179V170H178ZM184 171H185V170H184ZM188 171L190 172V170H188ZM188 171L186 172L187 174H189ZM200 171L203 172L204 169H202V170H200ZM241 171H243L242 174H244V171H245V170H241ZM248 171H249V169L247 170V172H248ZM45 172H46V173H45V177H43V176H42V177H43V179H44V183H45V184L47 183V186L44 188L45 191H46L45 193L47 194V196H45V199H44L45 201L43 202V205H42V206H43V209H42L43 217L45 216L44 218H45L47 221H49V222H54V216H55L56 214H58V215H61V214L64 215V213L67 212V210H66L67 206H68V205H71V206L73 207V211H72L73 216H72V214H71V216H72V220H73V222L75 223V222L80 218V216H78V211H76V210H77L78 204H79V206H80V203H79V202L81 201V200H80V199H81V197H80V196H81V195H80L81 192H80L78 189H75V188H71V187L65 186L64 184H62L61 182H59V181L55 178V176H53V175L51 174L52 172H50V171H45ZM91 172H92V171H91ZM91 172H90V173H91ZM97 172H98V171H97ZM102 172H104V171L102 170ZM148 172H149V171H148ZM154 172H155V171H154ZM154 172H153V173H154ZM162 172H163V170H162ZM167 172H169V171H167ZM176 172H177V171H176ZM182 172H183V171H182ZM210 172H212V171L210 170L208 173H210ZM223 172H224V171H223ZM42 173H44V172H42ZM109 173H110V172H109ZM118 173H119V172H118ZM149 173H150V172H149ZM171 173H172V172H171ZM184 173H185V172H184ZM186 173H185V174H186ZM190 173H193V172H190ZM196 173H197V171H196ZM224 173H225V172H224ZM29 174H30V173H29ZM96 174H97V173H96ZM168 174H170V173H168ZM172 174H173V173H172ZM172 174H170V175H172ZM176 174H177V173H176ZM201 174H203V173H201ZM242 174H241V176H242ZM178 175H179V173H178ZM181 175H182V173H181ZM196 175H197V174H196ZM244 175H245V174H244ZM247 175L250 176V173L248 172V174H246V177H247ZM262 175H263V173H262ZM262 175L260 174V178H261V179H258V178H257L258 180H261V182H262L263 177H264V175H263V177H261ZM110 176H111V174H110ZM123 176H124V175H123ZM175 176H177V175H175ZM187 176H189V175H187ZM191 176H194V174H192ZM197 176H198V175H197ZM202 176H203V175H202ZM209 176H210V175H209ZM211 176H213V175H211ZM211 176H210V177H211ZM26 177H27V175H26ZM102 177H103V176H102ZM117 177L120 179L121 175H120V176L118 175ZM169 177H170V176H169ZM180 177H182V176H180ZM180 177H179V178H180ZM183 177H184V176H183ZM246 177L244 178V177L242 176L240 180H241V181H242L243 179L245 180ZM27 178H29V176H28ZM103 178H104V177H103ZM164 178H165V177H164ZM188 178H189V177H188ZM193 178H194V177H193ZM201 178H202V177H201ZM204 178H205V177H204ZM223 178H224V177H223ZM247 178H248V177H247ZM250 178H251V177H249L248 179H250ZM34 179H35V178H34ZM119 179H118V180H119ZM180 179H181V178H180ZM182 179H183V178H182ZM195 179H196V178H195ZM208 179H209V178H206L205 181L207 182ZM252 179H253V178H252ZM252 179H251V180H252ZM257 179H256V181H255L253 184L257 183V181H258ZM23 180H24V179H23ZM25 180H26V178H25ZM25 180H24V181H25ZM175 180H176V178H175ZM212 180H214V179H212ZM244 180H243V181H244ZM251 180H250V181H251ZM93 181H94V180H93ZM98 181H99V180H98ZM105 181H106V180H105ZM209 181H210V179H209ZM225 181H226V180H225ZM241 181H239V182H241ZM245 181L248 182L249 180L246 179ZM253 181H254V180H253ZM26 182H27V181H26ZM41 182H42V179H41ZM106 182H107V181H106ZM150 182H151V180H150ZM182 182H184V181H182ZM197 182H198V181H197ZM202 182H203V181H202ZM239 182H237V183H239ZM258 182H259V181H258ZM261 182H259V183H261ZM28 183H29V182H28ZM117 183H118V182H117ZM148 183H149V182H148ZM170 183H171V182H170ZM184 183H185V182H184ZM188 183H189V182H188ZM210 183H211V181H210ZM237 183H236V184H237ZM259 183H258V184H259ZM262 183H263V185H264V181H263ZM262 183H261V184H262ZM21 184H22V183H21ZM29 184H30V183H29ZM109 184H110V183H109ZM173 184H174V183H173ZM185 184H186L188 187H190L189 184H187V182H186ZM200 184H201V183H199V184L197 183L196 185H200ZM202 184H203V183H202ZM239 184H240V183H239ZM239 184H238V185H239ZM241 184H242V182H241ZM246 184H249V185L251 184V185H252L251 182L246 183ZM100 185H101V184H100ZM105 185H106V184H105ZM158 185H159V184H158ZM178 185H179V184H178ZM196 185H195V186H196ZM222 185H225V184L222 183ZM232 185H233V184H232ZM249 185H247V186L244 185V186L249 187ZM109 186H110V185H109ZM116 186H117V185H116ZM155 186H156V185H155ZM159 186H160V185H159ZM180 186H181V185H180ZM203 186H204V188H203L202 186H200V189H201V187H202V189L204 190V189H205V185H203ZM228 186H230V184H229ZM228 186H227V187H228ZM240 186H242V185H239V189L241 188ZM28 187H29V185H28ZM30 187L32 188V186H30ZM134 187H135V186H134ZM156 187H157V186H156ZM156 187H155V188H156ZM168 187H169V186H168ZM176 187H178V186H176ZM192 187L194 188V186H192ZM207 187H208V186H207ZM207 187H206V188H207ZM231 187H232V186H231ZM231 187H229V188L231 189ZM233 187H234V186H233ZM235 187H236V185H235ZM254 187H255V186H254ZM259 187L261 188V186H259ZM263 187H264V186H263ZM110 188H111V187H110ZM135 188H136V187H135ZM141 188L143 189V187H141ZM146 188H147V187H146ZM153 188H154V186H153ZM155 188H154V189H155ZM159 188H160V187H159ZM163 188H164V187H161V191L163 190ZM184 188H185V187H184V184H183V185L178 189V192H175V193H178V194H177V196H179L178 198H179L181 201H183L184 203H186V206H187V202H189V204L191 203V202H190L191 199L193 200V199H195V198H197V199L199 198V200L201 201V198H200V197H196V196H195V195H197L198 193H200V192H198V190H199V186H198V190H197V192H195V191L192 190V189H189V191H188L189 193H187V191H185ZM186 188H187V187H186ZM196 188H197V187H196ZM196 188H194V189H196ZM236 188H237V187H236ZM236 188H232L233 190H232L231 192L233 193L234 189H236ZM242 188H243V187H242ZM244 188H245V187H244ZM250 188H252V186H251ZM250 188H249V189H250ZM29 189H30V188H29ZM29 189L27 188V190H29ZM44 189H43V190H44ZM151 189H152V187H151ZM187 189H188V188H187ZM202 189H201V190H202ZM208 189H209V187H208ZM208 189H207V190H208ZM224 189H225V188H224ZM224 189H223V190H224ZM30 190H31V189H30ZM41 190H42V189H41ZM41 190H40V191H41ZM148 190H149V189H148ZM152 190H153V189H152ZM156 190H157V189H156ZM164 190H166V189L164 188ZM171 190H172V189H171ZM211 190H212V189H211ZM225 190H226V189H225ZM228 190H229V189H228ZM236 190L239 191V192L241 191V190H238V188H237ZM242 190H243V189H242ZM262 190H263V189H261V194L264 192V191H262ZM110 191H111V190H110ZM157 191L160 192L159 189H158ZM199 191H200V190H199ZM205 191H206V190H205ZM205 191H204V193H205ZM208 191H209V190H208ZM250 191H251V190H250ZM194 192L197 193V194H194ZM201 192L203 193V191H201ZM234 192H235V191H234ZM239 192H238V194H239ZM255 192H256V191H255ZM110 193H111V192H110ZM110 193H109V194H110ZM133 193H135V192H133ZM157 193H158V192H157ZM243 193H244V192H243ZM109 194H108V196H109ZM121 194H122V193H121ZM160 194H162V193H160ZM163 194H164V193H163ZM235 194L238 195L237 192H236ZM235 194H234V195H235ZM240 194H241V193H240ZM257 194H258V193H257ZM110 195H111V194H110ZM127 195H128V194H127ZM164 195H165V194H164ZM198 195L200 196V194H198ZM201 195H203V194H201ZM234 195H233V196H234ZM254 195H255V194H254ZM258 195H260V194H258ZM258 195H257V196H258ZM262 195H264V194H262ZM153 196H155V195H153ZM157 196H158V195H157ZM233 196H232V197H233ZM109 197H110V196H109ZM161 197H162V196H161ZM187 197H188V200L186 199ZM194 197H195V198H194ZM224 197H225V196H224ZM241 197H242V196H241ZM251 197H252V196H251ZM259 197H260V196H259ZM259 197H256V198H258V201H259ZM261 197H263V196H261ZM43 198H44V197H43ZM110 198H111V197H110ZM116 198H117V196H116ZM164 198H165V197H163V199H164ZM168 198L170 199V197H168ZM168 198H166V199H168ZM210 198H211V197H210ZM220 198H221V196H220ZM226 198H227V197H226ZM226 198H225V200H227ZM242 198H243V197H242ZM245 198H247V197H245ZM256 198H255V200H256ZM121 199H122V198H121ZM160 199H161V198H160ZM235 199H236V198H235ZM243 199H244V198H243ZM253 199H254V198H253ZM106 200H107V199H106ZM150 200H152V199H150ZM150 200H148V201H150ZM172 200H173V199H172ZM176 200H177V198H176ZM186 200H187V201H186ZM249 200H250V199H249ZM38 201H39V200H38ZM109 201H110V200H109ZM109 201H108V202H109ZM142 201H143V200H141V202H142ZM154 201H156V200L154 199ZM154 201H153V202H154ZM168 201H171V200H168ZM202 201H204V200H202ZM202 201H201V202H202ZM206 201H207V200H206ZM206 201H204V202H206ZM228 201H230V200H228ZM231 201H232V200H231ZM241 201H242V200H241ZM241 201H240V202H241ZM243 201H244V200H243ZM256 201H257V200H256ZM256 201H255V202H256ZM258 201H257V206H261V205L263 204V202H262V204L260 205V204H258ZM262 201H264V199H263ZM131 202H133V201H131ZM135 202H136V201H135ZM143 202H144V201H143ZM173 202H174V201H173ZM173 202H172V203H173ZM175 202H177V201H175ZM192 202H193V201H192ZM201 202H200V203H201ZM204 202H202V203H204ZM255 202L252 201V202H251L252 205H254ZM259 202H260V201H259ZM136 203H137V205H136V208H137V206H139L138 204L140 203V201H139V203H138V202H136ZM149 203H151V202H149ZM154 203H155V202H154ZM162 203H163V204H164V203H167V200H166L165 202H161V204H162ZM178 203H179V202H178ZM197 203H198V202H197ZM200 203H198V204H200ZM220 203H221V202H220ZM248 203H249V202H248ZM253 203H254V204H253ZM127 204H128V203H127ZM127 204H126V205H127ZM151 204H152V203H151ZM161 204H158V202H157V205H158V206L161 205ZM168 204H169V202H168ZM168 204H165V206L168 205ZM170 204H171V203H170ZM170 204H169V205H170ZM194 204H195V203H194ZM198 204H196V205H198ZM221 204H222V203H221ZM228 204H229V203H228ZM36 205H37V204H35V206H36ZM129 205L132 206L131 203H130ZM134 205H135V204H133V206H134ZM155 205H156V204H155ZM155 205H150V204H149L148 206H154V207H155ZM157 205H156V206H157ZM171 205H172V204H171ZM191 205H192V203H191ZM230 205H231V204H230ZM247 205H249V204H247ZM250 205H251V204H250ZM97 206H98V205H97ZM133 206H132V207H133ZM140 206H141V204H140ZM144 206H145V205H144ZM175 206H176V205H175ZM175 206H174V203H173L172 207H173L174 209H175V208H177L178 210L181 209L180 207L178 208V207H175ZM177 206H179V204H178ZM181 206H182V204H181ZM183 206H184V205H183ZM186 206H184V207H186ZM189 206H190V205H189ZM192 206H193V205H192ZM211 206H213V205L211 204ZM231 206H232V205H231ZM235 206H236V205H235ZM255 206H256V205H255ZM257 206H256V207H257ZM262 206H263V205H262ZM262 206H261V207H262ZM128 207H129V206H128ZM128 207H127V208H128ZM160 207H162V206H160ZM172 207L170 206V208H168V206H167V207H165L164 209H166V210L168 209V211H169V209H172V210H173ZM199 207L201 208V206H199ZM199 207H198V208H199ZM121 208H122V207H121ZM127 208H126V209H127ZM133 208H134V207H133ZM133 208H132V209H133ZM136 208H135V209H136ZM139 208H140V207H139ZM144 208H145V207H144ZM144 208H143V206H142V209H141V208H140V209H141V210H144ZM147 208H148V207H147ZM149 208H150V207H149ZM152 208H153V207H151V209H152ZM156 208H157V207H156ZM156 208H153V209L155 210ZM187 208H188V207H187ZM190 208H191V207H190ZM196 208H197V207H196ZM200 208H199V209H200ZM203 208H204V207H203ZM216 208H217V207H216ZM228 208H229V207H228ZM251 208H252V207H251ZM32 209H33V208H31V210H32ZM130 209H131V208H129V210H130ZM135 209H134V210H135ZM137 209H138V208H137ZM137 209H136V211H134L135 214H134V213H133V214L135 215V219H136V220L134 219L135 222L137 221L138 223H141L140 220H142V219H143V220H142V222H143L148 216H150L151 214H155V212H156V214H157V211L159 210V209L157 208L158 210L156 209L157 211L155 210L154 213H152L153 210L150 211V210L147 209V210H148V213H149V211H150L151 214L149 215L148 213H146L147 216H145L144 213H141V212H143V211H141V210L137 211ZM177 209H176V210H177ZM191 209L193 210V208H191ZM237 209H238V208H237ZM247 209H249V206H248ZM254 209H255V208H254ZM261 209H262V208H261ZM78 210H79V209H78ZM166 210H165V211H166ZM195 210H196V209H195ZM226 210H227V209H225L224 212H226ZM235 210H236V209H235ZM235 210H234V211H235ZM239 210H240V209H238V212H236V211L234 212V211H233L234 213H236L235 216H237V215L240 213ZM258 210H259V208H258ZM35 211H36V210H35ZM64 211H66V212H64ZM79 211H80V210H79ZM140 211H141V212H140ZM162 211H163V210H162ZM162 211H161V212H162ZM188 211H189V210H188ZM196 211H197V210H196ZM203 211H205V210H203ZM240 211H241V213L243 212L242 210H240ZM254 211H255V210H254ZM259 211H260V210H259ZM261 211H263V210H261ZM261 211H260V212H261ZM80 212H81V211H80ZM95 212H96V211H95ZM119 212H120V211H119ZM123 212H124V211H123ZM123 212H121V213H123ZM158 212H159V211H158ZM166 212H167V211H166ZM166 212H165V213H166ZM180 212H181V211H180ZM218 212H219V211H218ZM220 212H221V211H220ZM222 212H223V211H222ZM222 212H221V213H222ZM189 213H190V212H188V214H189ZM202 213H203V212H202ZM207 213H208V212H207ZM234 213H233V214H234ZM237 213H238V214H237ZM250 213H251V212H250ZM258 213H259V212L257 211L255 214H258ZM263 213H264V212H263ZM30 214H31V213H30ZM97 214H98V213H97ZM156 214H155V215H156ZM158 214H159V213H158ZM170 214H171V213H170ZM172 214H174V213H172ZM172 214H171V215H172ZM181 214H182V213H181ZM181 214H179V215L182 216L183 214H182V215H181ZM186 214H187V210H186ZM228 214H229V213H228ZM228 214L226 213V215H228ZM62 215H61V216H62ZM65 215H66V214H65ZM79 215H80V214H79ZM143 215H144V216H143ZM155 215H152V216H155ZM164 215H165V214H164ZM176 215H177V212H176ZM224 215H225V214H224ZM229 215H230V214H229ZM242 215H244V214H242ZM66 216H67V215H66ZM69 216H70V215H69ZM157 216H158V215H157ZM157 216H156V217H157ZM160 216H161V215H160ZM160 216H158L157 218H159ZM169 216H170V215H169ZM169 216H168V217H169ZM177 216H178V215H177ZM180 216H179V217H180ZM186 216L189 217L188 215H186ZM193 216H194V215H193ZM212 216H213V215H212ZM235 216L233 215V216H231V218L234 217L233 220H235V218H236ZM247 216H248V215H247ZM247 216H246V217H247ZM55 217H56V216H55ZM92 217H93V216H92ZM92 217H91V218H92ZM156 217H155V218H156ZM182 217H183V219H184V216H182ZM182 217H181V219H182ZM201 217H202V216H201ZM208 217H209V216H208ZM238 217H239V219H241V218H240V215H239ZM241 217H243V216H241ZM256 217H257V216H256ZM60 218H61V217H60ZM116 218H117V217H116ZM120 218H121V217H120ZM177 218H178V217H177ZM177 218H176V219H177ZM244 218H245V217H244ZM249 218H250V216H249ZM262 218L264 219V217H262ZM132 219H133V218H132ZM151 219H154V217H152ZM162 219L165 220L166 218L163 217ZM168 219H169V220H167V221L172 220V219H170V218H168ZM181 219H180V220H181ZM225 219H226V218H225ZM236 219H237V218H236ZM255 219H257V218L254 217L253 220H252V219H251V220L254 221ZM258 219H259V218H258ZM108 220H109V219H108ZM111 220H112V219H111ZM113 220H114V219H113ZM121 220H124V219H121ZM147 220H148V219H147ZM160 220H161V219H160ZM160 220H158V221H160ZM164 220L161 222L162 224H163V223H164V224L166 223V220H165V222H164ZM180 220H179V221H180ZM186 220H189V221H190V219H186ZM201 220H202V219H201ZM241 220H242V219H241ZM241 220H239V221H241ZM246 220H247V219H246ZM119 221H120V220H119ZM125 221H126V220H125ZM132 221H133V220H132ZM145 221H146V220H145ZM145 221H144V222H145ZM150 221L153 222V220H150ZM155 221H156V219H155ZM172 221H175V220H172ZM172 221H171V223H169V225H172ZM191 221H192V220H191ZM197 221H198V220H197ZM216 221H217V220H216ZM236 221H237V220H236ZM255 221H256V220H255ZM255 221H254V222H255ZM262 221H263V220H262ZM92 222L94 223V225H96L95 227H96L97 229H98L100 226H103V225H104V222H103V223L100 222V221L98 220V218H97V215H96L93 219L89 220V222H87V223L83 226V228H81V230L75 235V243H76V245H77V247H78L79 254H80L79 256H80V258H81V263H82V264H93L92 259H91V255H90V251H89V250L91 249V248L89 247V245H90V239H88L89 237H88V238L86 237V231L88 230V228H89V226H90V224H91ZM110 222H111V221H110ZM112 222H113V221H112ZM117 222H118V220H117ZM117 222H116V223H117ZM126 222H128V220H127ZM144 222H143V223H144ZM176 222H177V221H176ZM181 222H182V220H181ZM210 222H211V221H210ZM248 222H250V221H248ZM248 222H246V221H245V223L242 222L243 227H244V224H248ZM254 222H253V224H254ZM31 223L33 224V222H31ZM106 223H107V221H106ZM113 223H114V222H113ZM118 223H119V222H118ZM146 223H151V222H147V221H146ZM146 223H145V224H146ZM156 223H157V222H156ZM156 223L154 222L153 224L155 225ZM173 223H174V222H173ZM200 223H201V222H200ZM216 223H217V222H216ZM233 223H234V222H233ZM236 223H237V222H236ZM238 223H239V222H238ZM255 223H256V222H255ZM258 223H259V222H258ZM34 224H35V223H34ZM34 224H33V225H34ZM40 224H41V223H40ZM49 224H51V223H49ZM108 224H110V223H108ZM145 224H144V227H143V228H145ZM159 224H160V223H159ZM159 224H158V225H159ZM178 224H179V223H178ZM183 224H185V223H183ZM197 224H199V223H197ZM214 224H215V223H214ZM250 224H252V223H250ZM253 224H252V225H253ZM259 224H260V223H259ZM262 224H263V223H262ZM41 225H42V224H41ZM53 225H55V222L53 223ZM113 225H114V224H113ZM135 225H137V224H135ZM135 225L133 224V226H135ZM142 225H143V224H142ZM142 225H141L140 227H142ZM146 225H148V224H146ZM160 225H161V224H160ZM166 225H168V222H167ZM192 225H193V224H192ZM199 225H200V224H199ZM210 225H211V223H210ZM212 225H213V224H212ZM218 225H219V224H218ZM226 225H227V224H226ZM233 225H234V224H233ZM237 225H238V224H237ZM237 225H236V227H237ZM105 226H106V225H105ZM124 226H125V225H124ZM126 226H127V225H126ZM137 226H138V228H139V225H137ZM149 226H150V224H149ZM200 226H201V225H200ZM214 226H215V225H214ZM228 226H229V225H228ZM231 226H232V225H231ZM260 226H261V225H259V227H260ZM33 227H34V226H33ZM50 227H51V226H50ZM54 227H55V226H52V230H55L56 227H55V228H54ZM107 227H108V226H107ZM130 227H132V226H130ZM153 227H154V226H153ZM156 227H157V226H156ZM166 227H167V226H166ZM166 227H165V228H166ZM206 227H207V226H206ZM212 227H213V226H212ZM217 227H219V226H217ZM223 227H224V226H223ZM246 227H247V226H246ZM248 227L250 228V226H248ZM254 227H257V225L254 226ZM259 227H258V228H259ZM262 227H263V226H262ZM46 228H47V227H46ZM53 228H54V229H53ZM147 228H150V227H147ZM169 228H171V226H169L168 229H169ZM189 228H190V227H189ZM191 228H192V227H191ZM219 228H221V227H219ZM232 228H233V226H232ZM249 228H248V229H249ZM252 228H253V227H252ZM258 228L256 229V231L258 230ZM187 229H188V228H187ZM196 229H197V228H196ZM199 229H200V227H199ZM205 229H206V228H205ZM237 229H238V228H236L235 230H237ZM250 229H251V228H250ZM250 229H249V230H250ZM40 230H41V229H40ZM48 230H49V228H48ZM52 230H51V231H52ZM160 230H162V229H160ZM189 230H190V229H189ZM212 230H213V229H212ZM216 230H217V229H216ZM218 230H219V229H218ZM220 230H221V229H220ZM224 230H225V228H224ZM224 230H223V231H224ZM233 230H234V228H233ZM259 230H260V228H259ZM259 230H258V232H259ZM41 231H42V230H41ZM58 231H60V235H63V237L65 238V236H66V232H64L65 230H64L63 232H62V230H58ZM145 231H147V230H145ZM158 231H159V230H158ZM163 231H164V230H163ZM198 231H199V232H196V230H195V231H189V232H190V234H192L191 232H194V233L196 232V236H198L199 234H202V233H200L201 230H198ZM202 231H204V229H202ZM205 231H206V230H205ZM214 231H215V229H214ZM237 231H238V230H237ZM243 231H244V230H243ZM245 231H246V230H245ZM46 232H47V231H46ZM48 232H50V231H48ZM56 232H57V231H56ZM160 232H161V231H159V233H160ZM218 232H219V231H218ZM226 232H227V231H226ZM251 232H252V230H251ZM253 232H254V231H253ZM261 232H263V230H262ZM37 233H38V232H37ZM96 233H97V232H96ZM164 233H165V232H164ZM172 233H173V232H172ZM172 233H171V234H172ZM197 233H199V234L197 235ZM203 233H204V232H203ZM206 233H207V232H206ZM234 233H235V232H234ZM244 233H245V232H244ZM246 233H247V232H246ZM249 233H250V232H249ZM42 234H43V233H42ZM52 234L55 235V233H52ZM97 234H99V233H97ZM210 234H211V233H210ZM218 234H221V233H218ZM226 234H228V233H226ZM231 234H232V233H231ZM252 234H253V233H252ZM252 234H251V235H252ZM259 234H260V232H259ZM259 234H257V236H258ZM261 234H262V233H261ZM36 235H37V234H36ZM56 235H57V234H56ZM104 235H105V233H104ZM145 235H146V234H145ZM167 235H168V234H167ZM207 235H208V234H207ZM213 235H214V234H213ZM213 235H212V236H213ZM216 235H217V234H216ZM237 235H238V234H237ZM253 235H254V234H253ZM105 236H106V235H105ZM105 236H104V237H105ZM169 236H170V235H169ZM190 236H191V235H190ZM196 236H195V239H197ZM218 236H219V235H218ZM221 236H222V235H221ZM224 236H225V234H224ZM233 236H236V235L233 234ZM248 236H249V235H248ZM254 236H255V235H254ZM261 236L263 237V235H261ZM45 237H46L47 240H49V239H48L49 236H48V238H47V236L45 235ZM45 237H44V238H45ZM102 237H103V236H102ZM147 237H148V236H147ZM161 237H162V236H161ZM172 237H173V236H172ZM174 237H175V236H174ZM193 237H194V236H193ZM198 237L201 239V235L198 236ZM203 237H204V236H203ZM203 237H202V238H203ZM210 237H211V235H210ZM215 237H216V236H215ZM228 237H229V235H228ZM132 238H133V236H132ZM144 238H145V237H144ZM199 238H198V241H199ZM213 238H214V237H213ZM213 238H212V239H213ZM259 238H260V237H259ZM36 239H37V238H36ZM103 239H104V238H103ZM107 239H108V238H107ZM107 239H106V240H107ZM112 239H113V238H112ZM146 239H147V238H146ZM146 239H145V240H146ZM162 239H163V238H162ZM162 239H161V240H162ZM166 239H167V238H166ZM186 239H187V238H186ZM189 239H190V238L188 237V240H189ZM216 239H218V238H216ZM232 239H233V237H232ZM247 239H249V238H247ZM252 239H253V238H252ZM252 239H250V240H252ZM254 239H255V237H254ZM254 239H253V241H254ZM256 239H258V238H256ZM263 239H264V238H263ZM142 240H143V239H142ZM147 240H148V239H147ZM158 240H159V239H158ZM174 240H175V239H174ZM174 240H173V243H174ZM190 240H191V239H190ZM201 240H202V239H201ZM203 240H205V239L203 238ZM219 240H220V239H219ZM221 240H222V239H221ZM225 240H227V237H226ZM235 240H236V239H235ZM235 240H234V241H235ZM243 240H245V239H243ZM20 241H21V240H20ZM44 241H45V239H44ZM110 241H111V243H112L113 240H110ZM116 241H117V238H116ZM143 241H144V240H143ZM163 241H164V240H163ZM181 241H183V240L181 239ZM223 241H224V239H223ZM223 241H222V242H223ZM229 241H230V239H229ZM261 241H262V240H261ZM46 242H47V241H46ZM46 242H45V243H46ZM148 242H149V240H148ZM183 242H184V241H183ZM187 242H189V241H186V243H187ZM195 242L197 243L196 240H195ZM212 242L217 243L216 241H212ZM212 242H211V243H212ZM251 242H252V241H251ZM20 243H22V241H21ZM27 243H28V242H27ZM111 243H110V244H111ZM115 243H116V242H115ZM123 243H124V242H123ZM123 243H122V244H123ZM126 243H127V242H126ZM126 243H125V244H126ZM143 243L145 244L146 242H142V244H143ZM170 243H171V242H170ZM186 243H185V245H189V244H186ZM202 243H204V241L198 243V245H200V244H202ZM206 243H207V242H206ZM223 243H225V242H223ZM263 243H264V240H263ZM23 244H24V246H25L26 243L24 242ZM48 244H49V243H48ZM125 244H124V245H125ZM128 244H129V242H128ZM140 244H141V243H140ZM165 244H167V243L165 242ZM165 244H164V245H165ZM175 244H176V243H175ZM183 244H184V243H183ZM192 244H193V243H192ZM236 244H237V240H236ZM238 244H239V243H238ZM243 244H246V243L243 242ZM257 244L259 245V242L256 243V245H257ZM44 245H45V244H44ZM49 245H50V244H49ZM111 245H112V244H111ZM132 245H133V244H132ZM225 245H227V244L225 243ZM230 245H231V244H230ZM232 245H233V244H232ZM263 245H264V244H263ZM32 246H33V244H32ZM38 246H39V245H38ZM90 246H91V245H90ZM129 246H130V245H129ZM149 246H150V245H149ZM149 246H146V247H149ZM171 246H173L172 243H171ZM171 246H170V247H171ZM202 246H204V245L202 244ZM202 246H201V247H202ZM228 246H229V245H228ZM242 246H243V245H242ZM260 246H261V245H260ZM30 247H31V246H30ZM43 247H44V246H43ZM47 247H48V246H47ZM113 247H115V246H113ZM123 247H124V246H123ZM130 247H131V246H130ZM141 247H142V246H141ZM166 247L168 248L167 245H166ZM170 247H169V249H170ZM186 247H187V246H186ZM204 247H205V246H204ZM239 247H240V246H239ZM239 247H238V248H239ZM244 247H245V246H244ZM250 247H251V245H250ZM250 247H249V248H250ZM261 247H262V246H261ZM261 247H259V249H260ZM263 247H264V246H263ZM263 247H262V248H263ZM24 248H26V247H24ZM32 248H34V246H33ZM50 248H51V246H50ZM89 248H90V249H89ZM116 248H117V245H116ZM116 248H114V249H116ZM143 248H144V246H143ZM149 248H150V247H149ZM154 248H155V247H154ZM193 248H194V247H193ZM198 248H200V247H198ZM235 248H236V245H235ZM242 248H243V247H242ZM262 248H261V250H262ZM44 249H45V248H44ZM47 249H48V248H47ZM125 249H126V247H125ZM125 249H124V250H125ZM136 249H137V248H136ZM136 249H134V253H135V250H136ZM139 249H140V248H139ZM141 249H142V248H141ZM146 249H147V248H146ZM171 249H172V247H171ZM171 249H170V250H171ZM200 249H201V248H200ZM202 249H203V248H202ZM247 249H248V247H247ZM256 249H258V248L256 247ZM45 250H46V249H45ZM49 250H50V249H49ZM49 250H48V251H49ZM129 250H130V249H129ZM148 250H149V249H148ZM150 250H151V249H150ZM152 250H153V248H152ZM152 250H151V251H152ZM161 250H163V249L161 248ZM161 250H160V251H161ZM183 250H184V249H183ZM193 250L195 251V250H198V249H193ZM249 250H250V249H248V253H249ZM263 250H264V248H263ZM22 251H23V250H22ZM92 251H93V250H91V252H92ZM116 251H117V250H116ZM143 251H144V250H143ZM151 251H149V253H150ZM171 251H173V250H171ZM177 251H178V249H177ZM198 251H199V250H198ZM198 251H197V252H198ZM203 251H204V250H203ZM46 252H47V251H46ZM46 252H45V253H46ZM50 252H51L50 255H49L48 252H47V254H48L49 256H52V259H51V260H50V258H49L50 261L53 260V257H54V258H55V257H58V258L60 257V258H62L64 261L66 260L65 263H67V264H74L73 253H72V250H71V248L69 247L67 241H65V246L62 248L61 251L58 252V251H55V250H50ZM178 252H179V251H178ZM181 252H182V251H181ZM199 252H201V251H199ZM31 253H34V251L31 252ZM38 253H39V252H38ZM140 253H141V252H140ZM145 253H146V252H145ZM151 253H152V252H151ZM161 253H162V252H161ZM173 253H174V251H173ZM182 253H183V252H182ZM245 253H247V252H245ZM252 253H255V251H254V252H251V254H252ZM256 253H257V251H256ZM94 254H95V253H93V255H94ZM111 254H112V253H111ZM113 254H114V253H113ZM118 254H119V253H118ZM138 254H139V253H138ZM142 254H143V253H142ZM153 254H154V253H153ZM165 254H166V253H165ZM165 254H164V255H165ZM167 254H170V252L168 251ZM187 254H188V253H187ZM242 254H243V253H242ZM38 255H39V254H38ZM48 255H47L46 259H48ZM93 255H92V258L95 257V256H97V255H95V256H93ZM132 255H133V253H132ZM134 255L136 256V254H134ZM154 255H156V254H154ZM162 255H163V254H162ZM170 255H171V254H170ZM170 255H167V256H170ZM172 255H173V254H172ZM181 255H182V254H181ZM188 255H189V254H188ZM192 255H193V254H192ZM198 255H199V254H198ZM201 255H202V254H201ZM246 255H248V254H246ZM246 255H245V257H246ZM254 255L256 256V254H254ZM45 256H46V255H45ZM135 256L133 257V258H134L133 260H136V259H135ZM139 256H141V255L139 254ZM149 256H150V255H149ZM175 256H176V255H175ZM242 256H243V255H242ZM249 256H250V255H249ZM30 257H31V256H30ZM104 257H105V256H104ZM114 257L118 258L117 254H116V256H114ZM142 257L144 258L145 256L142 255ZM152 257H153V256H152ZM156 257H157V256H156ZM164 257H165V256H164ZM170 257H172V256H170ZM187 257H188V256H187ZM195 257H196V256H194V258H195ZM207 257H208V256H207ZM207 257H206V258H207ZM245 257H244V258H245ZM251 257H252V256H251ZM42 258H44V257L42 256ZM100 258H101V257H100ZM105 258H106V257H105ZM120 258H121V257H120ZM165 258H166V257H165ZM183 258H184V257H183ZM199 258H200V257H199ZM211 258H212V256H211ZM242 258H243V257H242ZM248 258H250V257H248ZM248 258H247V259H248ZM253 258H254V257H253ZM255 258H256V257H255ZM255 258H254V259H255ZM24 259H25V258H24ZM55 259H56V258H55ZM62 259H61V261H62V263H63V260H62ZM97 259H98V258H97ZM106 259H107V258H106ZM141 259H142V258H141ZM171 259H173V258H171ZM191 259H192V258H191ZM201 259H202V258H201ZM250 259H251V258H250ZM261 259H262V258H261ZM22 260H23V259H22ZM32 260H33V259H32ZM57 260H59V262H60V259H57ZM95 260H96V259H95ZM98 260H100V259H98ZM101 260H103V259L101 258ZM123 260H124V259H123ZM129 260H130V259H129ZM147 260H148V259H147ZM149 260H150V259H149ZM149 260H148V261H149ZM155 260L157 261L158 259H155V256H154V260H153V261L150 260V261H151L153 264H157V263H155V262H156ZM186 260H187V259H186ZM209 260H211V259H209ZM243 260H244V259H243ZM245 260H246V259H245ZM245 260H244V262H245ZM248 260H249V259H248ZM248 260H246V261H248ZM50 261H49V262H50ZM154 261H155V262H154ZM160 261H161V260H160ZM160 261L158 262V264L160 263ZM163 261H164V260H163ZM170 261H171V260H170ZM206 261H208V260H206ZM212 261H213V260H212ZM249 261H251V260H249ZM255 261H257V258H256ZM255 261H254L253 263L256 264ZM259 261H260V260H259ZM29 262H30V259H29ZM37 262H38V261H37ZM45 262H46V261H45ZM55 262H56V261H55ZM96 262H97V261H96ZM99 262H100V263H98V264H101V261H99ZM107 262H108V261H107ZM112 262H113V261H112ZM171 262H173V261H171ZM181 262H182V261H181ZM186 262L188 263V261H186ZM192 262H195V261L193 260ZM203 262H204V261H203ZM262 262H263V261H262ZM262 262H261V263H262ZM52 263H54V262H52ZM65 263H64V264H65ZM102 263H103V262H102ZM117 263H118V262H117ZM133 263H135V261H134ZM149 263H150V262H149ZM152 263H150V264H152ZM207 263H208V262H207ZM207 263H206V264H207ZM209 263H210V262H209ZM257 263H258V262H257ZM28 264H29V263H28ZM37 264H38V263H37ZM41 264H43V260H42V263H41ZM46 264H47V263H46ZM50 264H51V263H50ZM54 264H55V263H54ZM96 264H97V263H96ZM103 264H104V263H103ZM112 264H113V263H112ZM141 264H142V263H141ZM146 264H147V263H146ZM160 264H164V263L162 262V263H160ZM195 264H196V263H195ZM198 264H200V261H199ZM263 264H264V263H263Z\"/></svg>",
    "mask_w": 264,
    "mask_h": 264
},
{
    "label": "water",
    "instance_id": "water-1",
    "mask_svg": "<svg viewBox=\"0 0 264 264\" xmlns=\"http://www.w3.org/2000/svg\"><path fill=\"white\" fill-rule=\"evenodd\" d=\"M5 5H6L7 14H8V19H9V22L11 24V12H10L9 0H5ZM23 56H25V59L29 60V62H31V64L33 66H35V67H37V68H39L41 70H46L48 68H53V67L58 66V65H68L69 63L75 61L76 59H81L83 61H86L90 66H93L87 60V58H84V57H69V58L59 60V61H57V62H55L53 64H49V65H46V66H37L35 63H33L31 61V59L25 53H23ZM92 87H93V83L86 90H84L82 93H80L65 110H63L60 114H58V116L55 118V120L51 124L50 131L53 130V128L55 127V125L57 124V122L65 114H67L68 112H70L71 110H73V108L81 100H83V98L89 93V91L91 90ZM47 156H48L49 168H50L53 176H55V178L59 182H61L62 184H64L65 186L78 189L80 192L85 193V194H88L91 197L92 202H93V206L87 211V213L83 216V218L79 221V223L76 224V226H74V228L67 235V241H68L70 247L72 248V250L74 251V256H75L76 264H81L80 257H79V252H78V248H77V245L75 243L74 238H75V235L87 223V221L91 218V216L95 212V210L97 208V205H98L97 194L90 187H88V186H86L84 184L71 182V181H68V180L62 178L57 173V171L55 170V167H54V165L52 163V160H51V155H50V151L49 150H48V155Z\"/></svg>",
    "mask_w": 264,
    "mask_h": 264
}]
</instances>
